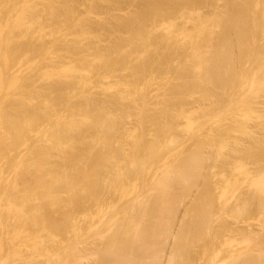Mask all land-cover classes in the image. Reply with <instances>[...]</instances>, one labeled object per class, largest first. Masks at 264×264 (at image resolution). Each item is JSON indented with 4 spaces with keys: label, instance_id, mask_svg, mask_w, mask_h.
Returning <instances> with one entry per match:
<instances>
[{
    "label": "bare ground",
    "instance_id": "obj_1",
    "mask_svg": "<svg viewBox=\"0 0 264 264\" xmlns=\"http://www.w3.org/2000/svg\"><path fill=\"white\" fill-rule=\"evenodd\" d=\"M9 1H10V0H0V14H1L0 16L4 15L3 18L0 17V18H2V20H1V19H0V20H1V21H3V20L7 21V20H9V17H10V19H14V16H15L16 14H17L16 16H17L18 18L15 16V17L17 18V19H16V18L14 19L15 22H14V20H12L13 22L11 21L10 23H9V22H5V21H3V22L1 23V21H0V24H1L0 27H1V26L3 27L2 30H0V54H1V56H3V60H4L5 58H7V61H6V59H5L4 61H5L6 63H8V66L10 67V68H9V67L7 66V64H6L4 61H3V62L0 61L1 63H3V65H6V66H7V67L3 66L4 68H6V69L8 68V71L5 70V69H2V70H3V71H2V70L0 69V92H1V95L3 94V92H4V94H5V92H9V93L12 94V96H10L9 94L6 93V97H9V96H10V98H11V100H10V98H9L7 102L5 101V100H6V99H5L6 97L4 98V94L2 95L3 97L0 96V102L2 101V102L0 103V104H1V106H0V157H4L5 154H6V155H7V154L10 155V156L7 155V156H5V157H8V156H9V158H6V159H9V160H11V161H9V160H5V157L3 158L5 162L7 161L6 164H7L8 169H9L10 166H11V168L13 169V170H11V168H10V169H9V171H10L9 173H8V171L6 170L7 173H8V176H9V174H11V172L14 171V170L17 171V172H19L20 174L17 173V172H14V174H16V177L18 176V178H20L21 182L24 183L25 185H24V184H23V186L20 185V184H21V183H20V180L17 179V178L15 179V176L12 177V180H9L7 174L4 172V174H6V177L8 178V181H9V182H10V181H13V182H14L13 185L11 184V185H12V186H11L12 188H13V187L16 188L15 185H16V184L18 185V184L20 183L19 185H20L21 187L19 186V187H17V188H18V190H19V189H20V190L23 189V190H22L23 193H22L20 190H19V193H18V192H15V191H14L15 188H13L14 190H12V188L10 187V190H9L10 194H9L8 192H6V191H8V189H9L10 183H13V182H10V183H9V182L7 181V179L5 178V176H4L3 173H2V169H3V168L1 167L2 165L0 166V168H2V169H0V173H1L0 175H1V176H4V178L2 177V179H3V181H5V186H6V187L4 186V182H3V186H1V184H2V181H1V180H2V179H0V183H1V184H0V189H3V188H1V187H4V189H5V191H4V190H3V191L1 190L2 193H0V194H1L0 197L3 196V195H2V194H4L3 192H6V193H5V194H6V197H5V194H4V196L2 197V198L5 197V198L3 199V202H4L5 200H7L8 202H9L10 200L12 201V200L15 199V197L18 199L17 202L14 200V202H16V203H14L13 201H12V202L10 201L11 204H12V203H14V204L10 205V202H9V205H10V206H9V205H7L8 202L5 203V202H6V201H5V202L3 203V202H2V198H0V199H1V200H0V204H1V202H2V205H3V207H4V210H5V208H6L5 206H7V207L9 206L6 210H9V208H11V211H8L9 214H8V213H5V214H4V212H3V213L1 212V211L3 210V208L1 207L2 210L0 209V215H1L0 217L2 218L3 215H4V217H3V219L0 218V223H1V221H2V223L6 222V221H7V223H8L9 220H7V219H8V216H7L6 214L10 215L9 217H11V215L13 214V215H12L13 218H14L15 214H17V215H24V216H26V217L28 218L27 215L29 214V216H30V220L32 219L31 217H33L32 220H36V221L38 222L39 219H40V220L43 219L42 217H44V216H42L41 218H39V217L37 218V215H38L39 213H41V212H42V213H46V212H47V211L44 212V211H43L44 209H48V211H49L51 208H53V206H55L57 209L60 208V205H61V204L58 205V203H60L62 199L60 200V202H59L58 199H60V196H61V194H62V192H61L62 190L64 191L65 194H66V191H67V194H68V193H70V194L75 193V194H77V195H81V196H79V197H81V202H82V200H87V199H88V195H89V198H90V197L92 198V199L90 198V199H91V202L96 203L94 206H96V205H98V204L100 205V204H101V203H99V201L101 200L100 197L103 195L102 193H103V191H104L102 188H104V189L106 190L107 187H108V188H110V186L112 187V184L109 183V184H110V185H109L108 182L110 181V179L113 180V178H111V177L113 176V174H114L116 171H118V170L120 169V166L123 165L122 167H124L125 165L127 166V165H129L130 163H131V165H130L131 167H130V166H127L128 168L126 169L127 171L130 170V171H128V173H127L128 175H129V173H130V175H129L128 177H127V174H126V177H127V178L124 177V176H125L124 173H126V172H124V171H126V170H125L124 168H122V167H121L122 170H121L120 172H119V171L116 172L115 175H114V178L117 176V173H118V176L120 175L119 177H121V175H123V178H120V180H119V179H118V180H119L120 182L126 183L127 186H128L127 182H128V180H129V178H130V176H131V178H130L131 181L129 180L128 183L131 182L132 185H129L128 187H126V188H128V189L130 188V189H129V190H128V189L126 190V188L122 187V188H124L123 193H122V194H123V197H127V196H125V195H127V194H126L127 192H128V194L130 195L131 193H129V192H130L131 190H132V191H131L132 193H133L134 190H136V193H137V191H139L138 188H137V187H139V184H137V183H140V182H141V180H140V182H138V179H140V176H141V175L143 176V178H144L145 176H148V175H149V174H148L149 171H151V173H150L151 175L154 174L155 177H156V178H155L154 175H152V176L154 177V179H155V183H154V184L160 182V181H158V180H157V182H156V179L159 178V177H162L163 182L166 183V185H167V182H173V181H172V180H173L172 177L174 176L173 173L177 172L176 170H174V171H175V172H174L173 169H176V168H177V166H178L177 162H178V161H179V162H183V163H181V166H182V167H183V166L187 167V168L184 167L186 172H183V171H184V168H182V167H181L182 169H181L180 167H178L179 169H181V171L177 168V170H179L178 174H179V175L184 174V176L186 177V179H187L188 177L191 178L192 175L195 177L196 174L199 175V173H201V172H202V173L205 172V174L207 173L206 175H208V172H210V171H206L207 169L203 166V165H204V162H203V165H202V160H200V159H201L200 157L203 156V154H204V156H205V155H206V152H205V150L201 152V150L206 149V147L208 146V145H206V144H210L211 142L213 143V141H212V139H210V138H209V139L211 140V142H210V140H209V141H208V140H204L205 138L202 139V138L200 137V135H201L202 137L204 136L203 134L206 133L205 130H206V129L208 128V126H209L208 123L210 124V126L213 124V127H214V126L217 127V126H216L217 123L220 122L221 126H220V124L218 125V126H220V127H219V130L221 131L220 128L222 127V131H224L226 128H227V129H226L227 131L225 130V132H223L222 135H221V133H220V135H219L218 132H220V131H218L215 127H214V128L216 129L215 131H217V133H218V135H219V136H218V135H217V136L220 137V138H222V139H220V140L223 141V140H224V139H223V136L225 137V136L227 135V133H229V132L232 131V130L230 131L231 128L228 130V126H227V125H229V127H231L230 125H232L233 120H232V121H229V120H231V119H229V118L232 117V116H230V115L235 114L236 111H238L236 114H238V115L243 114V116L241 115L242 118L239 119V118H236V117H240V116H238V115L236 116V114H235V115H234L235 117H232V118H233L234 120H235V118H236L237 120H239V122H237V121L235 120V121L233 122V124H234V123H235V124L232 125V127L235 126V125H236V122H237V123H239V125H238V124H237V125L240 126V129H243V130H245V131H240L239 128H237L238 126L236 125V128H237V129H235L236 131L233 130V131L236 132V134H237V135H236V134L234 133L236 137L234 138L233 134L230 133V135H229V134H228V135H229L230 137H232V139H229L230 137H228V135H227V137H225L226 142H225V141H224V142L221 141V143H224V144L226 145V148H228V149H229V147H230V149H231V146H230V145H232V144L235 143V145H232V146H235V147H233V148H235V150L237 149V151H241V152H242L243 149H245L246 151H247V150H251L252 147L254 148L255 145H256V146L258 145V150H257V149H254L253 151L251 150V151L253 152V153H252V152H251V153L254 155V154L257 153V152H258L257 154H259V152H260V156H261V158L263 159V155H264V153H261V152H263L262 150H264V149H262V148H264V145H263V144H260V145H261V148H259V147H260V146H259V143H261V142H259V141H260V138L258 137V139H259V140H257V141L259 142V143H258V142H256L255 139H253V138H257V137L250 138L249 136L252 135V134H255V135H256V134H258V132H261V131L263 132V130H264V127H263L264 125H263V126H259V125H257V126L254 127L253 129H251V128L254 126V125L252 126L251 123H254V124L257 123V122L255 123V122H252V121H255V120L257 121L259 118H260V120H261V119L264 117V114L261 113V112H264V111L261 110V109H259V110L257 109V108H258V107H257V104H259V103H257V101H256V100H259L260 98L264 97V70H263V69H264V42L262 43V42L260 41V40H262L261 38L264 37V14H262V15H261V14H260V15L257 14V16H255V14H256L258 11L260 12V10H263V9H264V7H263V6H264V3H263L264 0H261V1H260V0L258 1V0H257V3H256V4H254V3L256 2V0H255V2H254L253 0H227V1H224V0H223L224 3L226 2V4H227L226 7H224L225 4H224V5L222 4V6H223L224 8H227V10L225 9L226 12L224 11V14L221 15V13H218V11H216V9H218V8H214L216 12H215L214 10H213V11L211 10V9H213V8H210L211 11H210V10H209V11H210V12H214L215 16H213V13L211 14L210 12H209L208 14H209V15H212V16L209 17V18H208V14H207L206 18H205V16H199V17H201V18H199L198 20L196 19L197 21L194 20V21H195L194 24H196L197 26L194 27L195 25H194V24L192 25V27L194 28V30H193V28L190 27L192 23H190L189 18H187L188 21H189V22H188L189 24L186 22V26H184V25H185V24H184L185 21H184V23H181V24H180L181 28H182L183 30H187V32H186V31L184 32V33H186V35H183V33H182L183 30H182L177 24H175V25L178 26V27H177L178 29H177L176 27H175V28H176V29H175V28L173 27L174 25H170V24H171L170 22H171L174 18L171 20L170 18H172V17H170V15L168 16L167 13H166V14H165V13H163V14L160 13V14H162L163 16H165V18H168V17H169L168 19H169L170 22L168 23V21H166L165 23H167L168 25L166 24L165 26H166V27H169V26H170V27L173 29V31H172V29L169 27L171 30H170L169 28H165V29H166V30H165V29L163 28V27H164V26H163V27L161 28V29H162V30H161V34H164V33H167V32H168L167 34H165L166 36H165V35H162L163 39H164V38L167 39L168 37H170L169 39H172V35H173V33H175V34L177 33V36H178V33H179V39L182 38L181 36H183V37L186 36V37H190V38H191V39H190V38H189V39H188V38L186 39V37H185V38H182L184 42H180V40L177 39L178 37H177V38H173L174 40H175V39L177 40V42H176V40H175V42H176L177 44H179V42H180V45H182V46H179V45H177V44L174 43V42H171V43H174L173 45L176 44V45L178 46V48H180V50H181V48L183 47V48H182L183 52H182V51L180 52V50H179L177 47H176V48H177V49H176V48H175L176 45L170 47V48L174 47V49H171V50H173L172 52H173L174 54H176L178 57H180V54H181V53H182L181 55H183V56H185L186 54L189 53L188 56H190L189 58L192 59V61H191V59H190V61L192 62V64H195V65H193L195 68L192 66V64H191L190 62L188 63V62H186V61H185V64H186V63H188V64H186V66H185V64H184V60H186L185 58H188V56L185 57V58L181 56L180 58H182L183 61H180V59H179L178 57H176V58L179 59V61H180L179 63H181V64L183 63L182 66H183L184 69L189 65L187 68L190 67L191 70H189V69L186 68L187 71H188V70L190 71V72L188 71L187 74H186L187 71L183 70V68H182L181 65H179V64H178V65L180 66V68H182L183 71H185V73H184V72L182 73L181 71H180V72H181L182 74L179 73V72H177V71H176V72L174 71V73H173V71L171 70L172 68L170 69V67L168 68V66H167V68H165V69H167L168 71H166L165 69H164V70H165V71H164L163 68H160V65H159L160 62H159L158 60H160V58L162 59V58H163L162 55H164V53H165V50H164V51H163L164 53H163V54H160V50H161L163 47H165L164 45H162L163 42L161 43V40H163V39H161L162 37H160L161 40L157 38V40H159V41H158V42H159L158 45L161 43L160 45L163 46V47H161V49H160V46H156V45H155V47H159V48H158V49H160L159 51H158V49H155V50H157V51L153 50L155 47H154L153 49H151V48L153 47V44H151V46H149L148 49H147V45H145L144 42L147 44V43L149 42V41H148V40H149L148 37H150V36H147V39H148L147 41H148V42H146L145 35H147L148 32H147V34H146V32H145L144 30H146L145 28L148 27V28H147V31H148V29H152V28L155 27V26H153V27L151 26V28H150V27H149L150 25H149V26H146V27H145L144 25H146V23H147V22H145V21H148V24H150V23H149V20H150V19H148V17H149V14H150L151 12H153V13L155 12V13H154V16H155V15H156V16H155V20H153V16H152L151 19H152L153 21L150 20V22H155L156 19H158V18H159V20H162V18H163V20H165V18H164L162 15L157 16V15H159V14H158L159 12H163V11H161V9H162L163 7H164V9H165V7H166V10H167V11H168L169 9L171 10V8L174 9V10H175V9L178 10V9H179L178 7H180V8L183 7V8L186 10L185 6H183V5L181 4V2H183L184 4L186 3V6L189 7L190 5L188 6V4H189V3H188V2H189L188 0H187L188 2H186V0H144V1H143V0H140V1H142V2H140V4H141V3L143 4V5L140 6V7H141V11H140V8H139V10L136 11V13H135V17H133V19H131L132 16H128V17H131V18H129V19H130V20H129L128 18L126 19V17H125L126 22H127V20H128L127 23L124 22L125 20H122V21L120 20V21H118V22H121L122 25H123V22L125 23V25H123V28H122L123 30H122V31H128V30H127V29H128V25H129L130 28H131V27L133 28V27H134L133 25H135V24L137 23V21H138L139 23H142L143 21L145 22V24L142 23L143 26H141L140 29H139V26H137V27H138V30H137L138 33L142 32V31L144 32V33L142 32V33L144 34L143 36H141L142 33H141V34H138V33H137L138 35L141 36L140 38H139V36H138V40L141 39L142 37H144V40H145V41L142 39L144 42H142L141 40H139V42H136V41L134 42V40H137V39H136V38H137V34H136L137 31L135 32V30H134V33H133V35H132L134 39H133V41H132V40H131V41H132L133 44L136 43V44H135L136 46H137L138 44H140V45H141L140 48L143 47V46L145 45L144 48H141V51L138 50L140 53H142V51H146V50H147V51H150V53H149V52L145 53L146 55H147L148 53H149V54H152V53L156 54V53L158 52V54H159L160 56L157 54V55H156V59L153 58V57H155V56H153L154 54H153V55H149V54H148L149 57L153 56V57H151V58L154 59V60H156L157 63L153 62L154 60H151V61H152V62H151L149 58L147 59L146 57H148V56H146L145 59L143 58V59L139 60V56H140V55L143 56L144 53H142V54H140V55H137V57H138L137 59L139 60V62L137 61V63H135V65H137V66H133L134 64L132 63V61L130 62V61H128V59L125 60L126 58L129 57L130 54H134V53H135V52H134V51H135V49H134L135 47L133 46L132 43H131V45L134 47V48H133L134 51H133L132 49H131V51H130V52H132V53L128 52L127 49H129V47H128V48H126L127 46H126L125 48L123 47V49H125L128 53H130L127 57L124 56L125 53H122L123 49L121 48L123 45H125V42H123V43H124V44H123L122 41H121V42H120V43L122 44V46H121V44H119V42H116V41H115L116 39H114V41H115L114 43H115V44L118 43V47H117V45H115V47L112 48V47L114 46V44H113V45H111L112 47L107 48V49H110V50H111V48H112L111 51H112L113 57H114V53H115L113 50H114V49H115V50H116V49L118 50V49L121 48L122 51H121V50H119V51H121L122 55H121V53H120V56H121V57L124 56V57H123V59H122V58L119 56V57H120V61H118V62H120L121 65H120V64H117V66L119 65V66L124 67V68H123V70H124V69H126V67L128 68V66H130L128 63H132L133 65L131 64L132 66H130L129 70L133 67L132 69L134 70V74L136 75V77L139 75V74L137 75V73H136V71L139 70L137 67L140 68V70H139L138 72H139L140 74L142 73V75H144L143 73H145V71H146V72L148 71L147 68H149L150 66H152V68H154V65H155L156 67L159 65V66H158V69H159V68H160L159 70L162 69L160 72H162V76H163V77H161V81H160V79H159V80L156 79L155 81L163 82V81L167 80L165 77H168V76H169V77H168V79H169L170 76H171V78H170L171 80H170V81H173V82L175 83V84H172V85H173L172 90H171V88H167L168 91H169L171 94H174V93H173L174 90H175V91H174L175 94H176V92H180V91H181V82L187 77V76H184V77H185V78H184V77L182 76L183 74H184V75H189V74L191 75L189 78L187 77L188 80H189L192 76L194 77V78L192 77L193 81H192V79L189 80V82H192V84H191V83H186V84H190V87H189V85H187V86H186V85H183V86H182V89H183V90H182L181 92H182V93H183L184 91L187 92V89L190 88V90H191L190 93L192 92V94H190L191 96H192V95H197L196 93H198L199 95L197 96V99H199L198 97H200V99H202L203 97H201V95H205V94H206V95L204 96L205 99H204V98H203L204 100H203V99H202V100L199 99L201 102H203L202 104H200L199 101H198V102L196 101V103H198V104H197V105H198V109H196V108H197V105H195L196 103L193 101L195 104H191V103L188 101V100L191 98V96H189V94H188L189 92H188V93H185V92H184L185 95L187 94L186 97H188V98L190 97V98L187 100V101H188V102H187L188 104H187V103H186V104L181 103L182 106L180 105L181 107H184V106H186V105H187V107H189V106H190L189 103L191 104V106H192V105H195L196 108H195V106H194V108H193V106H192V107L190 106L192 109H194V110H193V112H194L193 114H192L191 110L188 109L190 112H187L188 110H187V111L185 110V109H187V107H186L185 109L183 108L184 111H186L187 113H186V112H183L182 114H180L179 111H180L181 109L179 108L180 110H178L177 108H178L179 106H178L177 108H175V106H176V103H177V102H179V104H180V102H183L182 99L184 98V96H182V95H184V94H182V93H181V95L179 94V97L182 96V97H181L182 99L179 98L178 100H176V98L174 99L173 96H170V97H173V98H170L169 96L166 97V96H164V95L167 94V89L165 88V86H163V87L165 88V89H164V88L162 87V85H160V84H162V83L158 84L157 87H158V89L160 90V86H161V89L164 90L165 92L162 91V90H161V91L157 90V91H159L160 93H161V92H164V93H162V94L159 93L161 96L164 94V95H163L164 97H163V96H162V98H161L160 96H159V98L157 97V98H158V100H157L158 102H157V101H156V102L154 101L155 103H157L156 105H155V103H153V102H152V103H153L155 106H157V107L159 106V107H160V109L156 107V108H157V109H156V112H159L161 115H162V114L164 115V113L166 114V112L168 111L167 108H166V112H163V111L160 112V110H164L165 106L171 105V106H169V107L174 108V109L170 108V110H172V112L169 110L170 113L167 112L168 114L164 115V117H163V115H162V120H163V121H158L159 124L165 123L164 120H166L169 116H170L169 121H168V119H167L168 122H167V121H166V122H167V123L171 122L172 119H173L172 117L175 118V117H176L175 115L177 114V113H175L174 116H172V115H173L172 113H174V111L178 112V114H179L178 116L181 115L180 118L182 117V115H183L184 113H185L186 115H187L188 113H190V116L187 115V117H186V115L184 114V117H186V118H187V121H189L192 125H190V123L187 122V121L185 120L186 118H182V119H184V121L187 122L186 124H189V125L186 126V124L184 125V123H183L184 121H183V122H182V125H184V126H183L184 128L181 126V124L179 125V123H181L180 121H181L182 119H180L179 122H176V121L178 120V118H179L178 116L175 118V119H177V120H174V119H173V123H172V124H174V122H176V125H177V126L174 124L175 126H173L174 128H173V127H172V128L175 129L176 127H178V130H177L178 133L175 132V133L178 134V137H179V135H180L179 133H181V132L184 131V134H185L186 131L188 132V130H189V132H188V136L190 137V136H192V134H193V136H194V138H193V136H192V138L190 137V138L192 139V140H190V141H194V140L197 139V138L195 139V135H196V137H197V134H196L197 132L194 131V133H195V134H194L193 131H191V129H193V127H194L197 131L199 130V128L202 130V127H203V125H204V127H203L204 132H202V134H200V132L198 131V132H199V135H198V136L201 138V140L198 139L197 142H196V141H195V143L192 142V143L195 145V147L197 148V150L199 149L198 152L195 150L193 153H195V154H197V153H198V154H199V153H202L201 155L199 154L200 157H199V155L197 154V155H198V156H197V160L200 158V159L198 160V161H199L198 163H201V165H200L199 168H198V166H197V165H198L197 160L195 161V159H196V155H194V154L192 153V151H191V153L193 154V156H192V154H190V153L188 154V151H187V152H186V153H187V157H186V155H185V157H184L183 154H186L185 151H184V153L180 155V156H181L180 159H179V156H177L178 153H177V154L175 153V155L177 156V158H175V156H174L173 154H171V155L174 156V159H177V160H175L176 162L174 161V162L177 164V165H174V166H176V167H174V166L172 167V166L170 165L171 161L168 163L169 165L166 164V163H167L166 161H164V164H165L166 166H168V167L163 166L162 164H160V163L163 162V158H161L162 161L160 162V160H159L160 158H159V157H162L161 154H160V153L158 154L159 151H158V150H155V149L152 148V147H156V148H157V147L159 146L158 149L162 150V152H165L164 150L168 151V149H169L168 147H169L170 145H169V143H168L167 141H169V139H170L171 137H172V139L170 140V144H171V142L176 144V143L179 141V138L184 136L183 133H182L183 136L180 135L179 138L177 137V135H175V139H176V137H177V140H174V141H173V138H174L173 136H171V137L168 136L169 139H168V140H164V141L166 142V144H167V145L165 146V145H164L165 143H163V142H164V141H163L164 138H163L162 136H160L161 133H159V131H161L160 128H163L162 125H164V124L160 125L159 128H158V126H157L156 124L154 125V123L151 122V125L153 124L154 127L157 126V131H158V132H156V133H158V135L160 136V138L162 137L163 139L160 140L159 136H157V137H158V138H157L158 140H156V139L152 140L153 138L151 137V138H152L151 140H152L153 144H152V145L150 144V145H151L152 147H151V146H148V149H149V150L146 151V148H147V147L145 146V148H144L145 150H142V151L140 152L141 155H144V154H145L144 152L147 153V152H149L151 149H154V153H155V151L157 152V159L159 158L158 160L154 161V160H155L154 157H156V153L154 154L153 151L150 152V155H149V154H146L145 156L148 155V157H150V160H149V158H148L147 160H148L151 164H152V162H153V164H154V162L159 163V164H156L157 166L155 165V167H154V165H151L149 162H147V160H144V162L142 163L143 159H146L147 157H146V158H142V157H144V156H142V157L140 158V154L137 153V152H136V153L134 152V153L137 154V155H135L134 153H133L134 155H132V150H130V149L133 147L132 149L135 150L134 147H135V146L137 145V143L139 142V141H138V142L135 141V142H136V143H135V142L133 141V139H134V138H137V137H134V136H133V134L136 132V130H134V129H136V126L133 127L134 125L132 126V124H131V126H132V128H134V129H131V131L133 130V131H135V132L133 133V131H132L133 134L131 133V135L129 136V138H130V137H131V138L134 137V138L131 139V140H132V143L134 142L135 145L132 144L133 146H132V145L128 146V148L131 147V146H132V147L129 149V151L127 150V151H128L129 153H131V154H128V157H126V156H125V153H126L125 151H126V149H125V148H123V149L121 148V147H127V145H129L131 142H130L129 144H127L126 146H121V147L119 146V148L122 149V151L125 150V151H124L125 153L122 152L123 155H124V156L122 155V157L120 156V155L122 154L121 151H118V150H120L119 148H117V149H118L117 151H116V150H113L114 148H112V147L114 146L115 149H116V146H115V143H114V142H110V141L113 139V137L116 138V136L119 135L118 133H120V132H117V131H119V130H117V127H118V128L120 127L121 129H124V128L121 127L120 123L123 122V120L127 122V119L124 118V117H126L125 114L127 113V111L129 112V108L126 109V107L123 106L122 108H124L125 110H123V109H122V110H123L124 112L126 111L125 114H124L123 111H122V112L119 113V114H121L120 116H118V114H115V116H113L114 113H115V112L117 113V111L119 112V110L115 111V108H113V107H111V106L114 105V107H116V106H115V105H117V102H116V101H117L118 99H119V100H122V99H123V100H125V101H123V102H125L124 104H127V106H130V104L132 103V105H131V106H132L131 110L133 109L132 111H135L136 109L134 110V108H137V107H138V106H137L138 103H139V104H142V103H143V104H142V105H144V106L142 107L143 110H142L141 107H140L141 105L139 106L140 108L138 107V110L141 109L140 111H142V113L139 112L138 110H137L138 112L136 113V115L134 114V112H131V113H133V114H131V113H130V114L127 113V116H128L127 118L131 117V118L135 121V119H136L137 116H138L137 114H139V115H140V117L138 116L139 119H140V118H141V120L146 119V117H145L146 113H145L144 109H146L147 107H145V106H148V108H147V109H148V110H147V113H148V112L150 111V109H151V108L149 109V106L151 107V104H152V103L150 104L149 101H148L149 104L147 105V100H146V98H145L146 94L141 95V92H142L141 90H143V89H144L143 87H145V85H146V84H143V83H146L145 81L150 80V79H151V76H149L150 78L148 77V78H149V79H148L147 76H146V73H145V75H144V79H142L141 77H143V76H142V75H139V77H137V78H139V81H138V83H137V79H136V78H135L136 80H135L134 78H133V80L130 78V76L132 77V74H131V75L129 76V79L132 81L131 84H130V81H128V80L126 81V79H125L126 77L124 78L125 80H123V81H122L123 78H122V79H119V77L121 78V75L123 76L124 73L121 74L120 76H118V75L116 76L117 73L115 74L116 71L114 72L115 69H113V67L116 68L117 66H115L114 64H113L114 66L111 65L112 61H114V60H116V59L113 60L112 55H111L112 60H111L110 62H109V61L107 62V63L110 64V65H108V64L105 63V62L107 61V58H108V57H107L108 54H106V53H108L110 50H107V49L105 48V50H107V52L105 53L107 56H105V54L103 53L104 48H103L102 46H99V47H102V48H103L102 50H100V52L102 51L101 53H103V54H98L99 52H97V54H98L99 56L96 57L97 54H96L95 51L98 49V45H96V46H97V49H96V48H95V43H96V42L93 44L94 41H93V42L91 41V40H93L94 38L91 39V38H92V36L90 35L91 32L89 33L90 30L88 29V28H90V27H89V23L91 22V20H94V19H91V20H90V18H93V17H94V16L92 17V14H93V13L91 14L90 18L88 19V20H90V22H89L88 20H84L83 18L81 19V23H82V25H83V22H85V21H86V23H88V24H87L88 27H87L86 24L84 23V26H86V27L83 28L85 31H86V28H87V32H88V34H89V36H87V35H88L87 32H86V34H84L85 32H84L81 28H80V30H79V31L82 30L81 33H79V31L76 30V29H73V30H72V26H71V25H72L73 23H74L75 26H79V25L81 24V23H79V25H77V23L79 22L78 20H80V19L77 18V19H78V20H77V19L74 17L75 13L77 12V11H76V12L74 13V15L72 16V18H75V20L73 19L74 22H71V23H72V24H71V23L69 22V20H72V18H71V16H70L71 13L69 12L70 9H69V8H66V9H69V10H68V12H69L68 15H69L70 17H68V15H67V13H66L67 17L69 18V19H68V18L66 17V19H68V20H67V23H69V24H67L66 21H65L66 19H63L61 16H60V17H61L62 19H58V21H60V20L63 21V20H64L65 22H63V25H64V23H65V25L67 24V25H66L67 27H68V25L71 24V25H70V26H71V27H70L71 29L69 28L70 31H68L67 34H65L66 31L64 30V28L66 29V26H65V25L63 26V25H62V27H64L63 30L65 31V33L62 34V27H60V29H61V30H59L60 33H61V34H60L59 31L57 32V30L59 29L58 26H57V28H52V27H56V26H54V25H57V24H55V23L52 22L53 26L51 27V26H49V25H52L51 22L49 21V22H50V23H49L48 21H46V22L49 23V25H48L49 27H48L47 25H46V26L43 25L44 28L46 27L47 30H48V31H45L46 28H45V30H43V28H42V27H43V26H42V24H43L42 22H44V21H42V20L40 19L39 16H38V17H39V19H40L42 22H41V21H40V22H39V21H36L35 19L38 20L37 16H36V17L32 16V13L34 12V10L37 9L36 7L38 6V8H39V7H40V6H39L40 3L44 5L43 2H45V0H41L40 3H38L40 0H39V1L37 0V1H38L37 4L35 3L36 0H31V1H35V2H34L35 6L33 5V2H31L30 4L28 3L27 6H26V2H25V1L30 2V0H29V1H28V0H24V3H25V4H24L23 2H21V0H19V1L16 0L18 3L20 2V3L24 4L23 6H26L25 9H22L23 6H22V4H20V5H21V9L24 10L23 12L21 11L20 8H19V9L17 8V7H20V5H17V6L14 5V4H17V2H16L15 0H14V2H16V3H14V4H12V3H13V2H12L13 0H11L10 2H9ZM22 1H23V0H22ZM46 1H47V0H46ZM56 1H57V0H55V2H56ZM62 1H63V0H62ZM62 1H59V0H58L57 3L60 2V4H62V3H61ZM65 1H67V0H65ZM65 1H64V2H65ZM69 1L72 2V0H69ZM100 1H103V0H100ZM115 1H116V0H115ZM115 1H114V2H115ZM121 1H122V0H121ZM136 1H137V0H136ZM190 1H191V0H190ZM192 1H193V0H192ZM192 1H191V2H192ZM203 1H206V0H203ZM203 1H202V2H203ZM210 1H212V2H211V3H207V4H209V5L211 4L210 6H212L213 4H214V6H215V4H217V3L215 2V1H217V0H215V1L210 0ZM210 1H209V2H210ZM48 2H49V3H48ZM48 2H45L46 4H47V3L49 4V5L47 4V6H54L55 4H56V6L58 5V4L55 3L54 1H53L54 3H52L51 0H50V1L48 0ZM50 2H51L53 5H51ZM64 2H63V5H64V7H65ZM71 2H69V3H71ZM84 2H85V0H84ZM88 2H89V1H88ZM92 2H94V1H92ZM96 2H97V1H96ZM98 2H99V1H98ZM103 2H104V1H103ZM106 2H107V1H106ZM112 2H113V0H112ZM116 2H117V1H116ZM130 2H131V1H130ZM200 2H201V1H200ZM206 2H208V0H207ZM206 2H204V3H206ZM253 2H254V3H253ZM8 3H11V8H14V7H12L13 5L15 6L16 9L14 8V9H12V10H13V11L15 10L16 13H14L12 10H10V6H9L10 4L7 5ZM65 3H66V2H65ZM69 3H66L67 7H68V4H69ZM110 3H111V0H110ZM110 3H109V4H110ZM118 3H119V1H118ZM126 3H127V2H126ZM187 3H188V4H187ZM260 3H261V4L263 3V4L261 5L262 7H258V6H260V5H258V4H260ZM31 4H32L33 6H32ZM41 4H40V5H41ZM46 4H45V5H46ZM87 4H88V3H87ZM91 4H92V3H91ZM94 4H95V3H94ZM137 4H138V3H137ZM180 4H181L182 6H181ZM194 4H195V3H194ZM207 4H206V5H207ZM30 5H31L32 7H34V8H36V9L33 10V12H32L31 10H29L30 8H32ZM43 5H42V6H43ZM95 5H96V4H95ZM100 5H101V4H100ZM116 5H117V4H116ZM119 5H120V4H119ZM127 5H129V4H127ZM165 5H167V6H165ZM195 5H196V4H195ZM198 5H199V4H198ZM217 5H218V4H217ZM5 6H6V7H5ZM56 6H55V7H56ZM83 6H84V4H83ZM89 6H90V5H89ZM89 6H88V8H89ZM96 6H97V5H96ZM168 6H169V8H168ZM200 6H201V5H200ZM214 6H212V7H214ZM28 7H29V8H28ZM55 7H54V8L51 7L52 9H51V8L48 9L47 7H46V8L44 7L45 9H48V10L51 9V11H52V14H50L51 11H47L49 14L46 12V13L49 15V18H50V16H53V13H54V12H55V13H58L59 10L61 9L60 7H63V6H62V5L57 6L56 8L59 9L58 11H57V10L54 11V9H56ZM58 7H59V8H58ZM64 7H63L62 9H64ZM90 7H91V6H90ZM192 7H193V6H192ZM194 7H195V6H194ZM215 7H216V6H215ZM218 7H220V5H219ZM26 8H27L28 11H26ZM88 8H87V10H88ZM101 8H102V7H101ZM104 8H106V7H104ZM115 8H116V7H115ZM119 8H121V7L119 6ZM167 8H168V9H167ZM32 9H33V8H32ZM90 9H91V8H90ZM90 9H89V10H90ZM94 9H95V8H94ZM94 9H93V10L91 9L92 12H96V11H97L96 9H95L96 11H95ZM99 9H100V8H99ZM106 9H107V8H106ZM113 9H114V8H113ZM187 9H188V8H187ZM189 9H191V8L189 7ZM192 9H193V8H192ZM220 9H222V7H221ZM220 9H218V10H220ZM259 9H260V10H259ZM8 10L11 11L10 14L14 13L13 18H11V16H12L13 14L10 15ZM17 10H19V11H17ZM41 10H42V9H41ZM72 10H73V9H72ZM91 10L88 11V12L91 13ZM104 10H105V9H104ZM109 10H110V8H109ZM162 10H163V9H162ZM174 10H171V11H174ZM177 10L174 11V12H172V13L168 11V14L171 13L172 16H173V15L176 16L175 19H176L177 21L174 19L175 22H178L177 15H179V14H178V11H177ZM194 10H195V9H194ZM20 11H21V12H20ZM25 11H26V13L30 11V15H29V17L27 16L28 14L25 13ZM37 11H38V9L36 10L35 15H37ZM56 11H57V12H56ZM63 11H64V10H63ZM63 11H60V12H63ZM70 11H71V10H70ZM100 11H101V10H100ZM102 11H103V10H102ZM106 11H107V10H106ZM139 11H140L141 13H140ZM167 11L164 10V12H167ZM186 11H187V10H186ZM31 12H32V13H31ZM44 12H45V11H44ZM60 12H59V13H60ZM65 12H67V11H64V13H65ZM71 12H74V11H71ZM98 12H99V11H98ZM175 12L177 13V15H176ZM182 12H183V9H182V11H181V15H182ZM188 12H189V11H188ZM188 12H187V13H188ZM193 12H194V11H193ZM263 12H264V10H263ZM263 12H261V13H263ZM21 13H23V15H22ZM24 13H25V14H24ZM64 13H63V15H64ZM85 13H86V12H85ZM89 13H88V14L86 13V15H90ZM131 13H132V12H131ZM133 13H134V12H133ZM133 13H132V14H133ZM156 13H157V14H156ZM173 13H174V14H173ZM183 13H185V15L182 16V19L184 18V16L187 17L186 12H183ZM222 13H223V11H222ZM39 14H41V13H39ZM42 14H43V12H42ZM47 14H46V15H47ZM136 14H137V15H136ZM138 14H139V15H138ZM190 14H191V13H189L188 16H189ZM194 14H195V13H194ZM218 14H220L219 17H216V16H218ZM33 15H34V14H33ZM54 15H56V14H54ZM61 15H62V13H61ZM66 15H64L63 17H65ZM81 15H82V13H81ZM83 15H85V14L83 13ZM95 15H96V13H95ZM108 15H109V14H108ZM130 15H131V14H130ZM133 15H134V14H133ZM146 15H148V16H146ZM150 15H153V14L151 13ZM22 16H23L24 19L22 18ZM30 16L34 17V19H31ZM42 16H43V15H42ZM44 16H45V14H44ZM57 16H58V15H57ZM57 16H54V17L57 18ZM76 16H77V15H76ZM78 16H79V15H78ZM96 16H97V15H96ZM98 16H100V15H98ZM161 16H162V17H161ZM167 16H168V17H167ZM175 16H174V17H175ZM193 16H195V15H193ZM193 16H191V18H192ZM196 16H197V14H196ZM220 16H222V17L220 18ZM258 16H259V17H258ZM26 17H28V19H31L33 23H32L30 20H26V19H27ZM46 17H47V16H46ZM46 17H45V18H46ZM54 17H53V18H54ZM83 17H84V16H83ZM101 17H102V16H101ZM104 17H105V16H104ZM108 17H109V16H108ZM111 17H112V16H111ZM115 17H116V16H115ZM117 17H118V16H117ZM146 17H147V18H146ZM150 17H151V16H150ZM150 17H149V18H150ZM156 17H157V18H156ZM202 17H203L204 19H203ZM4 18H5V19H4ZM25 18H26V19H25ZM42 18H44V17H42ZM47 18H48V17H47ZM47 18H46V19H47ZM53 18H52V19H53ZM79 18H80V16H79ZM85 18H87V17L85 16ZM97 18H99V17H97ZM102 18H103V17H102ZM109 18H110V17H109ZM109 18H108V19H109ZM123 18H124V17H123ZM142 18L145 19V20H143ZM180 18H181V17H180ZM197 18H198V17H197ZM95 19H96V18H95ZM146 19H148V20H146ZM168 19H167V20H168ZM200 19H201L202 22L200 21ZM202 19H203V20H202ZM205 19H206V20H205ZM207 19H208V20H207ZM16 20H17V21H16ZM73 20H72V21H73ZM82 20H84V21H82ZM117 20H119V19H117ZM140 20H141V22H140ZM142 20H143V21H142ZM159 20L156 21L157 24L159 23ZM191 20H192V19H191ZM26 21H27V22L30 21V23H29V25H28V29H30L29 31H30V34H31V35H32V34H35V33L38 35L39 33H42V32L45 31L44 33L41 34V36L43 35L42 38H46V39H49V38H50L49 35L51 34V37H53V38H50V39L54 40V36H55L54 33L57 32V33H59V34H58L59 38H58V36H56V37H57V41H59L58 39H60V38H62V37H64V36L66 35L67 38H69V39H66V36H65L64 39H66V41H65L63 38H62V41L67 42V40H69V42H70V38H71V37H68V36H69L68 34H70L71 32H72L71 34H73V31H74V30H75L76 32L78 31V32H77V35H79V34L85 35L84 37H86V39H84V40L89 41V42H92V43H91V44H93L92 47H94L96 50H94V48L92 49V47H90L91 45H88V44H89L88 42H87L86 46L88 45L90 50H91V49H92V51L94 50L93 52H95L96 55H93V58H94V56H95V58L98 60V62H97V60H92V58H90V56H92V55H89V54H91L90 51H86V50H87L86 48H88V47H86L85 44H84V43H86V41L83 42L84 45L82 44V45L85 46L86 48L83 47V46H81V42H82V41H81L80 39H83V36H82V35H81L82 38L80 37V35H79V36H76V34H75V38L73 37L74 34H73V35H70V36H72V38H74V39H72V38H71V39H72L73 41L75 40V42L71 41L72 44L70 43V44H71V48H70V46H69V49H73V50H74V49H78L77 46H80L81 48L83 47V48H84L83 50H80V51H78V50H74V51L82 52V53H81L82 56H83L84 53H87V54H84V56L87 57V60H86V61L83 59V58H86V57L83 56V58H80V56H81V55H79L80 53L75 52V53H77L76 55H79V56L77 57V56H73V54H74L73 52H74V51L72 52V50H71L72 53H70V52H69L70 50H69V51H68V50H65V49H66V47H65V43H63V45L60 44V42L62 43L61 40L59 41L58 44H57V43H56V44L53 43L54 45H52V43H51V44L48 43V44H49V45H48V44H47V41H48V40H47V41H46V40H43V39L41 38L40 34H39L38 36L40 37V39L43 40V42H46V45H47V46L44 44V46H42V47L45 48V46H46V47L49 46V47H48L49 49H48V48H45V49H47V50H45L46 52H49L50 50H52V47H53V46L56 47V46H59V44H60V46H62V47L64 46V48H65L64 51H63V48L59 46L60 48H62L61 50H62L63 53L66 51V52L63 54V56H62V54H61L62 52L60 51V48L57 47V49H56V50H59L58 53L61 54L60 57H63V58H64V57L67 55L66 53H70V55L73 56V57L69 56L70 59H73V60H74V63H76L77 65H78V63H80V64H79V67H80V68H85V66H86V68L84 69V71L81 69V72H82V71L85 72V70H86V72H87V67H88L89 70H88L87 73H89V71L93 70L92 68H94L93 71H94V73H95L96 70H97V68H99V69H98L99 71L96 72V73H97V74H96L97 77H96V75H95L94 73H92L93 71H91L90 74H94L95 76L92 75V77L94 76L95 78H92V79H91V76H89V74L87 75V80L90 78V79H89L90 81H95V82H93V83H94V84L97 83V84H96L97 87H98V84H99V88L102 86V85L100 86V84L103 83L102 81H106V82H107V81L109 80L108 82H111L112 79L115 80L116 82L121 81V82H120L121 84L116 83V82H115V83H116V84H115V83L112 81L113 83H112V84L107 83L108 85H107V84L105 85V82H104V89H105V91H106V89L108 88V90L106 91L107 93L109 92V93L111 94V92L113 91V89L111 90V88L108 87V86H110V85H111V87H113V88L115 89V88L117 87L116 85H118V87H119L120 85H121V86H125L126 84H130V86H131V85L134 84L135 81H136L137 84H134L135 87H136V86H141L142 84H143L144 86H141V90L139 89L140 87L135 88V89L138 90L139 92H136L135 94H133V93H132V92H134V90H133V89H134V85H133L132 87H130V88H133V89H131L132 92L129 90V92H128L127 94H125V95H124V94H121V90L124 91V90L126 89V87L122 89L121 86H120V87H119V90H118V87H117V90H118V91H117L116 89H115L114 91L118 92L119 95L117 94V96H116V95L113 96V94H111V95L108 94L109 96H113V97H111V98H112V102H110L109 105H108V108L111 107V108H109V109H111V110L107 109V106H106V107L104 106V107L109 111V112H108L106 109H103L104 107H103V105H101V103H102V104H106V102L111 101V98H109V96H108L107 94H104L103 96L107 95L108 98H106V102H103V101H105V99H104V97H101V96H102V94H103L105 91H104V89H103L102 87H101V88L103 89V90H102L103 92L101 93V92H100L101 89H98V88H97L98 91H99V90H100V91L97 92V90H94V89H95V86H94V88H93L92 86H90V85L88 84L90 81H89V82L86 81V79H85V78H86V77H85L86 75H83V74L81 73V74H82V76H81V75L79 74V75H80L79 77H83V76H84L83 79H81V80L78 78V76H74L73 73L76 74V71L79 72L80 68H79L77 65H74V64L72 65L73 61H72V60L69 61V59H68V58H69V57H68L69 54L66 56V57H67L66 59H68V61H66V63H67V62H68V63H69V62H70V63L72 62L71 64H68V65H67V64H65V61H64V62H63V61H62V62L60 61L59 63H58V62H57V63L55 62V63H56L55 66H56V65L58 66V64H59V66H60V63H61L62 66H65V65L69 66V68H68L67 66H65V67H64V70H62L63 67L60 66V67H62V69H61V70H62L61 75H62V74L65 75V73H63V71L65 72V70H67V68H68V70L66 71V73H68V71H70V69H71L70 67L73 68V67L76 66L75 68L71 69L70 72H72V73H68V74H66V75H68V76H64V75H63V77H62L61 75H59L60 72H61L60 69H59V66H58V68L56 67V68L54 69V66H52V64H50V61H51L52 59L56 58V56H55V57L53 56V55H56L55 53H57V52H55V51H56L55 49H53L52 51H50V52H53L54 54H53V53H46L45 51H43L44 48H42V49L39 50L40 47H39L38 45L41 44V42H42L41 40H40V41H39V40H36L37 44L40 42V44H38V45L36 44L37 47H39L38 49H37L36 45L34 46V48L32 47V48L34 49V54L37 56V55H39L40 53H43V54L46 53L45 55H47L48 57H47V56H46V57H45V56L43 57V56H42L43 54H40V55L42 56V59H41V58L39 57L40 55L37 56V58L39 57L41 60L38 58V59H37L38 62L35 61V63L37 64V66H36V64H35L34 61H33V60H35L36 56L34 57V55H33L32 62H31V60H30L31 58H30V57H31V55L33 54V52H32L33 50H31V47H29V46H33L32 44H34V43H36V42H35L34 40H32L33 38L31 37L30 34H28L29 31H28L27 28L25 29L26 31H28L27 33H25L26 31L23 30V29L27 26V24H28ZM34 21H35V22H34ZM51 21H52V20H51ZM55 21H56V20H55ZM58 21H56V23H58ZM62 21L59 22V24H58L59 26L62 24V23H61ZM87 21H88V22H87ZM99 21H100V20H99ZM109 21H110V20H109ZM179 21L181 22V20H179ZM182 21H183V20H182ZM198 21H199L200 23H199ZM36 22H37V23H36ZM46 22H45V23H46ZM93 22H94V21H93ZM100 22H101V21H100ZM104 22H105V21H104ZM115 22H116V21H115ZM115 22L112 21V25H113V27L115 28L116 26H118V28H121V26L119 27L120 24H119L118 22H116V23H117V25H116ZM133 22H134V24H133ZM160 22H163V21H160ZM175 22L172 21V24H174ZM191 22H192V21H191ZM3 23H4V24H3ZM5 23H6V24H5ZM35 23H36L37 25H36ZM40 23H41V25H38V24H40ZM60 23H61V24H60ZM91 23H92V22H91ZM91 23H90V24H91ZM97 23H98V22H97ZM108 23H110V22H108ZM108 23H106V24H108ZM113 23H114V24H113ZM139 23H137V25H140ZM197 23H198V24H197ZM2 24L5 25V26H3ZM32 24H33V25H32ZM101 24H103V23H101ZM110 24H111V23H110ZM131 24H133V25H131ZM152 24H155V23H151V25H152ZM157 24H156V25H157ZM162 24H164V23H162ZM178 24H179V23H178ZM182 24H183V25H182ZM187 24H188V25H187ZM31 25H32V26H35V25L38 26V29H41L42 32H40V30L37 31L36 27H35L36 30H35V29L32 30L34 27H32V29H31V28H30ZM74 25H73V26H74ZM93 25H94V24H93ZM95 25H96V24H95ZM98 25H99V24H98ZM98 25H97V26H98ZM114 25H116V26H114ZM130 25H131V26H130ZM159 25H160V24H159ZM189 25H190V26H189ZM29 26H30V27H29ZM108 26H109V25H108ZM124 26H127V29H126ZM135 26H136V25H135ZM187 26H188L189 29L191 28L193 31H190L191 29H190V30L187 29ZM4 27H5V28H4ZM39 27H40V28H39ZM50 27H51V28H50ZM79 27H83V26L80 25ZM104 27H105V26H103V28H104ZM109 27H110V28H109L110 31H108V28H107L106 31L109 32L110 34H112V33H111V30H112V32H113L115 29L113 30V29H111V28H112L111 26H109ZM157 27H158V26H157ZM184 27H185L186 29H184ZM48 28L50 29V31H49ZM75 28H76V27H75ZM93 28H94V26H93ZM103 28H102V29H103ZM124 28H125L126 30H124ZM141 28H142V30H141ZM211 28H212V29H213V28H214V29H217V32H219V30H220L219 35H218V33L216 34V30H212ZM0 29H1V28H0ZM52 29H53V30H52ZM54 29H55L56 32H54V33H50L51 30L54 31ZM56 29H57V30H56ZM77 29H79V28H77ZM96 29H97V28H96ZM102 29H101V31L104 32V29H105V28H104L103 30H102ZM116 29H117V27H116ZM135 29H136V28H135ZM159 29H160V26H159ZM179 29H181L182 32H180ZM3 30H4V33H3ZM67 30H68V28H67ZM71 30H72V31H71ZM91 30H92V29H91ZM94 30H95V29H94ZM119 30H120V29H119ZM132 30H133V29H132ZM132 30H130V31H132ZM139 30H140V31H139ZM156 30H158V29H156ZM163 30H164L165 32H164ZM168 30H170V32H169ZM175 30L178 31V32H174ZM210 30H211V31H215L213 35H211L212 33H211ZM16 31H18V32L15 34ZM23 31H24V32H23ZM32 31L35 32V33H31ZM36 31H37L38 33H37ZM92 31H93V30H92ZM106 31H105V33H107ZM153 31H154V30H153ZM153 31H152V33H153ZM166 31H167V32H166ZM171 31H172V33H171ZM189 31H190V32H189ZM209 31H210V32H209ZM48 32H49L50 34H49ZM69 32H70V33H69ZM76 32H74V33H76ZM82 32H83V33H82ZM94 32H95V31H94ZM120 32H121V31H120ZM150 32H151V31H150ZM150 32H149V35H150ZM154 32H155V31H154ZM156 32H157V31H156ZM156 32H155V33H156ZM163 32H164V33H163ZM2 33H3V34H2ZM19 33H20V34H19ZM45 33H46V35L49 34V35H47V37L49 36V38H47V37L44 36ZM57 33H56V34H57ZM96 33H97V32H96ZM109 33L107 34V36L109 35ZM122 33H123V32H122ZM126 33H129V31L126 32ZM155 33H154V34H155ZM157 33H158V32H157ZM157 33H156V34H157ZM170 33H171V34H170ZM180 33L182 34L181 36H180ZM14 34H15V35H14ZM17 34H18V36H20L19 38H18V36H17L18 41H19L20 38H23L24 43H25V41H28V39H29V42H28L27 45H28L30 51L28 50V48H27L28 51H24V49H22L23 47L26 48V46H27L26 43L22 45V44H20V42L23 43V41H19V46L21 45V46L19 47V46H18V43H17V40H15V39H17V38L14 37V38L12 39V37H13V36H16ZM24 34H26V35L28 34L29 36H28V35L25 36ZM52 34H53V36H52ZM64 34H65V35H64ZM114 34H116V33L113 32L112 35L114 36ZM117 34H119V33L117 32ZM129 34H130V33H129ZM129 34H128V35H129ZM134 34H135V35H134ZM156 34H155V35H156ZM168 34H169V35H168ZM92 35H93V34H92ZM100 35H101V34H100ZM103 35H104V34H103ZM130 35H131V34H130ZM155 35H153V36H155ZM158 35H159V34H158ZM210 35H211V36H210ZM214 35H215V36L218 35V36H217L218 38H216ZM32 36H33V35H32ZM110 36H111V35H110ZM113 36H111V37L113 38ZM132 36H131V37H132ZM134 36H136V38H135ZM151 36H152V35H151ZM174 36L176 37V35H174ZM201 36H204L205 39L202 38ZM208 36H210V37H212V38H208ZM213 36H214V37H213ZM26 37H27V40H25ZM28 37H31V39L28 38ZM33 37H35L36 39H39V37H37L36 35H34ZM56 37H55V38H56ZM76 37H77V38H76ZM119 37H120V36H119ZM124 37H125V36H124ZM126 37H127V35H126ZM199 37H200V38H199ZM79 38H80V39H79ZM87 38H88L89 40H87ZM95 38H96V37H95ZM97 38H98V37H97ZM99 38H100V37H99ZM99 38H98V39H99ZM107 38H109V37H107ZM107 38H106V39H107ZM151 38H152V37H151ZM151 38H150V39H151ZM193 38H194V39H193ZM195 38H197V39H195ZM207 38H208V39H207ZM214 38H215V40H213ZM11 39L14 40V41L17 43V45H13ZM90 39H91V40H90ZM103 39H104V38H103ZM117 39H118V38H117ZM124 39H125V38H124ZM152 39H153V38H152ZM165 39H164V40H165ZM169 39L165 40V43H163V44L166 45V48H165V49H167V47H168V45H169V44L166 43V41L168 42ZM182 39H181V40H182ZM192 39L194 40V43L192 42ZM201 39H203L205 45L203 44V41H202ZM210 39H211V41H213L214 43H215L216 40H217V41H216V43L214 44L213 42L210 41ZM263 39H264V38H263ZM30 40H31V41H30ZM55 40H56V39H55ZM78 40L81 41V42H80V45H78V44H79V42H77ZM84 40H83V41H84ZM96 40H97V39H96ZM101 40H102V38H101ZM108 40L110 41V39H108ZM108 40H107L106 42H108ZM112 40H113V39H112ZM138 40H137V41H138ZM155 40H156V39H155ZM164 40H163V41H164ZM185 40H186V41L191 40L190 42L194 44V46L192 47V49H191V46H192V45L189 47V49H191V50L188 49L189 44L186 46V41H185ZM196 40H197V41H200V43H199V42H198V43H199V44H203V46H205V47L208 48V49H206L205 47H201V49H199V47H200L201 45H199L198 43H196V45H195V41H196ZM206 40H207V41H206ZM14 41H13V42H14ZM32 41H34V42L32 43ZM50 41H51V40H50ZM50 41H49V42H50ZM98 41H99V40H98ZM117 41H119V39H118ZM123 41H124V40H123ZM131 41H130V42H131ZM140 41H141L142 43H141ZM151 41H152V40H151ZM172 41H173V40H172ZM209 41H210V43H212V44L209 43L211 46L208 44L209 47H211V48H209V47L207 46V43H208ZM262 41H264V40H262ZM10 42L12 43V45H13L14 47H11L12 45H10V44H11ZM15 42H14V43H15ZM30 42L32 43L31 45H30ZM55 42H56V41H55ZM99 42H101V41H99ZM112 42H113V41H112ZM112 42H110V43H112ZM154 42H155V41H154ZM156 42H157V41H156ZM156 42H155V43H156ZM190 42H189V43H190ZM206 42H207V43H206ZM16 43H15V44H16ZM103 43H104V42H103ZM127 43H128V42H127ZM149 43H150V42H149ZM149 43H148V44H149ZM152 43H153V42H152ZM155 43H154V44H155ZM168 43H169V42H168ZM171 43H170V44H171ZM182 43H184V44H182ZM99 44H101V43H99ZM129 44H130V43H129ZM129 44H128V46H129ZM143 44H144V45H143ZM41 45H43V44H41ZM50 45L52 46L51 49H50ZM68 45H69V44L67 43V44H66L67 49H68ZM106 45H107V44H106ZM108 45L110 46V44H108ZM119 45H120V46H119ZM126 45H127V44H126ZM142 45H143V46H142ZM183 45H184V46H183ZM9 46H10V47H9ZM17 46H18V51H20L19 54H20V53H23V52H21V51H24L25 54L27 53V54H26V57L29 56V54H30V57H29L30 59H29V58H26V57L24 58V56H20L21 54H20V55L18 54V55H19V58L21 57L20 59H22V57L24 58V59H22V60H25V59L27 60V59H28L27 62H26V61H22L24 64L21 65V64H20L21 60L18 58V55L16 54L17 57H15V60H16L17 63L19 62L17 65L22 66V67L18 68V71H19V72L17 73V67H18V66L16 65L15 60L12 61V62L15 63V64L13 63V64L15 65L14 67H16V70H15L16 73H15L14 70H13L14 68L12 69L11 66H10V65H12V64H10V63H11V62H10L11 60H10V58L8 59V57H9L8 55L11 54L10 56H12V54L14 53L13 56H16V55H15V51L17 50V48H16ZM132 46H131V47H132ZM169 46H170V45H169ZM185 46H186L187 49L185 48ZM212 46H213V47H212ZM21 47H22V48H21ZM35 47H36V51H35ZM54 47H53V48H54ZM107 47H108V46H107ZM116 47H117V48H116ZM119 47H120V48H119ZM137 47H139V45H138ZM150 47H151V48H150ZM236 47H237V48H236ZM11 48H12V49H15V48H16V49H15V51H13ZM58 48H59V49H58ZM140 48H139V49H140ZM170 48L168 47V49H170ZM203 48L206 49L207 51L205 52ZM20 49H22V50H20ZM85 49H86V50H85ZM89 49H88V50H89ZM168 49H167L166 51H169ZM184 49H185V52H186V50H187V52H188V51H189V52H188V53L186 52V54H185ZM198 49H199V50H198ZM209 49H211L213 52H212V51L210 52ZM235 49H237L238 52H233V51H237V50H235ZM7 50H8L9 52H10V50H12V53H11V52H10V53L8 52V53H9V54L7 53V54H8V55H7L8 57H4V56H5L4 54L7 52ZM25 50H26V49H25ZM37 50H38V51H37ZM41 50H42L43 52H40ZM48 50H49V51H48ZM54 50H55V51H54ZM84 50H85V51H84ZM117 50H116V52H117ZM152 50H153V52H152ZM162 50H163V49H162ZM174 50H177V51L179 50L180 53L177 52V51H176V52H177V53H176ZM200 50H201L202 53H204V52H205V53L210 52V54L207 53V55L209 54L208 57H207V55H206L205 53H204V54L200 53ZM18 51H17V53H18ZM67 51H68V52H67ZM83 51H84V52H83ZM98 51H99V49H98ZM111 51L109 52V54L111 53ZM136 51H137V50H136ZM29 52H32V53H29ZM44 52H45V53H44ZM88 52H89V54H88ZM104 52H105V51H104ZM123 52H124V51H123ZM133 52H134V53H133ZM151 52H152V53H151ZM172 52H170V54H169V56H170L171 58H173V57L171 56ZM239 52H240V53H239ZM2 53H3V54H2ZM28 53H29V54H28ZM37 53H38V54H37ZM58 53H57V55H58ZM118 53H119V52H118ZM136 53H137V52H136ZM161 53H162V52H161ZM178 53H179V55H178ZM183 53H184L185 55H184ZM199 53H200V55H202V56H203V55H204V56L206 55L205 57H204V56H203V57H204V58L207 57L208 59H204L203 57H202L203 59H200V60H199V58H198V60L195 59V58L198 57ZM235 53H236V54H235ZM237 53H239V54H238L239 56H236V57H237V60H236L234 56L237 55ZM65 54H66V55H65ZM22 55H24V54H22ZM49 55L52 56V57H54V58L51 59V57H50ZM74 55H75V54H74ZM87 55L89 56V59H88V56H87ZM100 55H103V56H100ZM115 55H116V54H115ZM200 55H199V57H200ZM13 56H12V57H13ZM82 56H81V57H82ZM104 56H105V57H104ZM116 56H117V55H116ZM134 56H135V55H134ZM158 56H159L160 58H158V60H157V57H158ZM161 56H162V57H161ZM165 56H166V55H165ZM167 56H168V55H167ZM173 56H174V55H173ZM196 56H197V57H196ZM260 56H261V58H260ZM12 57H11V59H12ZM60 57H59V58H60ZM74 57H75L76 59H74ZM106 57H107V58H106ZM109 57H110V55H109ZM131 57H133V56L131 55ZM140 57H141V56H140ZM174 57H175V56H174ZM262 57H263V58H262ZM1 58H2V57H0V60H1ZM13 58H14V57H13ZM16 58H17V59H16ZM45 58H47V62H46V63L50 64V65H51V66H50L51 68H50L48 65H47V68H46V63H43V62H45V60H46ZM49 58H50L51 60H50ZM57 58H58V57H57ZM63 58H61L60 60H64V59H65V58H64V59H63ZM95 58H94V59H95ZM98 58H102V60H100V59H98ZM103 58H106V60H105V59L103 60ZM124 58H125V59H124ZM135 58H136V57H135ZM141 58H142V57H141ZM166 58H167V57H164L165 61L168 59V58H167V59H166ZM176 58L174 59L175 61L178 60V59L176 60ZM189 58L187 59L188 61H189ZM200 58H201V57H200ZM44 59H45V60H44ZM48 59H49L50 61H49ZM77 59L79 60V62H77V61H78ZM82 59H83V60H82ZM90 59H91V60H90ZM129 59H130V57H129ZM146 59H147V60H146ZM238 59H239V60H238ZM8 60H10V61H8ZM12 60H13V59H12ZM19 60H20V61H19ZM29 60H30V61H29ZM39 60H40V61H39ZM43 60H44V61H43ZM57 60H58V59H57ZM57 60L54 59V61H57ZM80 60H81V61H80ZM88 60H89V62H88ZM109 60H110V58H109ZM117 60H118V59H117ZM143 60H145L144 63H143ZM245 60L247 61V63H248L249 61H250V63L252 62L253 65H254V66H257V67L255 68V67H253V65L251 64L252 67H253L252 69H251V68L249 69V67H251V66H249L248 68H246V67L248 66V64L250 65V63L246 64ZM41 61H42V63H40ZM48 61H49V62H48ZM54 61H51V63H53ZM82 61H84L85 64H86L87 62L90 64V63H92L93 61H95L96 63L100 64V66L102 65V61H103V62L105 61V62H104V63H105L104 65H106V66L103 67V65H102V67L105 69V70H103V71H105V72H104V75H105L106 73L108 74V72H109V71H106L107 68H108V69L110 68V69H113V70H110V69H109V70H110V73H109L110 75H107V74H106L107 76L105 75L104 78L107 77V79H108L109 76H112V78H109L108 80L105 78L106 80H105V79L103 80V77H102L103 75H101V76H100V78H101V80H102V81H100L101 83L96 82V81L100 80V79H98V80H96V79L98 78V75H100V72L103 74V71H100V70H102L103 68H100V66H98V67L95 68L94 66H97L98 64L95 65L94 62H93L94 65H93V63H92L91 66L87 63V64L90 66V68H91V70H90L89 66L85 65L84 62H82ZM99 61H101V63H100ZM122 61L127 62V65H126V63L124 62V63H125V66H123L124 63H123ZM133 61H136V59L133 60ZM146 61H147V62H148V61L151 62V65H150V63L148 62V63H149L148 65H150L149 67L147 66V64L145 65ZM169 61H170V60H169ZM175 61H174V62H175ZM194 61H195V63H193ZM235 61H236V62H239V64H237V63L235 64ZM243 61H244V62H243ZM28 62H30V63H28ZM114 62H115V61H114ZM118 62H115V63H118ZM121 62L123 63V65H122ZM141 62H142V63H141ZM158 62H159V63H158ZM171 62H172V61H171ZM240 62H241V63H244V64H246V65H243V64H242V66H241V65H240L241 63H240ZM4 63H5V64H4ZM26 63L30 64V65L32 66V69H33V70L30 69V68H29L30 65H28V64H26ZM32 63L35 64L36 67H33ZM62 63H64L65 65L62 64ZM138 63H139V65L142 66V68H141L140 66H138ZM140 63H141V64H140ZM153 63H154V64H153ZM163 63H164V62H163ZM167 63H169L168 60H167ZM167 63L165 62L166 65H168ZM175 63H176V62H175ZM25 64H26L27 66H26ZM43 64H44V65H43ZM83 64H84L85 66H83ZM157 64H158V65H157ZM160 64H161V63H160ZM165 64H162V65L164 66ZM172 64H173V63H172ZM262 64H263V65H262ZM1 65H2V64H1ZM24 65H25V66H24ZM39 65H40V66H39ZM53 65H54V64H53ZM70 65H71V66H70ZM143 65H145V67L147 66V67L145 68L146 70L143 68V67H144ZM162 65H161V66H162ZM166 65H165V66H166ZM190 65L193 67V69H192V67H191ZM221 65H222V66H221ZM237 65H238V66H237ZM261 65H262V67H261ZM23 66H24V67H27V69H26L25 71H27V73H28V72H31L32 75L36 74V73H33V72H35V70L38 69V66L41 67V68H39L37 71L40 70L38 73H41V74L44 73V74H42V77H41V74H39L38 76H40V78H39L37 75H36L37 77H36L35 75H34V76L31 75V77H32L31 79H33V81L31 80L29 85H31L32 82L35 83V82H34L35 80H37V81H36V82H37L36 85L38 84V82H40V81H42V80H43L42 82H44V81L46 80L44 83H46L48 80H49L48 82L52 81V82H50V86H51V88H50V86H49V88H50V89H53V92H54L55 95H54L53 93H50L48 87H47L46 89H48V91H49L50 94H47L48 92H47L46 90H44L45 87H46V84H47V83H46V84H44V83L42 84L43 87H44V88H43L42 85H40L42 82H40L39 86H41L43 89H42V88H39V86L37 85V89L39 88L40 90H43V91H44L42 94H41V91H40V90H38L40 93L37 91L36 87H35L34 89H32L31 86L28 85V86L31 88V89L29 90V89H28L29 87L26 86V84L29 83V79H30V77H28V76H29L28 74H27L28 76L25 75V77H28V80H27V78H26L25 81H24L23 78H22L23 80L21 79V80L23 81V83H20L19 86L22 87L21 84H23V87H22L21 89H19L18 86H17V84H19V82H21V80L19 79V80H20V81H19V80H17V79H18V77H19V74L21 73L20 71H22L23 73L25 72V71H23V70L25 69ZM31 66H30V67H31ZM42 66H45V69H44V67H42ZM81 66H82V67H81ZM92 66H93V67H92ZM107 66H108V67H107ZM110 66H111V67H110ZM119 66H118V67H119ZM169 66H170V65H169ZM173 66H174V65H173ZM215 66H218V67L220 66L221 68L224 67V69L227 70V71H229V73H230V71H232V70L234 69V72L232 71V73H230V75L227 74V75H228V76H227V75H226V71H225L224 69L222 70V69L220 68V69L222 70V75H221V73H220L221 70L218 69V68L215 67ZM234 66H235V68H236V66H237V68H239V69H240L239 66H241L242 68H244L243 66H246L244 69H246L247 71H248V69H249L251 72H249V71H248L249 73H248V72H242L244 69H243L242 71H241V70H235ZM1 67H2V66H0V68H1ZM3 67H2V68H3ZM12 67H13V66H12ZM48 67H49V68H48ZM106 67H107V68H106ZM135 67H136V68H135ZM174 67H175V66H174ZM231 67H232L233 69H231ZM260 67H261V68H260ZM21 68H24V69H21ZM28 68H29L30 70H32V71H28ZM65 68H66V69H65ZM77 68H79V70H75V69H77ZM152 68H151V70H150V69H149V70L152 71ZM180 68H176V69H180ZM216 68H217L218 70H217ZM242 68H241V69H242ZM9 69H10V72L12 71V72H11L12 74H10V75L13 76L14 74H17V75H15V76H17V79H16L15 76H14L15 78L12 77V76H9V77L7 76V73L9 72ZM11 69H12V70H11ZM19 69H20V70H19ZM43 69H44V70H43ZM46 69H48V70H47V73H45V72H46V71H45ZM51 69H53V70L58 69V70L55 72V71H53V70H51ZM108 69H107V70H108ZM118 69H119V68H118ZM137 69H138V70H137ZM143 69H144V70H143ZM174 69H175V68H174ZM213 69H215L214 72H213ZM254 69H255V70H254ZM4 70L7 71V72H5L6 74H4ZM42 70H43V72H41ZM74 70H75V71H74ZM116 70H117V68H116ZM123 70H122V71H123ZM129 70H127V71H129ZM133 70H132V72H133ZM135 70H136V71H135ZM141 70L144 71V72H142ZM155 70H156V69H155ZM159 70H158V71H159ZM169 70H171V72H170L171 74H170V75H168ZM180 70H181V69H180ZM216 70H217V71H216ZM246 70H245V71H246ZM37 71H36V72H37ZM44 71H45V72H44ZM50 71H51V72H50ZM118 71H119V70H117V72H118ZM163 71H164V72H168V73H165V74H164ZM178 71H179V70H178ZM223 71H225V72L223 73ZM236 71H237V72H236ZM238 71H239V73H238ZM240 71H241V73H240ZM10 72H9V73H10ZM52 72H53V73L55 72V74H53ZM57 72H58L59 74H58ZM78 72H77V73H78ZM86 72H85L84 74H87ZM111 72H112V73L114 72L113 75L111 74ZM123 72H126V71H123ZM132 72H130V73H132ZM153 72H154V70H153ZM215 72H216V73H215ZM218 72L220 73L219 76L221 75L220 78L222 77L221 80H220V79H219V80H215L216 78H218V76H217V75H218V74H217ZM13 73H14V74H13ZM31 73H30V74H31ZM38 73H37V74H38ZM79 73H80V72H79ZM98 73H99V74H98ZM120 73H122V72H120ZM148 73H149V71L147 72V74H148ZM150 73H151V72H150ZM155 73L157 74V72H155ZM172 73H173V76H174V77H172ZM175 73H177V75L180 74V75L182 76V79H181L182 81L179 79V77L181 78L180 75H179L178 78H177V76L175 77V75H176ZM178 73H179V74H178ZM233 73H234V74H233ZM245 73H246V74H245ZM25 74H26V72H25ZM56 74H58V75H56ZM69 74H70L72 77H71ZM72 74H73V75H72ZM134 74H133V76L135 77ZM160 74H161V73H160ZM200 74H201V76L204 75V76L206 77V78H203L204 76H202V78H203L205 81H204L202 78H200ZM216 74H217V75H216ZM223 74H224V75H223ZM237 74H238V75H237ZM20 75H21V74H20ZM43 75H44V76H43ZM55 75H56V76H55ZM76 75H77V74H76ZM114 75H115L116 77H118L119 81H117L118 79L115 78ZM124 75H126V73H125ZM128 75H129V73H128ZM128 75H127V76H128ZM151 75H152V74H151ZM153 75H155V74H153ZM164 75H165V76H164ZM167 75H168V76H167ZM5 76H6L7 78H5ZM23 76H24V75H23ZM73 76H74V78H76V79H74ZM113 76H114V77H113ZM145 76H146L147 79L145 78ZM159 76H160V75H159ZM159 76H158V77H159ZM197 76H199V77H197ZM208 76H209V77H208ZM216 76H217V77H216ZM11 77H12V78H11ZM21 77H22V76H20L19 78H21ZM33 77H34V78H33ZM35 77H36L37 79H35ZM55 77H56V80H55ZM57 77H58V78H57ZM59 77H60V78H59ZM64 77L66 78L65 81H66V80L68 81V78H67V77H69V78L71 77L69 80H71V81L73 80V82H74V80H75V82H76V80H78V82H76V83H78V85L75 84V82H74V83H73V82L71 83V81H69L70 84H75V85H77V86L80 85V83H81L82 80H85L86 83H84V81H82V82H83V84L85 85V87L89 89V90H88V91H90L89 94H91L92 91H93V93L91 94L92 97H93L94 95H95V97H96V95H98V94L100 93V94H99L100 96H99V95H98L99 97L97 96L98 98H100V99H99V102H98V100H97V99H98L97 97L95 98L96 100L93 99V100H94V101H93V100H92V97H90V98H91V99H90V98H88V97H89V96H88L86 100H88V101L92 100L93 103H92V102H89L90 105H89V104L87 105V102H88V101H87V102L84 101L83 96H82V98H83V100H82L81 95H80V94H82V95L84 94V96H85V94L88 93V91L86 90V88H84V85L81 83V86H80V87H82V89L80 90V91H81V92H80V91L78 90L80 87H76L75 85H70V84L67 83V82H63V84H60V83H61L60 80L63 81V80H64V79H63ZM152 77H153V76H152ZM155 77H156V75H155ZM155 77H154L153 79H155ZM158 77H157V78H158ZM195 77H197L198 79H196ZM8 78H9V79H8ZM38 78H39L40 81L38 80ZM41 78H42V79H41ZM72 78H73V79H72ZM140 78H141L143 81H144V80H145V81L142 82V83H140V80H141ZM174 78H177V79H174ZM187 78H186L185 80L188 82ZM58 79H59V81L57 82ZM62 79H63V80H62ZM93 79H95V80H93ZM110 79H111V80H110ZM116 79H117V80H116ZM163 79H165V80H163ZM178 79L180 80V82H179ZM194 79H195V82H194ZM223 79H224V80H223ZM134 80H135V81H134ZM142 80H141V81H142ZM151 80H152V79H151ZM174 80H175V81H174ZM177 80H178V81H177ZM185 80L183 81V83L185 82ZM222 80H223V81H222ZM79 81H80V82H79ZM124 81H126L127 83L124 82ZM133 81H134V82H133ZM155 81H154V82H155ZM176 81H177L178 84L180 83V88H179L180 90L178 89V86H177L178 84H176ZM17 82H18V83H17ZM25 82H27V83H25ZM122 82H123V84H124V83H126V84H125V85H122ZM149 82L152 84L153 81H149ZM166 82H167V85H168L169 82H168V81H166ZM173 82H171V83H173ZM24 83H25V87H24ZM51 83H53V84H51ZM139 83H140L141 85H140ZM147 83H148V81H147ZM163 83H164V82H163ZM193 83H195V84L197 83L195 87H196L198 90H199V89H203L205 92L202 91V90H201V91H198L194 86H191V85H194ZM208 83L211 85V87H210V85H209ZM48 84H49V83H48ZM59 84H60V85H59ZM66 84H67V85H66ZM68 84H69L70 86H69ZM113 84H115V86H114ZM148 84H149V83H148ZM148 84H147V85H148ZM164 84H165V83H164ZM164 84H163V85H164ZM207 84H208L209 86H208ZM34 85H35V84H34ZM34 85H32V87H34ZM82 85H83V86H82ZM87 85H89L91 88L88 87ZM149 85H150V84H149ZM149 85L145 88L146 91H144L145 89L143 90L144 92H147V89H148ZM156 85H157V84H156ZM169 85H170V84H169ZM175 85L177 86V88L175 87V89H174V86H175ZM63 86H66V87L68 86V87H67L68 89H66V90H67V92L70 91L69 94H70V93H73V92H71L72 89H74V91H77V90H78V92H79V93L77 92L78 95H77L76 92H75V93H76V95L79 96V97L75 96V94L73 93V94H72V95L74 96V99H73V98H71V95H68V94L65 93L66 90H65V92H63V90H62V91H59V88H60V89H61V88H66V87H63ZM74 86H75L76 88H73ZM106 86H107V87H106ZM126 86H127V85H126ZM152 86H153V84H152ZM205 86H206V87H205ZM207 86H208L209 88H207ZM212 86H213V87H212ZM70 87H71V88H70ZM105 87H106V88H105ZM128 87H129V86H128ZM128 87H127V88H128ZM166 87H167V86H166ZM168 87H171V86H168ZM192 87H193V88H192ZM203 87H204V88H203ZM214 87H215L216 89H215ZM17 88H18L20 91H19ZM69 88H70L71 90H69ZM92 88H93V89H92ZM130 88H128V89H130ZM142 88H143V89H142ZM151 88H152V87H151ZM186 88H187V89H186ZM194 88H195L196 91H197L195 94H193V93L195 92V89H194ZM205 88H206L207 90H205ZM210 88H213L212 91L214 90L213 93H212L213 96H214V93L216 92V93H215V96H216V97H218L219 95L222 94L221 91L223 92V94H224V92L228 91L227 94L225 93V96H224V95L221 96L222 99H221L220 97H218V98H220V99H219L220 102H221V100H223V97H224V98L226 97L227 99H229V100L231 101V102L228 103L229 105L226 106V103L228 102V101L226 100V98H225L226 101L224 100L225 103H224V102H223V103H220V102L217 100L218 98L216 99V97H214L215 99H212L213 97L211 96V100H212V101H211V105H212V103L214 104V103L216 102V100H217V101L219 102V104H217V107H218L220 104H222V105H221V106L223 107L222 109H223V111H225V110H226V109H225V106H226V108L232 106V107H231V110H232V109H234V110L236 109V110H235V113L233 112L234 110L231 111V112H232V113H231V112H230V108H229V110H228V108H227V110H228L230 113L226 110V111H225V114H226V115H225L224 112L222 111V109H220L221 107H218V109L221 110V111L219 110V112L222 113L221 116H218L217 113H218L219 115H220V113L217 111L218 109H217V107H216L215 105H213V106H209L208 108H207V106L203 105V104H205V103L208 101L206 98L209 99L208 102H209V104H210V98H209L210 96H209V95H211V92H212ZM6 89H7V90H6ZM75 89H76V90H75ZM83 89H84V91L86 90L84 93H83ZM90 89H92V90H90ZM109 89H110L111 92L109 91ZM169 89H170L172 92H171ZM176 89H178L179 91H176ZM184 89H186V90H184ZM193 89H194V91H193ZM218 89H219V90H218ZM231 89H234V90L231 91ZM237 89H238V92H236ZM246 89H249V90H248L249 92L246 91ZM4 90H6V91H4ZM31 90H32V91H31ZM33 90H34V91H33ZM68 90H69V91H68ZM136 90H135V91H136ZM148 90H150V89H148ZM188 90H189V89H188ZM209 90H210L211 92H210ZM215 90H216V91H215ZM229 90H230V92L233 93V94H234V91H235L236 95H237V93H238V94L241 93V95H240V94H239L240 96L237 95V96H236V97L238 98V99H237V98L234 96L235 94L233 95V94L229 93ZM45 91L47 92V93L45 94V96H46V97L48 96V97L50 98V96L52 95V97H55V98H54V99H55V102H54V99H53V98H52V99L50 98L51 100H48V99H47V100L49 101V102H48L47 100H45L46 97L43 96L44 99L42 98V100H43L42 103H44V104L46 103V105L43 104V106H47V107H48V105L50 104V102H51L52 104H53V102H54V104H53L54 109H55L56 107L58 108V107H59L58 105H61L62 103H61L60 101L58 102V100H56V98L59 99V100H61V101H63V100H66V99L68 100V96H69V100H70V101H71L72 99H73V101H75V100L78 98V99H77L78 101H75V102H77V103L74 102L76 106L79 104V100H82V101L85 102V103H83V102L81 101L80 105H78V106H81V105L84 104V106H85L86 108H88V107L90 106V107H89V108H90V111L92 110V108H93V111H94V109H95V112H93V111L90 112V111H89L88 114H87V112H88L89 108H88V109H86V108H85V109H82L83 106H82V108L80 107V108H81L80 110L82 111V112L80 111L81 113L78 112V110H79L78 106H77L78 110H77L76 107H75L76 110H69V111H74L73 114H78V115H79V114L83 115V113H85V110H87V112H86V116H85V114H84L85 117H84V116H83V117L86 118V117L89 116V118H88V122H86L87 120L82 119V118H83L82 116H81L82 118H80V120H81V121L84 120V124H85V122H86V123H89L90 125H89V124H85V126H84V125L82 124L83 122H81L80 120H77V118H79L80 116H77V117L75 118V116H73V115H72V116H71V115H68L69 113H67L68 116H67V115H66V116H67V117L71 116V117H70V120H69L68 118L65 119V117H66L65 114H66V113H65L64 111H66V108H67L66 106H68L69 103H71V104L73 103V102H70V101H67V104H68V105L65 106V107H66V108H64L65 110H63L62 107H64L66 101H65V103H63L64 105L62 104L63 106H60V107H59V108H61V110L58 108L59 111H62V113L59 112V111H56V112L53 111L54 109H53V107H52V104H50V106H49L48 108H46V107L43 108V106H41V107L45 110V111H42L43 109H41V107L39 108V104L42 105V104H41V98H40V97L45 93ZM72 91H73V90H72ZM95 91H96V94H94ZM114 91H113L112 93H114ZM125 91L127 92V89H126ZM140 91H141V92H140ZM218 91H219V93H221V94L218 93L219 95L217 96V92H218ZM14 92H15V93H14ZM32 92H35V93H32ZM60 92H61V93H60ZM62 92H63V94H62ZM106 92H105V93H106ZM116 92H115V93H116ZM119 92H120V93H119ZM130 92H131L132 94H131ZM199 92L201 93V95H200ZM243 92H244V93H243ZM246 92H248V93H246ZM64 93H65L66 95H64ZM129 93L132 95V97H131V95H130ZM137 93H139V95H137ZM202 93H203V94H202ZM204 93H205V94H204ZM249 93H250V95H248ZM61 94H62V95H61ZM89 94H87V95H89ZM168 94H169V93H168ZM168 94H167V95H168ZM242 94H245V95H242ZM8 95H9V96H8ZM49 95H50V96H49ZM87 95H86V96H87ZM127 95H128V96H127ZM133 95H134V96H133ZM135 95H137V97H139V96H141V97L144 96V98H145L146 101H143V102H142L140 99L143 100V98H140V97H139L140 99H138V98H136ZM149 95H151V91H150V94H149ZM149 95H148V96H149ZM156 95H157V94H156ZM177 95H178V93H177ZM227 95H228V96H227ZM230 95H231V97H234V98H236L237 100H235L234 98H229ZM246 95H247L248 97H247ZM64 96H66V97H65L66 99H64ZM86 96H85V97H86ZM107 96H106V97H107ZM124 96H125V97H124ZM148 96H146V97H148ZM238 96H239V97H238ZM251 96H252V98H250ZM58 97H60V98H58ZM114 97H117V99H115ZM123 97H124V98H123ZM126 97H128V98H129V97H131V98L135 97V98H134L135 100L129 98V99H131V100H130L131 103H130V102H129V99H128V98L126 99ZM175 97L178 98V96H175ZM186 97H185V98H186ZM195 97H196V96H195ZM3 98H4L5 100H4ZM26 98H27V99H26ZM39 98H40V99H39ZM70 98H71V99H70ZM79 98H80V99H79ZM93 98H94V97H93ZM102 98H103L104 100H103ZM113 98L115 99V102L113 101ZM120 98H121V99H120ZM148 98H149V97H148ZM148 98H147V99H148ZM151 98H152V97H151ZM154 98H155V97H154ZM164 98H166V99L170 98V99H168V100H171V101L174 103V105H172L173 103H172L171 101H170L171 104L168 103V102H169V101H168V102H167L168 104L166 103L167 105H165L164 103L166 102V101H165L166 99L163 100ZM253 98H254V100H255V103H257V104L253 103V105H251L252 102H254V101H252ZM256 98H257V99H256ZM24 99H26L28 102H25L26 100L24 101ZM89 99H90V100H89ZM107 99H108V101H107ZM136 99H138V100L141 101L142 103H141V102H137ZM149 99H150V98H149ZM173 99L176 100L177 102L175 101V102H176V103H175ZM180 99H181V101H179ZM186 99H187V98H186ZM194 99H195V98H194ZM233 99H234V100H233ZM250 99H251V101L249 102ZM263 99H264V98H263ZM263 99H262V100H263ZM9 100H10V103H9ZM34 100H37V103H39V102H40V103H39V104H36L38 110H37L35 107H33V110H36L37 113H36V111H35V113L32 112V113L34 114V115H33V114H32V115L35 116V117H37L38 113H40L39 111H40V110L42 111L41 114H44L45 117H44L43 115L41 116V114H39L38 116L41 118V120H42V118H43V121H44V118H45V121H46L45 124L48 122V124H46V125H47V126L50 125L49 127H51V128H49V131L46 129V128H47L46 125H45L46 127L43 126L44 129L47 130V131L45 130V134H46V132H47L46 135H48V136H46L44 133H41V136H42V134H43V136H42V137H39L40 135H39L38 132H39L41 129H38V127L36 128L35 126H39V124H40V126H41V124H43V123H42L43 121H41L39 117H37L36 119H35V117H34V119L36 120V122H38V121L41 122V123H39V124H38V123L36 124L35 120H33V118H31V117H33V116L30 115V113H29V112H30V111H29V110H30L29 108H31V107H29V106H30V105L33 106V105L36 103ZM39 100H40V101H39ZM52 100H53V101H52ZM127 100H128V101H127ZM133 100H134L135 104H136V102H137V105L134 104ZM159 100H160V101H159ZM183 100H184V99H183ZM190 100H192V98H191ZM213 100H215V102H214ZM232 100H233V102H232ZM262 100H261V101H262ZM4 101H5L6 103H8V104L4 103ZM44 101H45V102H44ZM56 101H57V102H56ZM100 101H102V102H100ZM161 101H165V102H161ZM185 101H186V100H184V102H185ZM205 101H206V102H205ZM30 102H31L32 104H31ZM47 102H48V103H47ZM113 102L116 103V104H113ZM119 102H121V101H119ZM126 102H127V103H126ZM128 102H129V104H128ZM144 102H145V103H144ZM159 102H161V103L163 104V106L165 105L164 108H163V106H162L161 103L158 104ZM193 102H192V103H193ZM208 102H207V103H208ZM259 102H260V101H259ZM2 103H3L4 105H2ZM27 103H28V104H27ZM33 103H34V104H33ZM55 103H56V104H55ZM57 103H58V104H57ZM111 103H112V104H111ZM207 103H206V104H207ZM250 103H251V104H250ZM262 103L264 104L263 101L260 102L261 105H262ZM5 104H6V106H5ZM85 104H86L88 107H87ZM145 104H146V105H145ZM183 104H184V105H183ZM254 104H255V106H256L257 108H254V107H255ZM260 104L258 105L259 108H260V106H261ZM28 105H29V106H28ZM54 105H55V106L57 105V106L55 107ZM72 105H74V104H72ZM72 105H69V108H70V109L73 108V107L71 108ZM110 105H111V106H110ZM118 105H119V103H118ZM118 105H117V106H118ZM122 105H123V104H120V105L118 106V108H119L120 106H122ZM200 105L205 106V107H206V108H205L206 110H207V109H210V108H211V110H213L212 107L214 108V106H215V108H214L215 111H211V112H216V113H214V114H213V113H210V112H209L210 110H209L208 112H207V111H204L203 108H202V110H201L200 107H199ZM223 105H225V106H223ZM240 105H241L242 108H243V107L246 108V105H247V107H248V105H251L252 108H253V110H252L251 106H249L247 109L251 108L252 112L254 111V112H253L254 114H256V113L259 112V113H261L262 115L258 113V114L255 115L256 117H254V115L252 114V112L250 111V109H249V110H246V109L243 108L244 110H246V111L244 112V110L241 109ZM242 105H243V106H242ZM244 105H245V106H244ZM2 106H4V107H2ZM27 106H28V107H27ZM101 106H102V107H101ZM131 106H130V107H131ZM134 106H137V107H134ZM155 106H154V107H155ZM161 106H162V107H161ZM253 106H254V107H253ZM262 106H264V105H262ZM24 107H25L26 109H27V108L29 109V110L27 109L28 111L25 109V110L27 111V114H25L26 111L24 110ZM50 107H52V111H53L52 113L55 112V115H57L56 117H55L53 114H51V113H50L51 115L48 114V113H49L48 110H51ZM169 107H168V108H169ZM201 107H202V106H201ZM69 108H68V109H69ZM112 108L114 109L113 115H112ZM161 108H162V109H161ZM237 108H238V110H237ZM239 108H240L241 110H243V111L239 110ZM31 109H32V108H31ZM47 109H48V110H47ZM68 109H67V111H68ZM73 109H74V108H73ZM120 109H121V107H120ZM176 109H177V110H176ZM216 109H217V110H216ZM255 109H256L258 112H256ZM263 109H264V107H263ZM33 110H31V111H33ZM55 110H57V109H55ZM105 110H106V111H105ZM131 110H130V111H131ZM157 110H158V111H157ZM173 110H174V111H173ZM195 110H198V111L201 110V111H199V112H201L202 114H204L203 112H207V113H209V114H212V116L209 115V116H211V118H210V117H208V114L205 113V114L207 115V117L209 118V120L212 119V120H210L211 122L208 120V118H207L206 115L204 114V118H205V120H206V118H207L208 123H207V121L205 122V120L202 118L203 115H201V113H197L198 115H201V117H200V116H197L195 112H198V111H195ZM260 110H261V111H260ZM76 111H77V112H76ZM103 111H104V112H103ZM110 111H111V112H110ZM120 111H121V110H120ZM143 111H144L145 115H144ZM151 111L154 112L155 110H154V111L151 110ZM151 111L148 113V114H150V116H151V114H152ZM164 111H165V110H164ZM181 111H182V110H181ZM247 111H249V112L251 113L250 115L252 116V118L254 117V118H257V119H254V120H253V119H251L250 116L247 117L248 114H249ZM23 112H24V114H25L26 116L29 115V116H28V117H29L28 119L31 118L32 120H28V119H27L28 122L24 121L25 118H24V119L22 118V117H23ZM47 112H48V113H47ZM50 112H51V111H50ZM57 112L59 113V116H58V113H57ZM105 112H108V114L105 113ZM240 112H241V113H240ZM242 112H243V113H242ZM28 113H29V114H28ZM45 113H47V114H45ZM63 113H65V114H63ZM70 113H71V112H70ZM91 113H92V114H91ZM102 113H104L105 115H107V117H109V115L111 114V117L113 116V117L116 118V115H117V120H122V119H123V120L120 121V123H119V121H117V120L115 121L113 117H112V119L109 117V120H107L108 118L105 116V118H107V119H106V123H103L102 120L105 121V118H104V115L102 116ZM140 113H141L142 115H144V116H141ZM228 113H229V114H228ZM245 113H246V114L248 113V114L245 115ZM35 114H37V115H35ZM61 114H62V115H61ZM122 114L124 115V117L122 116ZM128 114H129L130 116H129ZM154 114H156V113H154ZM154 114H153V115H154ZM160 114H157L158 117H160V119H159L157 116L155 117V115L152 116V117L156 118V121H155L156 123H157V118H158V120H161V115H160ZM170 114H171V115H170ZM191 114H192L193 116H191ZM227 114H228V115H227ZM132 115H134L136 118L133 117ZM167 115H168V116H167ZM195 115H196V117H195ZM214 115L217 116L218 118H221L223 115H224L223 118H225V116H226V117L228 116V117H227V118H228V122H227V120H226V121H225V124H223V126L226 125V124L229 123V122H230V123L226 125L227 127L224 126V127H226V128H224V127L222 126V123H224V120H225V119L223 120V118H221L223 122H222L221 120L219 121V119H218V122H217V119L215 118ZM258 115H259V116H258ZM260 115H261V116H260ZM46 116L49 117V119H48ZM53 116L55 117L56 120H57V117H58V119H60L61 121L57 120V121H59V122H57L56 120H53V119L51 118V117H53ZM60 116H61V117H60ZM62 116H64V117H62ZM90 116H91V117L93 118V120L95 121L94 124H96L97 127H96V126L94 127L93 124H92V127H91V123H93V121H92V118H91ZM146 116H147V115H146ZM150 116L148 115V117L150 118V120H149V118H148V120H149V121H151V120L154 121L155 119H154V118L151 119L152 117H150ZM188 116H189V118H188ZM213 116H214V117H213ZM262 116H263V117H262ZM24 117H25V116H24ZM54 117H53V118H54ZM73 117H74V118H73ZM121 117H122V119H121ZM142 117H144V118H142ZM193 117L196 119L195 122L197 123V125H195V122L192 121V120H193ZM212 117H213L214 119H213ZM243 117H245V118L247 117L246 119H244V120H246L247 122H248L249 120H250V121L252 120V121H251V122L249 121L248 123L246 122L247 124H245V121L243 120ZM38 118H39V119H38ZM46 118H47V119H46ZM50 118H51V120L54 121L53 123H54V125H55L56 127L53 125V123L51 124V120H50ZM61 118H62V119H61ZM63 118L65 119V121H64ZM103 118H104V119H103ZM131 118H130V119H131ZM134 118H135V119H134ZM163 118H166V119H163ZM190 118H192L191 121H190ZM198 118H199V120H198L199 123H201V121L204 120V121H202L201 126H200V124H199L198 121H197ZM200 118H201V121H200ZM248 118H249V120H248ZM37 119H38V120H37ZM67 119H68L70 122H68ZM72 119H75V120L79 121L80 123H78V122L75 123V122H74L75 120H72ZM101 119H102V120H101ZM110 119H111L113 122L110 121ZM125 119H126V120H125ZM130 119H128V120H130ZM137 119H138V118H137ZM139 119H138V121H139ZM170 119H171V121H170ZM215 119H216V120H215ZM47 120H48V121H47ZM49 120H50V122H49ZM62 120H63V121H62ZM89 120H91V121H89ZM141 120H140L139 122L142 124ZM214 120H215V123L217 122L216 125H215L214 123H212V121L214 122ZM241 120L244 121V122H243L244 124H243L242 126H241V124H240V123H242ZM260 120H258V122H259L258 124H264V122H263V123H260ZM262 120L264 121V119H262ZM29 121H30V122H29ZM107 121H109V123H110V122L114 123V121H115L114 124H115V126L117 125V127H115V126H113V125L111 126V127H112V134L110 133V131H111L110 128H111V127L109 128V126H108V125H111V123L108 124ZM136 121H137V120H136ZM146 121H147V119L145 120V122H146ZM33 122H34V123H33ZM64 122H66V123H64ZM90 122H91V123H90ZM116 122H118L120 126H118V124H116ZM143 122H144V121H143ZM192 122H193V123H192ZM221 122H222V123H221ZM261 122H262V121H261ZM74 123H75V124H74ZM124 123H125V122H124ZM124 123H123L122 125H124ZM127 123L130 124V121L127 122ZM131 123H133V124L135 123L136 125L138 124V123H136V122H131ZM140 123H139V124H140ZM167 123H166L165 126H164L165 128L170 126V125H167ZM204 123H207V124H204ZM79 124H82L84 127L87 128V129H85V128L83 129V128H82V130H85V131L87 132V134L91 133V132L88 133V131L96 130L95 128H98V127H99V128H98L99 132H98V130H96V132H94V134H93V132H92V134H91L92 137H94V138L90 137L91 135H89L88 138H87V139H89V140L91 139L92 141H93L94 139L96 140V137H95L96 135H95V133H97V134L100 133L99 135H101V140L97 139L96 147H98V146H97V145H98V140H99V142H100L99 144H100L101 147H102V146H105V145H106V142H110V143H111V144L109 143L108 145L105 146V147L107 148V151L105 150L104 147L102 148V149L105 150V153H106V154H104V150H102L101 147H100L99 150H98L99 147L96 149V150H98V151H101V152H96V154H97V153H98V154L100 153L99 156H100L101 160H99V161H102V160H103L104 163H105V165H106V168H107V169L110 167V166L108 167V165H107V164H109L108 161L110 162V160H108V156H109V155L112 156V154H114V159H115V157L118 158V159L116 158L115 161H114L113 158L109 157V159H111V162L113 161V162H112L113 164H111V162H110L109 165H111V168L113 167L114 170L111 169V168H110L111 170L108 169V171L110 170L111 173L114 171L112 175H111L108 171H106V172H108V174H103L104 171H101V170L99 169V170H98L99 173H97V175H96L97 178H96V176L93 177V175L97 172V170H95V169H98V168H97L98 164L95 163V164H96V165H95V164L92 162L93 160H91L90 158H91V155H92V157L94 156L95 159H94V158H92V159H94V162H96L95 160H96V158H97V161H98V157H99V156H98V154H97L96 157H95L94 154H92L90 151H87V150H86L87 148L84 149V151H86L87 153H86V152H81V150L79 151V150L77 149V148H78L77 146H79V145L81 144L79 141H82V139L84 140V142L82 141V144L84 143V145H83L84 147H88V146H89V148H91V147H92V144L95 143L94 141L92 142L91 140H90V141H89V140H86V137H87L86 135H87V134H86L85 132H82V130H81V131H77V130H79V128L82 127V126L80 127ZM105 124H106L107 126H106ZM139 124H138V125H139ZM141 124H140V125H141ZM149 124H150V123H149ZM149 124H148V122H147V125H149ZM159 124H158V125H159ZM169 124H170V123H169ZM193 124H194V126H193ZM202 124H203V125H202ZM248 124H249V125H248ZM250 124H251V126H250ZM52 125H53L54 128L52 127ZM78 125H79V126H78ZM88 125H89V126H88ZM140 125H139V126H140ZM143 125H144V124H143ZM145 125H146V124H145ZM145 125H144V126H145ZM147 125L145 126V128H147ZM151 125H150V126H151ZM166 125H167V126H166ZM205 125H206V126H205ZM207 125H208V126H207ZM244 125H246L247 127L250 126V130H248V128H246V126L244 127ZM87 126H88L89 128L91 127L90 129H92V128L94 127V129L90 130ZM124 126H125V125H124ZM124 126H123V127H124ZM127 126H128V125H127ZM127 126L125 127V130H126V129L129 130V129H128L129 126H128V127H127ZM131 126H130V128H131ZM139 126H138V127H139ZM144 126L141 125L142 128H140V129L145 130V129L143 128ZM150 126H149V127H150ZM197 126H198V129L196 128ZM113 127L116 129V131H114L115 129H113ZM179 127H180V128H179ZM185 127H187L186 129H188V128H189V129L185 131ZM190 127H191V128H190ZM205 127H206V128H205ZM211 127H212V126H211ZM241 127H244V128H241ZM258 127H263V130L260 131ZM39 128H40V127H39ZM76 128H77V129H76ZM165 128H164V130H162V132H163L162 134H163V135L165 134V131H166ZM170 128H171V127L166 128V129H167V132L170 131ZM181 128H182V129H181ZM214 128H213V129H210V127H209V129L212 130V131H208L209 129H207L206 131H208V132H210V133H211V132L213 133ZM217 128H218V127H217ZM223 128H224V130H223ZM245 128H246L247 130H246ZM33 129H34V130H33ZM35 129L37 130L36 133H35ZM44 129H42V130H44ZM75 129H76V130H75ZM88 129H89V130H88ZM137 129H138V128H137ZM140 129H138V130L141 132ZM147 129H149V128H147ZM158 129H160V130H158ZM176 129H177V128H176ZM179 129L181 130L180 132H179ZM183 129H184V130H183ZM195 129H194V130H195ZM233 129H234V128H233ZM260 129H262V128H260ZM32 130H33V132H32ZM87 130H88V131H87ZM138 130H137V133L139 132ZM143 130H142V131H143ZM149 130H151V128H150ZM149 130H146V131L148 132ZM182 130H183V131H182ZM251 130L256 131V133H255V132H252ZM257 130H259V131L257 132ZM75 131H76L77 133H78V132L80 133V135H81V137H82L81 140H78V139H80V138L77 137V135H78L79 133L76 134ZM113 131H114V132H113ZM120 131H121V130H120ZM131 131L129 130V133H130ZM190 131L192 132V134H190ZM202 131H203V130H202ZM215 131H214V132H215ZM238 131H239L240 134L237 133ZM247 131L252 132V134H250V133L247 132ZM31 132H32L33 134H34V133L37 134L38 137H37V135H34V138H33ZM115 132H117V135H116V136L114 135ZM121 132H123V131H121ZM147 132H144V131H143V133H145V134H146ZM153 132H155V130H154V131H151L152 134H153ZM171 132H172V131H171ZM173 132H174V131H173ZM208 132H207V134H206L204 137H207V138H208V136L210 137L211 134H208ZM226 132H227V133H226ZM243 132H244V133H243ZM262 132H261V133H262ZM74 133H75L76 135H75ZM81 133H85L84 137L82 136L83 134H81ZM126 133H127V136H128V134H129L128 131H126ZM137 133H136V136H137ZM141 133H142V132H141ZM141 133H140V134H141ZM143 133H142V134H143ZM217 133H216V134H217ZM225 133H226V134H225ZM241 133H242V134H245V135L242 136ZM30 134H31V137H32V138H30V140H29V138H28L29 141H28V140H27V141L25 140V142H30V141H31L32 144H31V142H30L29 144H28V143H25V142H24V139H26L27 136L30 135ZM145 134H143V137L145 136ZM148 134H150V132H149ZM162 134H161V135H162ZM189 134H190V135H189ZM214 134H215V133H214ZM214 134H212V136H213L214 139H216L217 136H215L216 134H215V135H214ZM223 134H225V135H223ZM231 134H232V136H231ZM238 134H239V135H238ZM246 134H247V135H246ZM248 134H250V135H248ZM259 134H260V133H259ZM80 135H78V136L80 137ZM93 135H95V136H93ZM99 135H98L97 137L100 138ZM108 135H110V136L113 135V136H111L112 138H111L110 141H109V136H108ZM120 135H121V133H120ZM134 135H135V134H134ZM153 135H154V134H153ZM155 135H157V134H155ZM165 135H166V134H165ZM167 135H170V134H167ZM262 135H263V137H264V132H263ZM262 135H261L260 137H262ZM44 136H45V137H44ZM107 136H108V140H107ZM124 136H126V135H124ZM124 136H123V137H124ZM147 136H148V135H147ZM147 136H146V137H147ZM214 136H215V137H214ZM221 136H222V137H221ZM238 136H239V139L241 138V136L243 137V138H241V139H244L245 137H247V138L249 137V139L255 140V143H258V144H255V143H254L253 146H252V145H251L252 140H251L250 145H251L252 147L247 146L248 148H246V146L243 145L244 148H242V149H240L238 146H237V148H236V144H237L236 142L240 141V140H236V138H237ZM258 136H259V135H258ZM25 137H26V138H25ZM35 137H36L37 139L39 138L38 140H40V138H45V139L48 141V144H47V146H45V147L43 146L44 143L41 142V146L43 147L42 149H44V150H42V149L40 150L39 146L37 145V144H39V141L37 140V141L35 142V140H36ZM46 137H47V138H46ZM49 137H50L51 140H49ZM75 137H77L78 139H77V140L74 139ZM89 137H90V138H89ZM138 137H140V136H138ZM148 137H150V136H148ZM153 137H154V136H153ZM164 137L167 138V136H164ZM185 137L187 138V136H185ZM251 137H252V136H251ZM115 138H114L113 140H114L115 142H116V141L118 142V141H119L118 139H119L120 137H119L117 140H115ZM126 138H128V137H124L122 140H124V139L126 140ZM141 138H142V136H141ZM141 138H138V139H141ZM155 138H156V137H155ZM211 138H212V137H211ZM227 138H228L230 141L232 140V141L234 142V143L232 142V144L230 143V144H229V147L227 146V144H228L230 141H229ZM247 138H246L245 140H246V142L249 143V141H247ZM21 139H22V140H21ZM31 139H32V140L34 139V140H33L34 142H33ZM73 139L75 140V142L78 141L77 143H78L79 145H78L77 143H76V144H77V145H76ZM146 139H147V138H146ZM148 139H150V138H148ZM180 139H182V138H180ZM184 139H185V138H184ZM188 139H189V138H188ZM218 139H219V138H218ZM218 139H217V140H218ZM233 139H235V140H233ZM237 139H238V138H237ZM249 139H248V140H249ZM43 140H44V139H43ZM43 140H42V141H43ZM46 140H44V141L46 142ZM113 140H112V141H113ZM128 140H130V139H128ZM131 140H130V141H131ZM134 140H136V139H134ZM141 140H142V139H141ZM143 140H144V139H143ZM159 140H160V142L156 144V142H158ZM185 140H186V139H185ZM202 140H204V143L207 142V141H208V143L204 144V143H202ZM217 140H216V142H215V140H214V143H213L212 145L214 146L215 144H218V145H215V147H214V148H216V146H217L216 150L218 149V151H219V152H216V150L214 151V152L217 153V154H215V157H216V155H217L218 158H217V159L214 158V155H213L214 152H212V157H213V159H209V161H208V158H209L210 155H211V154H209V155H207L208 158L205 160V161H207L206 163H208V164H209V162H210V164H212V163H211L212 161H214V162L216 163V162L219 160V161L217 162V164H214V162H213L214 169H216V168H217V169H219V168L222 169V168H225V167H226V168H230V169H226V170L229 171V170L232 169V167H234V168L236 169V167H238V166L240 167V166H241V168L238 169V170H240V171L242 170L243 172H242V171H241V172H242L244 175L246 174V170H247V171L250 170L249 172H247V174L250 176L251 173H253L252 170L254 169V167H256L257 169H258V167H261V164H260L261 161H260V160H262V159H259V155L257 156V154H256L257 158H255V160H256V162L258 163V165H259V164H260V165H259V166H258L257 164L254 165L255 162H254V164L251 163L252 166H251V165H250V166H251L253 169H252V168L249 169V168H248L249 165H247V164H246V165H247L248 167H247L246 165H244V162H245V161L243 162V160H242V162H240V159H242L240 156L243 157V155H242V154L240 155L237 151H236V152H237V153H236V154H237L236 156H235V153H234L235 151H233L234 156L237 157L238 154H239V155H240V156H239L240 158H237L238 161L240 162V164L243 163L242 165H244L247 169H246L245 167H243L242 165H240V164H239L238 162H236L235 160L232 161V159H233L234 157H233L232 155H230V154L228 155V153L225 154V152H227V150H224V149H223V150L221 151V149H220L219 147H222V148L224 147V148H225V146H221V145L218 143L219 141L217 142ZM245 140H241L240 142L242 143V141L244 142ZM40 141H41V140H40ZM51 141H52V142H51ZM68 141H70V144H69ZM86 141H87V142H86ZM155 141H156V142H155ZM175 141H176V142H175ZM180 141H182V140H180ZM261 141L264 142V139L261 138ZM9 142L13 143L11 146H13V145H18V144H19L18 146H20V145H23V146H24V144H25L24 147L30 146V148L27 147V148H28V151L26 152V150H25V152L28 154L29 151L31 150V153H30V154H32V156L35 155V154H33V152L35 153L37 150H38V151H37L36 155L34 156V158L32 157L33 159H32V158H29V157L27 158V156H26V158H25V155H26V153H25L24 158L22 157V158L25 159V160H23L22 158H20V157H21V156H20L21 153H20V155H18V152L16 153V149L18 148V146H17V147L14 146V150H15V151H14V150H13V147L10 146ZM18 142H19V143H18ZM64 142H65V143H64ZM66 142H68V144H67ZM71 142H74V145H75L77 148H76L75 146L71 145ZM88 142H89V143L92 142V144H89ZM117 142H116V144H117ZM127 142H128V141H127ZM127 142H126V143H127ZM142 142H143V141H142ZM154 142H155V144H154ZM161 142H162V143H161ZM199 142H200V144H199ZM246 142H244V143L246 144ZM253 142H254V141H253ZM20 143H21V144H20ZM33 143H37V144L35 145V144H33ZM42 143H43V144H42ZM46 143H47V142H46ZM50 143H52V144H50ZM63 143H64V144H63ZM86 143H88L89 145L87 144L88 146H86ZM118 143H120V142H118ZM124 143H125V141H124ZM124 143H123V144H124ZM146 143H148V141H147ZM146 143H145V144H146ZM150 143H151V141H150ZM181 143H182V142H181ZM183 143H184V142H183ZM196 143L198 144V146H200L201 143H202L203 146H204V148L201 149V148L197 147V144H196ZM241 143H240V144L238 143L237 145H239V146L241 147V145L243 144V143H242V144H241ZM7 144H9V148L7 147V146H8ZM62 144H63V145H62ZM66 144L69 145V146L67 147ZM82 144H81V145H82ZM112 144H114V145H112ZM159 144H161V145H159ZM175 144H173L174 147H175V146H178V145H175ZM177 144H179L180 147H179V149H178V147H177L176 149L180 150V148L183 147V146L180 144V142H178ZM26 145H27V146H26ZM31 145H32V146H31ZM33 145H34V146H33ZM49 145H50L51 147H50ZM61 145H62L63 147H62ZM70 145H71V146H70ZM81 145H80L79 147H81ZM93 145H95V144H93ZM110 145H112V146H110ZM120 145H121V144H120ZM138 145H139V143H138ZM138 145H137L135 148H137ZM142 145H143V147H144V144H142ZM148 145H149V144H148ZM153 145H155V146H153ZM156 145H157V146H156ZM162 145H163V146H162ZM171 145H172V144H171ZM183 145H185V143H184ZM210 145H211V144H210ZM210 145H209V147H207V149H208L207 151H209V150L212 151L211 149H213V147H212V146L210 147ZM219 145H220V146H219ZM222 145H223V144H222ZM246 145H249V144H246ZM37 146H38V147H37ZM48 146H49V147H48ZM59 146L62 147V148H64V146H65V149H64V150H67L66 153H65V152H61V153H60L59 151H61L62 148L60 149ZM83 146L81 147V149L83 148ZM109 146H110V148H109V150H108V147H109ZM161 146H162V147H164V146L167 147V146H168V147H167L168 149H167V148L165 149V147H164V149H162ZM32 147H33V148H32ZM35 147H37V148H39V149L36 148V149H37V150H36V149H34ZM66 147H67V149H66ZM69 147H71V148L73 147V149L70 148V149H71V150H70L71 152L68 151V150H69ZM143 147H142V148L140 147V149H143ZM160 147H161V148H160ZM201 147H202V145H201ZM3 148H4V149H3ZM6 148H7V151L5 150ZM10 148H11V149H10ZM15 148H16V149H15ZM20 148H23V147L21 146ZM20 148H19V149H20ZM47 148H48V149H47ZM74 148H76V149L74 150ZM92 148H94V151H96V150H95V146L92 147ZM92 148H91V150H93ZM111 148H112V149H111ZM138 148H139V147H138ZM138 148H137L136 150H139ZM150 148H151V149H150ZM185 148H186V147H185ZM196 148H194V149H196ZM226 148H225V149H226ZM250 148H251V149H250ZM9 149L12 150V152L14 151L15 156H18V157L20 156V157H19V158H20V162H22V163L19 162V158H18V157H15V156H14V153H13V155H11V154H12L11 152H10V153H6V152H8ZM23 149H24V148H23ZM23 149H21V150L23 151ZM32 149H34V150H32ZM110 149L113 150V151L118 152L117 154H120V153H121V154L118 155L119 157H118V156H115V155H116V152H112ZM189 149H190V148H189ZM239 149H240V150H239ZM259 149H260V151H259ZM10 150H9V151H10ZM35 150H36V151H35ZM64 150L62 149V151H64ZM72 150H74V151H76V152L79 151V152H81L82 154L84 153V156H85V153H86V154H89V152H90L91 154L86 155V157H88V159H86V158H84V159H86V161H87V160H88V161L86 162V161L83 159V161H85V162L83 163L81 159H82V157H84V156L81 155V153L79 154V152H78V153H77V154H79V157H78V155H76V154L74 153V151H72ZM77 150H78V151H77ZM181 150H183V149L181 148ZM232 150H233V149H232ZM232 150H231L230 152H232ZM255 150H256L257 152H254ZM4 151H6V152H5L4 155H3V152H4ZM18 151H19V150H18ZM32 151H33V152H32ZM54 151L56 152V154H58V156L55 154ZM94 151H93V153H94ZM108 151L111 152L112 154H109ZM130 151H131V152H130ZM210 151H209L208 153H211ZM224 151H225V152H224ZM228 151H229V150H228ZM246 151H243V152L246 154ZM19 152H20V151H19ZM57 152H58V153H57ZM67 152H69V153H68V156H67ZM72 152H73L74 154H71ZM102 152H103L104 155H107V153H108V155L105 156V157H107V158H106V159H107V160H106V161H107V164H106V161L104 160L105 158H104V155L102 154ZM119 152H120V153H119ZM128 152H127V153H128ZM142 152H143V153H142ZM162 152H161V153H162ZM171 152H172V151H171ZM175 152H177V150H175ZM203 152H205V153H203ZM220 152H223L225 155L222 154V153H220ZM247 152H250V151H247ZM53 153L57 156V158H56V156H55ZM59 153L61 154V157H59V155H60ZM62 153H63V154H62ZM151 153H152V156H151ZM180 153H181V152H180ZM180 153H179V154H180ZM208 153H207V154H208ZM218 153H220V154L222 155V157H223V156L225 157L226 155H227L228 157L230 156V157H229V158H231V159H229L230 161L227 159V160L229 161V163H228L227 160H225V159L228 158V157H225V158L223 157L224 160L222 159L223 161H221V162H223V163H224V162L228 163V164L225 163V164H226V165H224L225 167L223 166V164L219 166V164H220V159H221L222 157H221V156H218V155H220V154H218ZM233 153H231V154H233ZM30 154H29V156H31ZM65 154H66V155H65ZM69 154H71L72 157H71V156L69 157ZM138 154H139V155H138ZM165 154H167V152H165ZM165 154H164V155H165ZM248 154L250 155V153H247V156H248ZM252 154H251V155H252ZM261 154H263V155H261ZM2 155H3V156H2ZM52 155H53L56 159H59V158H60L59 160H60L61 162H63V164H64V163H65V164L63 165V164L60 163L59 161L57 162L56 159H55V160H56V161H55V160H54V157H53ZM62 155L67 156V159L75 157V159L73 160L74 163H73L72 160H70V162H69V161L66 159V157H64V156H62ZM75 155L77 156V159L80 158V157H81V159L76 160V156H75ZM80 155H81V156H80ZM101 155H102V157H101ZM126 155H127V154H126ZM131 155L133 156V158H132ZM162 155H163V154H162ZM164 155H163V156H164ZM171 155H169V156H171ZM190 155H191V157H194V156H195V159H194V158H191ZM251 155H250V158L253 156V155H252V156H251ZM12 156H13V158H16V159H17V162H18V163L16 162V159H12ZM22 156H23V155H22ZM89 156H90V158H89ZM97 156H98V157H97ZM135 156H138V157L134 158ZM158 156H159V157H158ZM182 156H183L184 158H183ZM204 156H203V157H204ZM207 156H206V157H207ZM231 156H232L233 158H232ZM254 156H255V155H254ZM254 156H253V158H252L253 160H254ZM256 156H255V157H256ZM10 157H11V159H10ZM52 157H53V159H51ZM62 157H63L64 159H66V161L63 160ZM68 157H69V158H68ZM112 157H113V156H112ZM120 157H121L122 159H123V157H125V159H126V158L128 159V158L131 157L132 160H131V159H128V160L126 159V160H127V161H130V160H131V161L133 162V160L135 159V161H134L133 163H132V162H130V163H127V162H126L127 164H121V162H122V163H125V162H124L125 159H123V161H121L122 159L120 160ZM151 157H153L154 160H152L153 158H151ZM188 157H189L190 159H193V160H194V161H191V160H190V161H191V162H190V165H189L188 162H186V161L189 159ZM203 157H202V158H203ZM212 157H211V158H212ZM219 157H221V158H219ZM245 157H246V156H245ZM100 158H99V159H100ZM137 158H139V159H138L139 161H137ZM165 158H168V156H165ZM171 158H172V157H171ZM182 158H183V161H180V160H182ZM186 158H187V160H186ZM0 159H2V158H0ZM3 159H2V160H3ZM28 159H29V161H26V160H28ZM61 159H62V160H61ZM89 159H90V162H89ZM112 159H113V160H112ZM204 159H205V158H204ZM204 159H203V160H204ZM214 159H215V160H214ZM234 159H236V158H234ZM237 159H236V160H237ZM243 159L245 160L246 158H243ZM248 159H249V157H248ZM248 159H246V160H248ZM258 159H259L260 162H258ZM2 160H1V161H2ZM52 160L54 161L53 163L55 164V166H57L58 168H57V167H56V168H52V166H54V164H52ZM80 160H81V161H80ZM118 160H120L121 162L118 161ZM126 160H125V161H126ZM151 160H152V162H151ZM165 160H166V159H165ZM170 160H171V159H170ZM172 160H173V159H172ZM211 160H212V161H211ZM216 160H217V161H216ZM249 160L251 161V159H249ZM253 160H252L251 162H253ZM255 160H254V161H255ZM8 161L10 162L9 164H8ZM23 161H26V162H28V163H24V165H23ZM64 161H65V162H64ZM75 161H76V162H77V161H80V164H81V165H83V164H87L86 166L89 167V164H90V165H92V166H91V168L89 167L90 169H89V168L87 169L85 165H84V166H81V165L78 166L79 164H76ZM103 161H102V162H103ZM145 161H146V162H145ZM188 161H189V160H188ZM200 161H201V162H200ZM234 161H235V162H234ZM250 161H249V162H250ZM55 162L60 163V165L62 164L60 167H62V166H66V167H64V170H63V167H62V168H61L62 171H60L61 169L59 168V164L56 165ZM68 162H69V163L72 162L70 165H73V166H70V165L68 164ZM81 162H82L83 164H82ZM88 162H89V163H88ZM102 162H101V163L98 162V163L100 164L99 166H100L101 168H103V166H104V164H103ZM114 162H115V163L118 162V164L120 163V165H118L117 163L115 164V166H119L118 169L114 168V167H115V166H113V165H114ZM174 162L172 161L173 164H175ZM179 162H178V163H179ZM230 162H231V163H234V164H232V165H233L232 167H228V166H230L229 164H231ZM66 163H67V164H66ZM78 163H79V162H78ZM91 163H93L94 165L91 164ZM145 163H149V166L147 167V169H144V168H143V167H146V165H147V164H145ZM184 163H185V164H184ZM195 163H196V164H195ZM206 163H205V165H206V167H208ZM236 163H238L239 165L236 164ZM262 163H263V161H262ZM19 164H20V166H19ZM50 164H51L52 166H51ZM101 164H102V165H101ZM182 164H183V165H182ZM186 164H187V166H186ZM210 164H209V165H210ZM248 164H249V163H248ZM263 164H264V163H263ZM8 165H9V166H8ZM67 165H68V166H67ZM159 165H162V166H160V168L162 167V170L158 167ZM179 165H180V163H179ZM235 165H236V166H235ZM237 165H238V166H237ZM253 165H254V167H253ZM77 166H78L79 168H78ZM93 166H94V167L96 166V168L94 169ZM99 166H98V167H99ZM126 166H125V167H126ZM150 166H151V167H150ZM152 166H153L154 168H152ZM170 166H171V169H172V170L170 169ZM202 166H203L204 168L202 169L201 172H199L200 169L202 168ZM215 166H216V167H215ZM218 166H219V167H218ZM221 166H223V167H221ZM3 167H4V166H3ZM67 167H68V168H67ZM104 167H105V166H104ZM149 167H150L152 170H151ZM239 167H238V168H239ZM242 167L245 168V169H242ZM262 167H263V165H262ZM65 168H66V169H65ZM69 168H71V171H70V172H69V170H70ZM72 168H73V169H72ZM81 168H82V170H81ZM84 168L88 170V171H85V173H84V171H83ZM106 168H105V170H106ZM158 168L161 170V172H160L159 170H156L157 172H155V171L153 170V169H158ZM163 168H164V170H163ZM197 168H198V172H197ZM210 168L212 169V171H214V170H213V166L210 165V167H209L208 170H210ZM234 168H233V169H234ZM5 169H7V168H5ZM19 169H20V170H19ZM91 169H92V170H91ZM123 169H124V171H123ZM148 169H150V170L148 171ZM205 169H206V170H205ZM233 169H232V170H233ZM235 169H234V170H235ZM257 169H254V170L256 171V173L259 172V169H260V168L258 169V171H257ZM65 170H66V171H65ZM72 170H75V171H72ZM93 170L95 171V173H94ZM102 170H104V169H102ZM115 170H116V171H115ZM133 170H134V171H133ZM146 170H147V171H146ZM219 170H220V169H219ZM232 170H231V171H232ZM238 170H237V169L235 170L236 175H238V177L240 176V178H241V177L243 176V174H242L241 172H239ZM244 170H245V172H244ZM261 170H264V169L261 168ZM261 170H260V172H261ZM67 171H68L69 174H70L71 172H72V174H73V172H74L75 175L78 173V175H77L76 177H77V178L79 177V179L76 178L77 180H75V178H72L73 176L75 177V175H72V174H71V176H70V175L67 173ZM90 171L93 172L94 174H93V173H91V174L88 173V175H89V176H88V175H87V172H90ZM100 171H101V173L103 172L102 175H99V174H100ZM131 171H132V173L134 172L133 174H136L137 176L132 175V174H131ZM153 171H154V173H153ZM162 171H163V172H162ZM251 171H252V172H251ZM255 171H254V173H255ZM75 172H76V173H75ZM123 172H124V173H123ZM142 172H143V173H142ZM144 172H146V173L148 172V173L146 174V173H144ZM180 172H181V173H180ZM219 172H220V171H219ZM222 172H223V174L226 176V174L224 173V170H223ZM226 172H227V171H226ZM229 172H230V171H229ZM229 172H227V176H228V175L230 176L231 174L233 175V174L235 173L234 171H232V172H230V173H229ZM237 172H239L240 175L237 174ZM250 172H251V173H250ZM262 172H263V173H261L260 175H259V173H258V174H256V173L254 174V173H253V175L255 176V179H253V180H252L253 176H251L252 178H249V177L246 176V175H247V174H246V175H245V176H246V179H245V176H244V179H245V180L248 179L247 182L250 183V182L253 181V182H252L253 184L250 183L251 185H250L249 183H246V181L242 180L243 177H242V179H238V178L236 177V175L234 174L233 177H235V179H234L233 182H235L236 178H237V181H238V182L241 180L240 183H239V184H240L239 188H238V185H239V184L236 183L237 181L234 183V186L237 185V187H235V189L237 188V189H236V193H237V191H238L239 189H241V188H240L241 186H242V187L244 186V184H248V186L250 185L249 187L251 188V190H252V187L255 186L254 188H256V187L259 186V185H262V186H259V187L262 188V187L264 186L263 181H262V179L264 180V171H262ZM12 173H13V172H12ZM119 173H121V174H119ZM141 173H142V174H141ZM155 173H156V174H155ZM157 173H158V174H157ZM186 173H188L187 176L185 175ZM189 173H191V175H190ZM214 173H215V172H214ZM228 173H229V174H228ZM14 174H12V175H14ZM18 174L20 175V177H19ZM47 174H49V175H48L49 177H50V175H51V177H50V178L47 177ZM92 174H93V175H92ZM109 174L111 175V177H110ZM138 174H140V176H139ZM159 174H160V175H159ZM161 174H162V175H161ZM178 174L175 173V175L177 176V178H180V177L182 178V180H181V178H180V180H179V182H178L179 187L181 186V184H182V187H183V184H184V186L186 185V187H189V186H187V184H188L189 182L191 183V179H192L193 177L190 179V181H188V182L185 183L186 179L183 177V175L180 176V177H178V176H179ZM205 174H204V175H205ZM210 174H211V172H210ZM210 174L207 176V179H210V178L212 177V176H211V177L209 178ZM216 174H217V173H216ZM219 174H220V173H219ZM221 174H222V173H221ZM12 175H11V176H12ZM98 175L100 176V178H99ZM104 175H105V176H104ZM107 175H108V178L110 177V179H109V181H108L107 183H105V182L108 180L107 178H105ZM156 175H158L159 177H157ZM197 175H196V180H197L198 177H201V176H200L201 174H200L198 177H197ZM232 175H231V176H232ZM257 175H258V176H257ZM261 175H262V176H261ZM11 176H10V177H11ZM45 176H46V178H45ZM102 176H103V181L105 180L104 182L100 181V180H102ZM118 176H117V177H118ZM133 176H134V179L137 180V183H133V181H135V180L132 178ZM142 176H141V177H142ZM176 176H174V181H175V180H176V181L178 180V179L175 178ZM218 176H221V177L223 178L222 175H218ZM218 176H216V177H218ZM225 176H224V177H225ZM256 176H257L258 178H257ZM259 176H261V177L259 178ZM91 177H92V178H91ZM119 177H118V178H119ZM138 177H139V178H138ZM216 177H215V174H214V175H213V178L215 179ZM13 178H14V179H13ZM47 178H48L49 180H48ZM51 178H52V179H51ZM70 178H72V179H70ZM94 178H95V179H94ZM124 178H125V179H124ZM148 178H149V177H148ZM151 178H152V177H151ZM201 178H202V177H201ZM222 178H219V179H220V184H221V182H222ZM4 179H6V180H4ZM46 179H47V181H46ZM73 179H74L75 181H74ZM87 179H88V180H87ZM89 179H90V180H89ZM96 179H97L98 182H97V181H94V180H96ZM98 179H100V180H98ZM122 179H123V181H122ZM127 179H128V180H127ZM132 179H133V181H132ZM141 179H142V178H141ZM154 179L152 178L151 181H153ZM184 179H185V180H184ZM203 179H204V180H201V179H200L201 182L205 181L206 176L203 177ZM207 179H206V180H207ZM214 179H213V180L210 179L211 182L214 181ZM226 179H227V177H225V181H224V179H223V182L225 183V182H227V180H228V182H227L228 185H227L226 183H225V184H222V185H224L225 189L227 190V188L229 187V185H230V184L232 185L233 182L230 183V182H231V179H227V180H226ZM250 179H251V180H250ZM14 180L17 181V182H19V183L16 182V184H15V181H14ZM50 180H51V181H50ZM78 180H79V181L81 180V181L79 182ZM116 180H117V179L115 178L113 181H110V182H114V183H115V184L113 183V186L115 185V187H117V186H116ZM124 180H125V181H124ZM159 180H161V178H159ZM193 180H195V178H193ZM193 180H192V181H193ZM200 180L198 179V182H199ZM232 180H233V179H232ZM6 181L8 182L9 186H8V184L6 183ZM48 181H49V182H48ZM52 181H53V182H52ZM60 181H61V182H60ZM77 181H78V182H77ZM119 181H117V182H119ZM126 181H127V182H126ZM146 181H147V178H146L145 181L143 180V182H146ZM149 181H150V180H148V183L150 184L151 181H150V182H149ZM182 181H184V183H183ZM217 181H218V179H217ZM217 181H216V182H217ZM229 181H230V182H229ZM242 181L244 182V184L242 183ZM28 182H29L30 184H28ZM135 182H136V181H135ZM153 182H154V181H153ZM180 182H182V183H180ZM205 182H206V181H205ZM207 182H210V181L207 180ZM254 182H255V183H254ZM101 183H103V184H105V185L107 184V187H106V186L102 187L103 184L101 185ZM123 183H122V184H123ZM179 183H180V184H179ZM194 183H195V181H194ZM241 183H242V185H241ZM256 183H257V184H256ZM259 183H260V184H259ZM261 183H262V184H261ZM6 184H7V185H6ZM81 184H82L83 186H82ZM117 184H119V183H117ZM135 184L138 185V186L136 187ZM144 184H145V183H144ZM160 184H161V183H160ZM160 184H159V185L157 184V186H158V187L160 186L159 188L162 187V188H161L162 190H159V189H158V190H159L158 193L161 191V193H162V195H163V193L166 192L165 189L167 190V188H169V187L165 188L166 185H164V186H165V187H164V186H161ZM170 184H171V183H170ZM207 184H208V183H207ZM218 184H219V182H218ZM254 184H256V185H254ZM80 185H81V187H82L81 190H84V191H85L84 193H85V194H86V193L88 194V195H86L85 197L82 196V195H85V194L82 193L83 191H82V192H79V191H78V190H80V189L78 188V187H80ZM108 185H109V186H108ZM120 185H121V184H120ZM141 185H142V184H141ZM141 185H140V187H142ZM145 185H146V184H145ZM147 185H148V184H147ZM147 185H146V186H147ZM162 185H163V183H162ZM173 185H174V184H173ZM176 185H177V184H176ZM176 185H175V186H176ZM189 185H190V184H189ZM191 185H192V184H191ZM205 185H206V183H205ZM225 185H226V186H225ZM231 185H230V186H231ZM253 185H254V186H253ZM123 186H125V185H123ZM131 186H132V189H131ZM134 186H135V187H134ZM153 186H154V185H153ZM157 186L155 187V189L157 188ZM193 186H194V185H193ZM195 186H196V184H195ZM208 186H209V185H208ZM220 186H221V185H220ZM227 186H228V187H227ZM234 186L232 185L231 188L229 187V188H228V191H230V190L232 189L230 192H234V190H235V189L233 188ZM251 186H252V187H251ZM100 187H101V188H100ZM149 187H150V186H148V188H149ZM171 187L173 188V186H171ZM202 187H203V186H202ZM202 187L200 186V189H201ZM210 187H211V186H210ZM222 187H223V186H221V188H222ZM224 187L222 188L223 190H224ZM249 187H248V188H249ZM6 188H7V189H6ZM122 188H121V189H122ZM136 188H137V189H136ZM142 188H143V187H142ZM146 188H147V187H146ZM146 188H145V189H146ZM150 188H151V187H150ZM164 188H165V189H164ZM180 188H181V187H180ZM184 188H185V187H184ZM192 188H193V187H192ZM192 188H191V189H192ZM197 188H198V187H197ZM206 188H207V186H206ZM218 188H219V187H218ZM243 188H244V187H243ZM263 188H264V187H263ZM60 189H61V190H60ZM101 189H102L103 191H102ZM112 189H114V188H110V190H112ZM116 189H117V188H116ZM118 189H119V187H118ZM118 189H117V190H118ZM121 189H120V190H121ZM155 189H154V190H150V189H148V191L150 190V193H151L152 191H156ZM178 189H179V188H178ZM182 189H183V188H182ZM182 189H181V191H182ZM186 189H187V188H186ZM194 189H195V188H194ZM203 189H205V187H204ZM207 189H208V188H207ZM209 189H211V191H212V187L209 188ZM209 189H208V190H209ZM215 189H217V187H216ZM229 189H230V190H229ZM245 189H246V188H245ZM256 189H257V188H256ZM11 190H12V191H11ZM58 190H60L59 192H61V193H59ZM81 190H80V191H81ZM100 190H101V191H100ZM108 190H109V189H107V192L105 191L106 194H105V192H104V195H103L104 198H105V195H107V193H109ZM125 190H126L127 192H126ZM141 190H143V189H141ZM169 190H170V188H169ZM169 190H167V191H169ZM188 190H189V189H188ZM213 190H214V186H213ZM218 190H219V189H218ZM223 190H222V191H223ZM226 190L223 191L224 193L221 192V191H220V193H222L224 196H226V195L228 194L229 196H227V197H230V195H231V196H232V195H233V196L236 195V194L234 195L235 192L232 194V193H230V192H228V191H226ZM254 190H255V189H254ZM258 190H260V188H258ZM13 191H14V192H13ZM56 191H57V192H56ZM99 191L101 192V194H100ZM118 191H119V190H118ZM143 191H144V190H143ZM143 191H142V192H143ZM175 191H176V190H175ZM179 191H180V190H179ZM179 191H178V192H179ZM183 191H184V189H183ZM189 191H190V190H189ZM209 191H210V190H209ZM225 191L228 192V193H226ZM262 191H263V192H262ZM11 192H13V193H11ZM20 192H21V194H20ZM55 192H56V193H59V194L54 195ZM113 192H115V191H113ZM142 192H141V193H142ZM156 192H157V191H156ZM173 192H174V191H173ZM212 192H215V191H212ZM212 192H210V193H212ZM216 192H217V190H216ZM240 192H241V190H240ZM246 192H247V191H246ZM254 192H255V191H254ZM256 192H257V191H256ZM16 193H18V194L16 195ZM50 193H52V195H54L57 199L54 198V197H52V195H51ZM56 193H55V194H56ZM64 193H63L62 195H64ZM138 193L140 194V191H139ZM144 193H145V192H144ZM147 193H148V192H147ZM150 193H148V195H149ZM169 193H170V194L172 193L171 190H170ZM169 193H168V194H169ZM175 193L177 194V192H175ZM175 193H173V194H175ZM179 193H180V192H179ZM201 193H202V192H201ZM203 193H204V191H203ZM220 193H219L218 195L223 196V195L220 194ZM229 193H230V194H229ZM250 193H251V192H250ZM258 193H259V199L257 198V200H258L257 202H258V204H259V203L262 204V202L264 203V201H263V198H264V197H263V196H264V189H261V191H258ZM8 194L10 195L9 197H10L11 199H10V198L8 199V197H7ZM19 194H20V195H19ZM67 194L65 195L64 198H67L66 196L69 195V194H68V195H67ZM110 194H112V193H109V195H110ZM118 194H120V192H119ZM134 194H135V192H134ZM165 194L167 195V193H165ZM173 194H172V195H173ZM176 194H175V195H176ZM182 194H183V192H182ZM186 194H187V191H186ZM186 194H185V195H186ZM208 194H209V193H208ZM12 195H13V196H12ZM39 195H40V196H39ZM48 195H51V198H50V196H48ZM99 195H100V196H99ZM109 195H108V197H109ZM113 195H114V194H113ZM129 195H128V196H129ZM141 195H142V194H141ZM141 195H139V196H141ZM144 195H145V194H144ZM144 195H142V197H145ZM150 195H152V193H151ZM154 195H156V193H155ZM160 195H161V194H160ZM166 195L163 196V197H164V198H165V197L167 198ZM177 195H181V193H180V194H177ZM188 195H189V194H188ZM200 195H201V194H200ZM206 195H207V194H206ZM211 195H213V194H211ZM211 195H209V196H211ZM216 195H217V193H215L214 196H216ZM240 195H241V194H240ZM247 195H248V194H246V196H247ZM21 196H23V197L21 198ZM32 196H33V197H32ZM34 196H38V198H37V197L34 198ZM42 196H43V197L45 196V198H46V196H47L46 199H48V200H49V198H50V200H52V199L54 198V199H53V202L56 201L55 205L53 204V202L51 203V202H49L48 200H46L45 198H44V200H43V197H42ZM69 196H71V195H69ZM69 196H68V197H69ZM72 196H73L72 198L70 197L71 199H75V198L78 197V196H75V195H72ZM74 196H75V198H74ZM118 196H119V195H118ZM131 196H133V199H132V200H134V196H135V195L132 194V195H130V197H131ZM136 196H137V195H136ZM136 196H135V200H136ZM139 196H137V197H139ZM152 196H153V195H152ZM220 196H219L218 198H222L223 201H222V199H221V200L218 199V200H220V202L223 203V204L226 206V204L224 203V199H226V198H223V197H220ZM241 196H242V195H241ZM256 196H257V195H256ZM28 197H29V199H28ZM30 197H32V198H30ZM39 197H41V198H39ZM79 197L77 198V200L79 199ZM86 197H87V199H86ZM112 197H113V196H112ZM121 197H122V196H121ZM156 197H158V196H156ZM163 197H162V198H163ZM175 197H177V196H175ZM184 197H185V196H184ZM216 197H217V196H216ZM248 197H249V195H248ZM6 198H7V199H6ZM12 198H14V199H12ZM33 198L35 199V203H36V199H42V200L45 202V204L43 205L44 208H41V209L38 211V210H36V209H39L38 207H35V206H34V208H33V206L31 207V206H30V203H34V202H32V199H33ZM61 198H63V197H61ZM82 198H83V199H82ZM104 198L102 197L103 200H104ZM106 198H107V197H106ZM106 198H105V199H106ZM145 198H146V197H145ZM145 198H144V200H146ZM147 198H148V196H147ZM151 198H153V197H151ZM160 198H161V197H160ZM162 198H161V200H163ZM170 198H171V197H169L168 199H170ZM199 198H200V197H199ZM204 198H206V200H207V197H204ZM204 198H203V199H204ZM214 198H215V197H214ZM232 198H233V197L228 198L229 200L226 199V200H227L226 203H227V204L230 203V202H231L230 199H232ZM252 198H253V197H252ZM252 198H251V199H252ZM21 199H23V200L26 199L27 201L31 199V202H30V201L28 202L29 205H25V204H24V206H28V207H25V208H29V206H30V207H31L30 209H31V210L33 209V210H32V213H33L34 210H36V211H34V213L38 211V212H37L38 214L35 213V214H36V215H35L34 213H33V214L31 213V215H32V216H31L30 213L26 212V211H28V210H30V209H26V211H25V208H24V207H22V208H23L24 211H25L26 213H28V214L26 215V213H23V209H22V208H21V211H20V210H19V209H20V208H19L20 205L18 204V201H20ZM68 199H69V198H68ZM68 199H63L64 201H62V204H63V202H66V204H67V202L73 201V200H69V201H68ZM90 199H89V200H90ZM107 199H108V198H107ZM107 199H106V200H107ZM109 199H110V198H109ZM111 199H112V198H111ZM113 199H114V198H113ZM115 199H116V198H115ZM123 199H124V198H123ZM125 199H126V198H125ZM139 199H140V198H139ZM141 199H142V198H141ZM149 199H150V198H149ZM149 199H148V200H149ZM172 199L174 200L175 198L172 197ZM172 199H171V200H172ZM177 199H178V197H177ZM177 199H175V200H177ZM181 199H182V198H181ZM183 199L185 200V198H183ZM187 199H188V198H187ZM212 199H213V198H212ZM212 199H211V200H212ZM239 199H240V198H239ZM26 200H25V201H26ZM45 200H46V201H45ZM54 200H55V201H54ZM57 200H58V201H57ZM116 200H117V199H116ZM132 200L130 201V205H131V203H132ZM144 200H143V201H144ZM152 200H153V199H152ZM156 200H158V199H156ZM159 200H160V199H159ZM166 200H167V199H166ZM175 200H174V201H175ZM179 200H180V198H179ZM179 200H178V202H179ZM199 200H200V199H199ZM206 200H204V201H206ZM213 200H214V199H213ZM226 200H225V201H226ZM252 200H254V199H252ZM25 201H23V202H25ZM47 201L51 204L52 207L49 205V203L47 204ZM79 201H80V200H78L77 203H78ZM124 201H125V200H124ZM143 201H142V202L140 201V203L143 204V205L140 204L141 207L144 206V203L146 204V202L143 203ZM150 201H151V200H150ZM150 201H148V202H150ZM163 201H164V200H163ZM169 201H170V200H169ZM180 201H181V200H180ZM197 201H198V200H197ZM197 201H195V203H196ZM202 201H203V200H202ZM204 201H203V202H204ZM228 201H229V202H228ZM236 201H237V200H236ZM259 201H260V202H259ZM20 202H22V200H21ZM37 202H38V201H37ZM40 202H42V201H40ZM57 202H58V203H57ZM74 202H76V201L74 200ZM81 202H79V204H81ZM83 202H84V201H83ZM85 202H86V201H85ZM85 202H84V203H85ZM101 202H103V201H101ZM105 202H106V201H105ZM107 202H108V200H107ZM116 202H117V201H116ZM126 202H127V200H126ZM126 202H125V203H126ZM133 202H134V201H133ZM137 202H138V200H137ZM151 202H153V201H151ZM160 202H161V201H160ZM164 202H165V201H164ZM199 202H201V200H200ZM214 202H215V201H214ZM243 202H244V201H243ZM28 203L26 202V204H28ZM42 203H43V202H42ZM71 203H72V204H71ZM86 203H88V202H86ZM103 203H104V202H103ZM134 203L136 204V201H135ZM155 203H156V202H155ZM162 203H163V202H162ZM165 203H166V202H165ZM195 203H194V204H195ZM204 203H205V202H204ZM204 203H202V204H204ZM211 203H212V205H213V202H211V201H210V203H207V204L211 205ZM217 203H219V202H217ZM245 203H246V202H245ZM245 203H243V205H244ZM46 204H47L48 206H50L51 208H50V207H49L50 209H49V208H45V207H46ZM52 204H53V205H52ZM68 204H69L70 206H69V205H67V206H69L70 209H71V205H72V207H73V204H74V206L76 205V208H78L77 205H79V204H76V203H73V202H70V203H68ZM89 204H90V202H89ZM91 204H92V203H91ZM106 204H108V203H106ZM111 204H112V203H111ZM117 204H118V203H117ZM138 204H139V202H138ZM169 204H170V202H169ZM175 204L177 205V203H175ZM197 204H198V202H197ZM235 204H236V203H235ZM237 204L239 205V203H237ZM4 205H5V206H4ZM31 205H32V204H31ZM35 205H37V204H35ZM39 205L41 206V204H39ZM56 205H58V206H56ZM63 205H64V204H63ZM81 205H82V204H81ZM81 205H80V206H81ZM85 205H86V204H85ZM87 205H88V204H87ZM113 205H115V203H114ZM126 205H127V204H126ZM126 205H125L124 207H126ZM133 205H134V204H133ZM147 205H149V203H148ZM160 205H161V203H160ZM160 205H158V206H160ZM162 205H163V204H162ZM167 205H168V204H167ZM167 205L165 204V205H163V206H167ZM171 205L173 206V204H171ZM199 205H200V204H199ZM209 205H208V206H209ZM212 205H211V206H212ZM229 205H230V204H229ZM231 205H232V204H231ZM249 205H250V204H249ZM256 205H257V204H256ZM0 206H1V205H0ZM12 206H15V208L12 207ZM21 206H23V203L21 204ZM21 206H20V207H21ZM65 206H66V205H65ZM80 206H79V207H80ZM128 206H129V205H127V207H128ZM131 206H132V205H131ZM136 206H137V204H136ZM197 206H198V205H197ZM208 206H206V207L208 208ZM221 206H222L221 208H223V205H221ZM232 206H234V205H232ZM254 206H255V205H254ZM262 206H264V205L262 204ZM262 206H259V208L261 207L260 209H261V210L263 209L262 212L264 213V207H262ZM55 207H54V208H55ZM98 207H99V206H98ZM98 207H97V209H98ZM110 207H111V205H110ZM110 207H108V208H110ZM133 207H134V206H133ZM137 207H139V206H137ZM152 207H153V206H152ZM161 207H162V206H161ZM161 207H160V208H161ZM168 207H170V206H168ZM192 207H193V206H192ZM194 207H195V206H194ZM194 207H193V208H194ZM203 207H204V206H203ZM206 207H204V208H206ZM236 207H237V206H236ZM255 207H256V206H255ZM35 208H36V209H35ZM54 208H53V209H54ZM66 208H67V207H66ZM66 208H65V209H66ZM90 208H91V205H90ZM100 208H103V207H99V209H100ZM106 208H107V207H106ZM106 208H105V209H106ZM108 208H107V210H108ZM148 208H149V206H148ZM148 208H147V209H148ZM156 208H157V206H156ZM162 208H164V207H162ZM193 208H192V209H193ZM201 208H202V207H201ZM211 208H212V207H211ZM225 208H226V207H225ZM225 208H224V209H225ZM227 208H228V207H227ZM237 208H238V207H237ZM257 208H258V207H257ZM67 209L69 210V208H67ZM67 209H66V210H67ZM72 209H73V208H72ZM74 209H75V208H74ZM83 209H84V208H83ZM85 209H87V208H85ZM91 209H92V208H91ZM95 209H96V207H95ZM95 209H93V210H95ZM123 209H124V208H123ZM130 209H131V208H130ZM134 209H135V208H134ZM136 209H137V208H136ZM143 209H146V205H145V208H144V207L142 208V210H143ZM150 209H151V205H150ZM157 209H159V207H158ZM167 209H168V208H167ZM202 209H203V208H202ZM224 209H223V210H224ZM242 209H243V208H242ZM4 210H3V211H4ZM12 210H13L14 212H13ZM41 210H42V211H41ZM55 210H56V209H55ZM55 210H54V211H55ZM62 210H63V208H62ZM87 210H90L89 207H88ZM109 210H110V209H109ZM109 210H108V211H109ZM115 210H116V208H115ZM125 210H126V208H125ZM128 210H129V209H128ZM152 210L154 211L155 209H152ZM160 210H161V209H160ZM170 210H171V209H170ZM190 210H191V208H190ZM204 210H205V209H204ZM208 210H209V209H208ZM208 210H206V211H208ZM217 210H220V209H217ZM255 210H256V209H255ZM50 211H52V210H50ZM74 211H75V210H73V212H74ZM85 211H86V210H85ZM90 211H92V210H90ZM90 211H89V212H90ZM98 211H99V210H98ZM100 211L103 212V210H100ZM100 211L98 212V214L100 213ZM108 211H107L106 213H109V212H110V214H111L112 211H109V212H108ZM130 211H131V210H130ZM135 211H136V210H135ZM135 211H134V212H135ZM137 211H138V209H137ZM137 211H136V212H137ZM146 211H147V210H146ZM155 211H156V210H155ZM161 211H163V210H161ZM166 211H168V210H166ZM166 211H164V212H166ZM194 211H195V210H193V212H194ZM206 211H204V212H206ZM227 211H228V210H227ZM227 211H226V212H227ZM233 211H235V210L233 209ZM240 211H241V210H240ZM243 211H244V210H243ZM256 211H257V210H256ZM256 211H255V212H256ZM10 212H11V214H10ZM30 212H31V211H30ZM68 212H69V211H67V214H71V213H72V210L70 211L71 213H70V212L68 213ZM81 212H82V211H81ZM81 212H79V213H81ZM86 212L88 213V211H86ZM86 212H85V213H86ZM96 212H97V211H96ZM102 212H101V213H102ZM115 212H116V211H115ZM128 212H129V211H128ZM134 212H133V213H134ZM147 212H148V211H147ZM147 212H146V213H147ZM150 212H151V211H150ZM164 212H163V213H164ZM187 212H188V211H187ZM209 212L211 213L210 210H209ZM231 212H232V211H231ZM241 212H242V211H241ZM241 212H240V213H241ZM244 212H245V211H244ZM257 212H258V211H257ZM262 212H261V213H262ZM1 213H2V214H1ZM14 213H15V214H14ZM18 213H19V214H18ZM21 213H22V214H21ZM42 213H41V214H42ZM53 213L55 214L56 212H53ZM58 213H59V212H58ZM58 213H57V214H58ZM65 213H66V212H65ZM65 213H64V214H65ZM76 213H77V211H76ZM76 213H75V214H76ZM83 213H84V211H83ZM103 213H104V212H103ZM106 213H105V214H106ZM129 213H130V212H129ZM129 213H127V214H129ZM133 213H131V214H133ZM143 213H145V210H144ZM146 213H145V214H146ZM151 213H152V212H151ZM151 213H150V214H151ZM155 213H156V212H155ZM155 213H154V215H152V216L155 217V215H156L158 212H157L156 214H155ZM159 213H160V212H159ZM159 213H158V214H159ZM163 213H162V214H163ZM167 213H169V212H167ZM191 213H192V211H191ZM194 213H195V212H194ZM206 213H207V212H206ZM210 213H209V214H210ZM214 213H216V212L214 211ZM217 213H218V212H217ZM227 213H228V212H227ZM247 213H248V212H247ZM261 213H260V214H261ZM57 214H56V215H57ZM67 214H66V215H67ZM77 214H78V213H77ZM89 214H91V213H89ZM113 214H115V213L113 212L111 215H113ZM116 214H117V213H116ZM135 214H136V213H135ZM137 214H138V213H137ZM141 214H142V213H141ZM150 214H149V215H150ZM160 214H161V213H160ZM162 214H161V215H162ZM185 214H186V213H185ZM202 214H203V213H202ZM218 214H220V213H218ZM225 214H226V213H225ZM236 214H237V213H236ZM260 214H259V216H260ZM5 215H6L7 217H6ZM34 215L36 216V219H34V217H35ZM51 215H53V214H51ZM56 215H55V216H56ZM60 215H61V214H60ZM78 215H81V214H78ZM93 215H95V213H94ZM99 215H100V214H99ZM99 215L96 216V219H97V217H99ZM107 215H108V214H107ZM107 215H105V216L107 217ZM206 215H207V214H206ZM212 215H213V214H212ZM223 215H224V214H223ZM239 215H241V214H239ZM262 215H263V214H262ZM24 216H19V217H18V216H15L14 219H15V221H16V220H18L17 218H20V219H21V217L24 218ZM48 216H49V215H48ZM68 216H70V215H68ZM68 216H67V219H66V220H69V219H68V218H69ZM72 216H73V215H72ZM83 216H84V215L82 214V216H80V217H83ZM91 216H92V215H91ZM105 216H103L104 219H106ZM114 216H116L115 218L117 219V215H114ZM152 216H151V217H152ZM157 216H159V215H156V217H157ZM180 216H181V215H180ZM202 216H204V215H202ZM220 216H221V215H220ZM229 216H230V215H229ZM5 217H6L7 219H6ZM63 217H64V216H63ZM73 217H74V216H73ZM78 217H79V216H78ZM80 217H79V218H80ZM85 217H86V216H85ZM85 217H84V218H85ZM93 217H94V216H93ZM109 217H110V216H109ZM109 217H108V218H109ZM121 217H122V216H121ZM148 217H150V216H148ZM212 217H213V216H212ZM224 217H225V216H224ZM233 217H234V216H233ZM240 217H241V216H240ZM23 218H22V219H23ZM48 218H49V217H48ZM50 218H51V217H50ZM52 218H53V216H52ZM55 218H56V217H55ZM57 218H58V217H57ZM60 218H61V217H60ZM60 218H59V220H60ZM65 218H66V217H65ZM86 218H87V217H86ZM180 218H181V217H180ZM200 218H202L201 215H200ZM206 218H207V217H206ZM210 218H211V214H210ZM227 218H228V217H227ZM235 218H236V217H235ZM4 219H6V220L3 221ZM9 219H10V218H9ZM20 219H19V220H20ZM22 219L19 221V223L23 222ZM25 219H26V218H24L23 220H25ZM53 219H54V218H53ZM71 219H72V217H71ZM71 219H70V220H71ZM80 219H82V218H80ZM87 219H89V218H87ZM91 219H93V218L91 217ZM100 219L104 220V219L102 218V215L100 216ZM112 219H113V218H112ZM146 219H147V218H146ZM149 219H150V218H149ZM151 219H152V218H151ZM155 219H156V218H155ZM178 219H179V218H178ZM203 219H205V218H203ZM220 219H221V218H220ZM246 219H247V218H246ZM259 219H260V218H259ZM10 220H11V219H10ZM44 220H46V222H48V221H47V218L44 219ZM62 220H64V218H62ZM70 220H69V222H71ZM85 220H86V219H84V222H85ZM93 220H94V219H93ZM97 220H98V219H97ZM106 220H107V219H106ZM110 220H111V219H110ZM110 220H107V222H109ZM119 220H120V219H119ZM119 220H118V221H119ZM126 220H127V219H126ZM156 220L158 221L159 218L156 219ZM199 220H201V219H199ZM209 220H210V219H209ZM263 220H264V219H263ZM11 221L13 222V220H11ZM15 221L13 222V227L16 228V229L11 228V231L14 229L13 231H15V233H16V231L18 232V231H20L21 229L26 228L24 225H23V227L21 228V227H19L20 225L18 224L17 227L20 228V229L17 230V227H16V223H17V221H16V222H15ZM27 221H29V220H27ZM41 221H42V220H41ZM57 221H58V220H57ZM78 221H79V220H78ZM80 221H82V220H80ZM80 221H79V222H80ZM87 221H88V220H87ZM104 221H105V220H104ZM114 221H115V220H114ZM114 221H112L111 224H113ZM121 221H122V220H121ZM148 221H150V220H148ZM154 221H155V220H154ZM159 221H160V220H159ZM201 221H202V220H201ZM201 221H199V222H201ZM43 222H44V221H43ZM49 222H50V221H49ZM49 222H48V223H49ZM63 222H64V221H63ZM66 222H67V221H66ZM72 222H73V220H72ZM72 222H71V224L74 223V222H73V223H72ZM76 222H77V219H76ZM76 222H75V223H76ZM84 222H83V223H84ZM91 222H92V221H91ZM99 222H100V221H98V225H99ZM105 222H106V221H105ZM119 222H120V221H119ZM151 222H152V221H151ZM224 222H225V221H224ZM2 223H1V224H2ZM7 223H6V225H8ZM14 223H15V226H14ZM23 223H24V222H23ZM25 223H26V222H25ZM32 223H33V221H32ZM32 223L30 222V224H32ZM51 223H52V222H51ZM59 223H60V222H59ZM89 223H90V222H89ZM95 223H96V222H95ZM100 223H103V221H101ZM116 223H117V222H116ZM141 223H142V222H141ZM145 223H146V222H145ZM149 223H150V222H149ZM206 223H209L208 220L206 221ZM34 224H38V223L34 222ZM40 224H41V222H40ZM42 224H43V223H42ZM44 224H45V223H44ZM44 224H43V225H44ZM52 224H55V221H54ZM52 224H51V225H52ZM66 224H67V223H66ZM66 224H65V225H66ZM68 224H69V223H68ZM79 224H82V222L79 223ZM84 224H85V223H84ZM105 224H106V223H105ZM107 224H108V223H107ZM114 224H115V223H114ZM153 224H155V223L153 222ZM156 224H158V223L156 222ZM199 224H200V223H199ZM204 224H205V223H204ZM6 225H5V223H4V225H1V226H0V233L2 232V231H1V227H2V229H4V228L8 229L9 225H8V226H6ZM46 225H47V224H46ZM48 225H49V224H48ZM48 225H47V226H48ZM51 225H50V226H51ZM59 225H60V224H59ZM61 225H62V222H61ZM73 225H75V224H73ZM86 225H87V224H86ZM88 225H89V226H92L93 224L90 223V224H88ZM115 225H116V224H115ZM138 225H139V224H138ZM140 225H141V224H140ZM147 225H148V224H147ZM174 225H175V224H174ZM194 225H195V224H194ZM261 225H263V223H262ZM4 226H5V227H4ZM11 226H12V225H11ZM11 226H10V227H11ZM21 226H22V224H21ZM37 226H38V225H36V227H37ZM40 226H42V225H40ZM50 226H49V228L46 227V226H45V227L48 228V229L50 230L49 232L51 233V232H52V231H51V230H52L51 227L54 226V225H52L51 227H50ZM63 226H64V224H63L61 227H63ZM68 226H72V225L69 224ZM82 226H83V225H82ZM89 226H88V227H89ZM96 226H97V223H96ZM96 226H95V227H96ZM104 226H105V227H104ZM104 226L102 225L103 228H106V225H104ZM109 226H110V225H109ZM109 226H107V227H109ZM120 226H122V225H120ZM120 226H118V227L120 228ZM133 226H134V225H133ZM141 226H142V225H141ZM150 226H151V225H150ZM263 226H264V225H263ZM10 227H9V228H10ZM27 227H28V224H27ZM54 227H55V226H54ZM54 227H53V230H55V229L57 230L60 226H59V227L57 226V228H56V227L54 228ZM61 227H60V228H61ZM65 227L67 228V226H65ZM80 227H81V226H80ZM95 227H94V228H95ZM100 227H101V226H100ZM111 227L114 228L112 225L110 226V228H111ZM118 227H116V230L119 229ZM145 227H146V226H145ZM154 227H155V225H154ZM161 227H162V226H161ZM164 227H165V226H164ZM164 227H163V228H164ZM194 227H195V226H194ZM28 228H29V227H28ZM43 228H44V227H43ZM43 228H42V229H43ZM73 228H74V226H73ZM73 228L70 227V229H71L70 232L74 231ZM75 228H76V227H75ZM98 228H99V227H98ZM103 228H101V230H102ZM110 228H109V233L111 232L113 235L116 236V235H117V232H116V231H113V232H116V234H114V233L111 231ZM123 228H124V227H123ZM135 228H136V227H135ZM137 228H138V227H137ZM6 229H4L3 231H7ZM30 229H31V227H30ZM33 229H34V228H33ZM35 229H37V228H35ZM38 229H40V228H38ZM38 229H37V233H38ZM48 229H46V230L48 231ZM78 229H81V228H78ZM78 229H77V230L75 229V232H72V233H73V236H74V234H75L74 237H76V238L78 237L77 239H78L79 241H78L77 239H75V238H72V239L75 240V242L71 240L73 246L69 245V244L66 242V244H68V246H70V252H72V251L74 250L75 246H76V249L73 251L74 253H75L76 250L81 249L80 247H83V248H84V251H85V249H87V250H86L87 252H91V251H88V250H89V249H88V248H89L88 243H86V244L88 245V247H86L85 242L82 241V242H83V245L85 244V247H86V248H85L84 246H82V242H81L80 239H79V238H81L82 235H79V236L76 235V232L78 231ZM86 229H88V228L86 227ZM89 229H90V228H89ZM89 229H88V230H89ZM121 229H122V228H121ZM130 229H131V228H130ZM133 229H134V228H133ZM139 229H140V226H139ZM149 229H151V227H150ZM152 229H153V228H152ZM152 229H151V230H152ZM157 229H158V228H157ZM164 229H165V228H164ZM209 229H210V228H209ZM8 230H9V229H8ZM46 230H42V231H41L42 234H45V233H43V232H46V233H47ZM58 230H59V229H58ZM58 230H57V233L59 234ZM63 230H64V228H61L59 231L62 232ZM91 230H92V228L90 229V231H91ZM95 230H96V228H95ZM105 230H106V229H105ZM114 230H115V229H114ZM147 230H148V228H147ZM151 230H150V231H151ZM167 230H168V229H167ZM171 230H172V229H171ZM229 230H230V229H229ZM13 231H12V235H16V236H15V238L13 237L12 239H11V237L8 236V237L10 238V240H9V238H7L6 235H4V234H5L4 232L0 234V237L4 235L3 237L6 236L5 239L9 240V241H6L7 243H4V240H5V239H3V238L1 237L0 240L3 239V241H2V240L0 241V245L4 243L3 246H5V244H7L6 246H9V245L11 246V244H13V243H11V241H12V242L14 241L13 239H15V242H16L17 239H19V240L23 239L21 236H23L25 233H20V232H22V231H20V232L18 233V235H17V233L15 234V233H13ZM23 231H24V230H23ZM25 231H26V230H25ZM30 231H31V230H30ZM35 231H36V230H35ZM65 231L68 232V229H67V230L65 229ZM65 231L62 232V233L65 234ZM82 231H83V230H82ZM85 231H87V230H85V228H84V232H85ZM90 231H89V232H90ZM92 231H93V230H92ZM102 231H104V230H102ZM102 231H101V233H102ZM107 231H108V230H107ZM133 231H134V230H133ZM141 231H142V230H141ZM152 231H153V230H152ZM222 231H223V230H222ZM224 231H225V230H224ZM7 232H8V231H7ZM9 232H10V231H9ZM28 232H29V230H28ZM49 232H48V233H49ZM67 232H66V233H67ZM70 232H69V233H70ZM79 232H80V231H79ZM79 232H77V233H79ZM99 232H100V231H99ZM105 232H106V231H105ZM122 232H123L122 234H124V231H123V230H122ZM135 232H136V231H135ZM162 232H163V231H162ZM194 232H196V231H194ZM211 232H212V231H211ZM39 233H40V232H39ZM50 233H49L47 236L49 237V239L52 238V240H53V236L56 235V234L51 235L52 233H51V234H50ZM80 233L82 234V232H80ZM86 233H88V232H85V233H84V234H85V238L87 237L86 235H88V234H86ZM95 233H97V236L100 234V233L98 234V231H97V232L95 231ZM95 233H93V234H95ZM133 233H134V232H133ZM142 233H146V232H142ZM151 233H152V232H151ZM203 233H204V231H203ZM6 234H7V233H6ZM9 234H10V233H9ZM19 234H20V235L23 234V235H21V236L19 237ZM29 234H30V232H29ZM42 234H40V235H42ZM70 234H71V233H70ZM84 234H83V235H84ZM102 234H103V233H102ZM106 234H108V232H107ZM106 234H103V237L101 236L100 238L103 240L104 235L106 236ZM153 234H154V231H153ZM185 234H186V232H185ZM198 234H199V233H198ZM7 235H8V234H7ZM12 235H11V236H12ZM32 235H33V236H32ZM59 235H60V234H59ZM65 235H66V234H65ZM65 235H64V236H65ZM113 235H111L112 238H113ZM118 235H119V234H118ZM118 235H117V236H118ZM135 235H138L137 232H136ZM135 235H134V236H135ZM156 235H157V234H156ZM213 235H214V234H213ZM242 235H243V234H242ZM247 235H248V234H247ZM29 236H30V237H29ZM29 236L27 237V239H29V241H28L26 238L24 239L25 242H26V240L28 241V243L30 242L29 245L27 246L28 243H27V242L25 243L24 240H23L22 245H21V247L23 248V250H20V249H22V248L20 247V245H19V248H18V249L20 250L19 252H24V248H25V247H30V245H31V249H32V251H31V249H28V250H27V248H26V250L28 251V254H26V253H27L26 251H25V252H26L25 254L28 255V256H30V259H29L28 256H27L28 260H33V261L30 262V261L26 260V259H25V258H26V255H25V254H22L25 258H22V259L19 260V258L21 257V254H20L18 251H17V252H14V253H12V251H11V253H10V252H7V251L4 250L5 253H6V254H5V253L2 251V250H3V246H2V247L0 246V247L2 248V250H1V248H0V255H1V257H0V264H13L14 262H15V264H19V263H21V264H36V263H32V262L35 261V260H34L35 258H36V262H37V264H45V262H46L47 260H48V261L46 262V264H50V263H51V264H54L53 261L56 260V259H57V262H58V263H55V264H59V263H61V264H66V263L70 264V263H71V262H70L71 260H67V258L69 257V255H68V257H67V254L69 253V251H67V254H66V250H67V247H68V246H67V247L65 246V250H61V249H64V248H62L64 245L61 246V247L59 248V249H60V252H62V254H60V255H63V252H65V254H66V256H65V257H66V260L70 262V263H69V262L62 263L63 260H64L63 256H64L65 254H64L63 256H61V258H63V260L61 261V259H59V257H58V256H60L59 254L56 253V254H55L56 257H55V256L53 257L54 254H53L52 252H51V253L48 252V248H47V247H44L45 245H46V246L48 245V244H46V243H48V242H49V245H50V241H51V239L49 240V239L46 238L48 241H45L46 239L43 240V238H44V237H43L44 235H43V236H42L43 238L40 236V237H41V240H43V241H41L40 238H39V235H36V236H35V234H31V235H29ZM31 236H32V237H31ZM47 236H46V237H47ZM50 236H51V237H50ZM66 236H68V235H66ZM70 236H72V235H70ZM92 236H93V235H92ZM92 236H91V237H92ZM130 236H131V235H130ZM134 236H132V238H133ZM138 236H139V235H138ZM138 236H137V237H138ZM152 236H153V235H152ZM159 236H160V235H159ZM237 236H238V235H237ZM248 236L250 237V235H248ZM248 236H247V237H248ZM257 236H258V235H256V238H257ZM18 237H19V238H18ZM55 237H60V236H57V235H56ZM62 237H63V235H62ZM93 237H94V236H93ZM107 237H110V236H107ZM122 237H123V236H122ZM215 237H216V236H215ZM240 237H241V236H240ZM244 237H245V236H244ZM249 237H248V238L245 237V239L248 240ZM252 237H253V236H252ZM258 237H259V236H258ZM20 238H21V239H20ZM68 238H70V237H68ZM68 238H66V240H67ZM88 238H89V236H88ZM95 238H96V237H95ZM97 238H98V237H97ZM100 238H99V239H100ZM116 238H117V237H116ZM120 238H121V237H120ZM120 238H119V239H120ZM129 238H130V237H129ZM139 238H140V236H139ZM151 238H152V237H151ZM194 238H195V237H194ZM250 238H251V237H250ZM54 239L56 240V238H54ZM81 239H84V238H81ZM89 239H91V238H89ZM89 239H88V240H89ZM93 239H94V238H93ZM93 239H92V240H93ZM101 239H100V240H101ZM104 239H105V238H104ZM119 239H117V240H119ZM137 239H138V238H137ZM200 239H201V242H202L203 239H202V238H200ZM232 239H233V238H232ZM241 239H242V238H241ZM245 239H242L243 242L246 241ZM251 239L254 240V238H251ZM251 239H250V240H251ZM55 240H53V242H55ZM66 240L64 239V241H66ZM84 240H85V239H84ZM95 240H96V239H95ZM107 240H108V241H110V240L112 241L111 238H110V239H107ZM134 240H135V239H134ZM141 240H142V239H140L139 241H141ZM146 240H148V238H147ZM146 240H145V241H146ZM151 240H152V239H151ZM151 240H150V241H151ZM198 240H199V239H198ZM242 240H241V241H242ZM244 240H245V241H244ZM44 241H45V244L42 243V242H44ZM57 241H58V240H57ZM59 241H60V238H59ZM67 241H68V240H67ZM77 241H78V243H77ZM97 241L99 242L98 239H97ZM103 241H104V240H103ZM103 241H102V243H103ZM114 241H116V240H113V243H114ZM125 241H126V240H125ZM143 241H144V240H143ZM143 241H142V242H143ZM193 241H194V240H193ZM204 241H205V240H204ZM218 241H219V240H218ZM254 241H256V240H254ZM2 242H3V243H2ZM15 242H14V244H15ZM17 242L20 243V241H18V240H17ZM60 242H62V239H61ZM69 242H70V239H69ZM91 242H92V241H91ZM93 242H94V241H93ZM129 242H130V241H129ZM129 242L127 241V243H129ZM131 242H132V241H131ZM136 242H137V241H136ZM196 242H197V241H196ZM243 242L241 243V245L239 244V245H240L239 247H242V246H243V244H244ZM249 242H250V241H249ZM251 242H252V241H251ZM256 242H258V241H256ZM9 243H10V244H9ZM19 243H17V244H19ZM23 243L26 244L25 247H23V246H24ZM41 243H42V244H41ZM51 243H52V241H51ZM64 243H65V242H64ZM79 243H81V245H80L79 248H78L77 245H79ZM95 243H96V241H95ZM99 243H100V242H99ZM111 243H112V242H111ZM117 243H118V241H117ZM122 243H123V242H122ZM125 243H126V242H125ZM125 243H124V244H125ZM127 243H126V244H127ZM252 243H254V242H252ZM8 244H9V245H8ZM14 244H13V245H14ZM43 244H44V246H43L44 249H47L46 253H44L45 250L42 249V246H41V245H43ZM89 244H90V243H89ZM91 244H93V243H91ZM124 244H123V245H124ZM137 244H138V242H137ZM156 244H158V243L156 242ZM160 244H161V242H160ZM254 244H255V243H254ZM256 244H257V243H256ZM13 245H12L11 247H13ZM57 245H58V247H59L60 244L57 243ZM61 245H62V244H61ZM93 245H94V244H93ZM93 245H92V247H93ZM114 245H115V243H114ZM123 245H122V246H123ZM132 245H133V244H132ZM132 245L130 244V245H127L126 247H128V249L130 250V248H131L130 246H132ZM141 245H142V244H141ZM141 245H140V246H141ZM148 245H149V244H148ZM148 245H147V246H148ZM151 245H152V244H151ZM182 245H183V244H182ZM246 245H248V244L246 243ZM246 245H245V246H246ZM250 245H252V244L249 243L248 246H250ZM261 245H262V244H261ZM10 246H9V248H10ZM51 246H52V245H51ZM90 246H91V245H90ZM110 246H111V244H110ZM110 246L108 245V248H109ZM116 246H118V245L116 244ZM134 246H135V245H134ZM142 246H143V245H142ZM158 246H159V245H158ZM184 246H185V245H184ZM245 246H244V248H246ZM248 246H247V248H248ZM252 246H253V245H252ZM256 246H258V244H257ZM259 246H260V245H259ZM259 246H258V247H259ZM15 247H16V245H15L13 248H15ZM48 247H50V246H48ZM53 247H54V246H53ZM92 247H91V249L93 250L94 247H93V248H92ZM124 247H125V246H124ZM129 247H130V248H129ZM137 247H139V246H137ZM137 247H136V249H137ZM153 247H154V246H153ZM182 247H183V246H182ZM187 247H188V246H187ZM258 247H257V249H258ZM263 247H264V246L259 247V248H262V251H263V252L261 251V249H260V252H259L260 254H261V252H262V255L264 254V248H263ZM56 248H57V246H56ZM68 248H69V247H68ZM72 248H73V250L71 251ZM77 248H78V249H77ZM83 248H82V249H83ZM98 248H99V247H98ZM105 248H106V247H105ZM105 248H104V249H105ZM108 248H107V250H108ZM132 248H133V246H132ZM132 248H131V249H132ZM149 248H150V245H149L148 248H146V250H148ZM247 248L245 249L246 252H247ZM251 248H252V247H251ZM251 248H250V249H251ZM4 249H6V248L4 247ZM15 249L17 250V247H16ZM59 249H58V251H59ZM82 249H81V250H82ZM122 249L124 250V248H122ZM125 249H127V248H125ZM128 249H127V253H129V254H128V257H129V255H130V251H129ZM141 249H142V248H141ZM144 249H145V247H144ZM179 249H180V248H179ZM207 249H208V248H207ZM239 249H242V248H239ZM252 249H253V248H252ZM252 249H251V250H252ZM257 249H255V250L258 251ZM10 250H11V248H10ZM16 250H15V251H16ZM39 250H40V251H39ZM50 250H51V247H50ZM53 250H54V249H53ZM53 250H52V251H53ZM81 250H79V252L76 251V255H77V256H78V254H79V256H81V255L83 254V253H81ZM98 250H99V249H98ZM105 250H106V249H105ZM105 250H104V251H105ZM107 250H106L105 252H110V251H107ZM111 250H112V249H111ZM113 250H114V249H113ZM123 250H121V251H123ZM146 250H145V251H146ZM184 250L186 251L185 248H184ZM204 250H205V249H204ZM211 250H212V249H211ZM242 250H243V249H242ZM242 250H241V251H242ZM1 251H2V252H1ZM13 251H14V249H13ZM30 251H31L32 253H31ZM41 251H43V255H40L41 257H39L38 253H40ZM55 251H57V250H55ZM55 251H54V253H55ZM58 251H57V252H58ZM84 251H83V252H84ZM99 251H100V250H99ZM117 251H118V249H117ZM124 251H125V250H124ZM124 251H123V253H124ZM139 251H140V250H139ZM142 251H144V250H141L139 253L137 252L138 255H141L140 253H142ZM145 251H144V252H145ZM160 251H161V250H160ZM176 251H177V250H176ZM178 251H179V250H178ZM182 251H183V250H181L180 252H182ZM208 251H209V249H208ZM208 251H207L206 253H209ZM245 251L243 250L242 253L245 252ZM29 252L31 253L30 255H29ZM34 252H35L36 254H34ZM37 252H38V253H37ZM92 252H93V251H92ZM92 252H91V253H92ZM102 252H103V251H102ZM111 252H112V251H111ZM119 252H120V251H119ZM144 252H143V253H144ZM156 252H158V251H156ZM204 252H205V251H204ZM218 252H219V250H218ZM238 252H239V251H238ZM248 252H249V250H248ZM248 252H247V255H248ZM253 252H254V250H253ZM1 253H2V254H5V255H3V256H5V257H3ZM9 253H10V254H9ZM74 253H71V254H74ZM77 253H78V254H77ZM85 253H86V252H85ZM91 253H90L89 256H91ZM98 253H99V252H98ZM100 253H101V251H100ZM100 253H99V254H100ZM123 253L121 252L120 254H123ZM125 253H126V252H125ZM125 253H124V254H125ZM127 253H126V254H127ZM131 253L134 254V250H133V252L131 251ZM174 253H175V252H174ZM177 253H178V255L180 254L179 252H177ZM202 253H203V250H202ZM211 253H212V252H211ZM214 253H215V252H214ZM216 253H217V250H216ZM219 253H220V252H219ZM230 253H231V252H230ZM250 253H251V251H250ZM250 253H249V254H250ZM256 253H257V252H256ZM259 253H257L254 257H256V256H258V257H256V258H259V257H260L259 259H262L261 262H260V260H259V262H258V261H257L258 259L253 258V254H254V253H253L252 255H249V256H246V257H244V256H245V255H244L245 253H244V254H243L244 256L242 255L241 258L237 257L239 260L237 259L236 261H234L235 263H233V264H264V259H263L264 256L262 257V255H260ZM8 254H9L10 257H11L10 259H9V257H8ZM32 254H33V256H32ZM40 254H42V252H41ZM46 254H47V255L50 254V256H51V254H52V259H53V258H54V259L51 260V259H50L51 257H50L49 255H48V256H49L50 258L45 257ZM69 254H70V253H69ZM71 254H70V255H71ZM96 254H97V249H96ZM102 254H103V253H102ZM113 254H115V253H113ZM158 254H159V253H158ZM183 254H185V253H183ZM183 254H182V255H183ZM11 255H12V256H11ZM76 255H75V256H76ZM85 255H87V256H85V257H87V259H89V258H88V253L85 254ZM94 255H95V254H92V256H94ZM97 255H98V254H97ZM105 255H106V254H105ZM105 255H104V256H105ZM138 255H137V256H138ZM143 255H144V254H143ZM171 255H172V254H171ZM171 255H170V257H171ZM210 255H211V254H210ZM6 256H7L8 258H7ZM23 256H22V257H23ZM35 256H37L38 258L35 257ZM71 256H73V255H71ZM101 256H102V255H101ZM124 256H125V255H124ZM126 256H127V255H126ZM130 256H131V255H130ZM133 256H134V255H133ZM172 256H173V255H172ZM212 256H213V257L210 258V259H214L215 255H212ZM250 256H251V257H250ZM32 257H33L34 259H32ZM43 257L46 259L45 262H44V260H43V259H44ZM114 257H115V256H114ZM117 257H118V256H117ZM117 257H116V258H117ZM128 257H126V258L128 259ZM131 257H132V256H131ZM139 257H142V255L139 256ZM243 257H244V258H243ZM2 258L4 259V263H3V259H2ZM39 258L42 259V260L40 259L42 263H41V262L39 263V261H38ZM55 258H56V259H55ZM81 258H82V257H81ZM81 258H80V259H81ZM90 258H91V261H89V262L91 263V262H92V257H90ZM93 258H94V257H93ZM109 258H110V257H109ZM112 258H113V257H112ZM123 258H125V257H123ZM129 258H130V257H129ZM154 258H155V257H154ZM172 258H173V257H172ZM172 258H171V259H172ZM174 258H176V257H174ZM180 258H181V256H180ZM208 258H209V257H208ZM225 258H226V257H225ZM227 258H228V257H227ZM1 259H2V261H1ZM16 259H18V261H17ZM70 259H72V257H70ZM74 259H75L76 261H78L79 258L77 257V259H76V257H75ZM80 259H79V261H78V263H80V264L82 263L81 261H85V260H87L86 258H84L85 260H84V259H83V260H80ZM97 259H98V258H97ZM100 259H101V258H100ZM103 259H104V258H103ZM105 259H106V258H105ZM130 259H131V258H130ZM130 259H129V260H130ZM137 259H139V258H137ZM137 259H136V260H137ZM229 259H230V258H229ZM229 259H227V260H229ZM240 259H241V260H240ZM15 260L17 261V263H16ZM66 260H64V261H66ZM75 260L73 261L74 264L76 263ZM93 260H94V259H93ZM106 260H107V259H106ZM106 260H105V261H106ZM115 260H116V262L118 261L117 259H115ZM184 260H185V259H184ZM207 260H208V259H207ZM60 261H61V262H60ZM101 261H103V260H101ZM130 261H131V260H130ZM130 261H129V262H130ZM137 261L139 262V260H137ZM167 261H168V260H167ZM169 261H170V260H169ZM171 261H174V262H175V259H174V260H171ZM209 261H210V260H209ZM222 261H223V260H222ZM230 261L233 262L232 260H230ZM230 261H229V262L227 261V262L230 264ZM262 261H263V262H262ZM18 262H19V263H18ZM43 262H44V263H43ZM89 262L87 261V263H89ZM93 262H94V261H93ZM96 262H97V261H96ZM96 262H94V263H96ZM126 262H127V261H126ZM133 262H134V261H133ZM138 262H137V264H138ZM178 262H180V261H178ZM223 262H224V261H223ZM223 262H222V264H223ZM227 262H226V260H225L224 263H227ZM97 263H98V262H97ZM97 263H96V264H97ZM106 263H107V262H106ZM123 263H125L124 260H122V264H123ZM131 263H132V262H131ZM134 263H135V262H134ZM164 263H165V262H164ZM169 263H170V262H169ZM169 263H168V264H169ZM186 263H187V262H186ZM71 264H72V263H71ZM85 264H86V262H85ZM100 264H101V263H100ZM135 264H136V263H135ZM139 264H140V263H139ZM172 264H173V262H172ZM178 264H179V263H178ZM208 264H217V263H214L213 260H212V261H210ZM219 264H220V263H219Z\"/></svg>",
    "mask_w": 264,
    "mask_h": 264
},
{
    "label": "rangeland",
    "instance_id": "obj_2",
    "mask_svg": "<svg viewBox=\"0 0 264 264\" xmlns=\"http://www.w3.org/2000/svg\"><path fill=\"white\" fill-rule=\"evenodd\" d=\"M10 1H11V0H10ZM10 1H9V2H10ZM15 1H16V0H15ZM18 1H19V0H18ZM28 1H29V0H28ZM38 1H39V0H38ZM38 1L36 0V2H35V1H31V0H30V2H27V1H25V2H26V6H27L28 3L30 4L31 2H33V5L35 6L34 2L37 4ZM49 1H50V0H49ZM51 1H52V3L55 2V0H51ZM53 1H54V2H53ZM57 1H58V0H57ZM57 1H56L55 3H57ZM59 1H62V0H59ZM64 1H65V0H63V1L61 2L62 4H60V2H58V3H57V4H58L57 6L62 5V6L64 7V5H63V2H64ZM88 1H89V2H88ZM92 1H94V2H92ZM96 1H97V2H96ZM98 1H99V2H98ZM103 1H104V2H103ZM103 1H100V0H85V2H84V0H72V2H71V1L67 0V1H65L66 3L71 2V3L68 4V7H67L66 3L64 2V4H65L64 9H62L63 7H60L61 9L59 10V9L56 8V7H57L56 4H55L54 6H47V4L49 3L48 0H47V1L45 0V2H48L47 4H46L45 2H43L44 5L40 3V2H41V0H40V1L38 2V3L41 4V5L39 4L40 7H39V8H38V6L36 7V8L38 9V11H37V15H35V12H36L37 9L34 8V7H32V6H33L32 4H31L32 6H31V5H30V6H31L33 9L30 8L29 10H31V11L33 12V10L36 9V10H34L33 13L31 12V13H32V16H34V17L37 16L38 20L35 19L36 21H39V22H40L41 20L44 21V22L41 21V22L43 23L42 26H43V25H45V26L47 25V26H48L50 22H51V24H52V22L55 23V24H57V25H54V26H56V27H52L53 24H52V25H49V26H51L52 28H57V26H58L59 29H58V30L56 29L57 32H58L59 30H61L60 27H62L63 22L66 21V23H67V20L69 19L68 17L71 16V18H72V16L74 15V13H75L76 11H77V12L75 13L74 17H75L76 19H77V18L80 19V20L77 19V20L79 21V22L77 23V25H79V23H81V19H82V18H83L84 20H88V19L90 18L91 14L93 13V14H92V17H93V16H94V17H93V18H90V20H91V19H94V20H91L92 23L90 22V20H88V21L91 23V24L89 23V27H90V28H88V29L90 30L89 33L91 32V33H90V35L92 36L91 39L94 38L93 40H91V39H90V40H91L92 42L94 41L93 44L96 42V43H95V48L97 49V46H96V45H98V49H99V51H98V49L96 50L94 47H92V46H93V44H91L92 42H89V41L84 40V39H86V37H84L85 35H82V34H79L81 38H82V36H83V39H80V38H79L82 42L78 40V41H77V42H79L78 45H80V42H81V46H83L84 44H85V46H86V44H87V42H88V43H89L88 45H91L90 47H92V49L94 48V50H96V51H95L96 54H97V52H99L98 54H103V53L105 54V53L107 52V50H110V49H107V48L112 47L111 45H113V44H114V46H113L112 48H114L115 45H117V47H118V43L115 44V43H114L115 41H116V42H119V44H121V43H120L121 41H122V43L125 42V45L122 46V44H121V46H122L121 48L123 49V47L125 48L126 46H127L126 48L129 47V49H127L128 52H130L131 49H132L133 51H134V49H135V51H134L135 53L133 52L134 54H130V53H132V52L128 53L125 49H123V51H124V52H123L122 49L119 47L120 49H118V50L116 49L117 52H116L115 49L113 50V51L115 52V53H114V57H113V54H112V51H111L112 48H111V50H110L111 53L109 54L110 51H109L108 53H106V54H108V56L105 54V56L108 57V58L106 57V58H107V61H106V62L104 61L106 64H108V63H107L108 61L110 62V61L112 60L111 55H112V57H113V60L116 59V60H114L115 62L120 61V57H121V56H120V53H121V51H122V53H125L124 56H126V57L130 54V55H129L130 59H129V57L126 58V59L124 58L125 60L128 59V61H130V62L132 61V63H133L134 65H133L132 63H128L130 66H132V65H133V66H137V65H135V63H137V61L139 62V60H141V59H143V58L145 59L146 56H148V57H146V58H147V59L149 58L150 61L156 59V55L158 54V52H157L156 54H154V53H152V52H153V50L158 49L159 47H155V45H156V46H160V49H161V47H163V46H161L160 44H161L162 42L165 43V40H167V39L170 38V37H168L167 39L164 38L165 40L163 39L162 35H165V34H167L168 32L166 31L167 33H164L165 31L163 30V31H164L163 33H164V34H161V30H162L161 28H162L163 26H164V27H163L164 29L170 27V26H169V27H166L165 25H166L167 23H165V22H166V21H168V23L170 22L169 19H168V18H169V17H168L169 15H170V17H172V18H170L171 20H172L173 18H174V19L176 18V16H175V15L172 16L171 13L174 12V11H176L177 9L174 10V9L171 8V10H174V11H171V10L169 9L168 11L171 12V13L168 14V11L166 10V7H165V9H164V7H163V8H162L163 10L161 9V11H163V12H159V13H158L159 15H157V16H160V15H162L163 13H165V14L167 13V15H168L167 17H168V18H165V16L162 15V16L165 18V20H163V18H162V20H159V18L156 19V21L159 20V23H158V24L156 23V21H155V22H150V20H152V19H151L152 16H153V20H155V16H156V15L154 16V13H155V12H154V13L151 12L153 15H150L151 13L149 14V17L151 16L150 18L148 17V19H150V20H149V23H150V24H148V21H145V22H147V23H146V25H144V26L146 27V26H149V25H150V26H149L150 28H151V26H152V27L155 26V27H153L152 29H148V31H147V28H148V27L145 28L146 30H144V31L146 32V34H147V32H148V34L145 35L146 42L149 41L150 43L148 42L149 44H148V43L146 44V43L144 42V41H145V40H144V37H142V38L139 39V40H141L142 42H144L145 45H147V49H148L149 46H151V44H153V47H152V48L150 47V48H151V49H153L154 47H155V48L152 50V52H151L152 54H149L150 51H147V50H146V51H142V53H144V55L142 56V55H140V54H142V53H140L138 50L141 51V48H144L145 45L143 44L144 46L142 45L143 47L140 48V46H141L140 44H138L139 47H137L138 45H137V46L135 45L136 43L133 44L132 41H133L134 38H133L132 35H133V33H134V30H135V32L138 30V27H137V26H139V29H140V27L143 26L142 23L145 24V22L143 21V20H145V19L142 18V19H143V20H142V21H143L142 23H139V22L137 21V23H139L140 25H137V23H136V24H135L136 26H135V25H133V24H134V22H133V24H131V25L134 26L133 28H132V27L130 28L129 25H128V29H127V26H124V27L129 31V33H130L131 35H130L129 33H126V32H128V31H122V30H123V29H122V28H123V25H125L124 22H126L125 17H126V19H127V18L129 19V18H131V17H128V16H132L131 19H133V17H135V13H136V11L139 10V8H140V11H141V7H140V6L143 5V4H142V3L140 4V2H142V1H140V0H137V1H136V0H122V1H121V0H116V1H117V2H116L115 0H113V2H112V0H111V3H110V0H103ZM106 1H107V2H106ZM114 1H115V2H114ZM118 1H119V3H118ZM130 1H131V2H130ZM143 1H144V0H143ZM188 1H189V2H188ZM188 1L186 0V2L189 3V4H188V3H187V4H188V6L190 5L189 7H190L191 9H189V7L186 6V3L184 4L183 2H181V4H182L183 6H185V8H186L187 11H186L183 7H181V8L178 7L179 9H178L177 11H178V14H179V15H177V13L175 12L176 15H177L178 22H175L176 19H175V20H174V19L172 20V21L175 22L174 24H172V21L170 22V23H171L170 25H174V26H173L174 28H175V27L177 28L178 26L181 28L180 24H181V23H184V21H185V23H184L185 25H184V26H186V22H187V23L189 22L187 18H189L190 23H192L191 26H190V25H189V26H190L191 28H193L192 25L195 23L194 20H196V19L198 20L199 18H201V17H199V16H205V18H206L207 14H208L211 10H212V11H213V10L215 11L214 8H218V9H220V8L222 7V9H220V10L216 9V11H218V13H221V15L224 14L225 9L227 10V8H224V7H226V5H227L226 2L224 3V1H227V0H224V1H223V0H217V1L213 0V1H215V2L218 4V5L215 4L216 7L214 6V4L212 5V6H214V7L210 6L211 4H210V5L207 4V3H211V2H212V1H210V0H208V2H206L207 0H206V1H203V0H193V1H192V0H191L192 2H191L190 0H188ZM200 1H201V2H200ZM202 1H203V2H202ZM209 1H210V2H209ZM253 1L255 2V0H253ZM258 1H259V0H258ZM260 1H261V0H260ZM12 2H13L12 4H14V3H16L17 1L14 2V0H13ZM21 2L24 3V0H23V1L21 0ZM126 2H127V3H126ZM204 2H206V3H204ZM254 2H253V3H254ZM50 3H51V2H50ZM52 3H51V5H53ZM87 3H88V4H87ZM91 3H92V4H91ZM94 3H95L97 6H96ZM109 3H110V4H109ZM137 3H138V4H137ZM194 3H195L196 5H195ZM256 3H257V0H256V2H255L254 4H256ZM263 3H264V2H263ZM263 3H262V4H263ZM9 4H10V5H9ZM20 4H22V3H20V2L18 3V2H17V4H14V5L17 6V5H20ZM24 4H25V3H24ZM24 4H22V6H23ZM45 4H46V5H45ZM83 4H84V6H83ZM100 4H101V5H100ZM116 4H117V5H116ZM119 4H120V5H119ZM127 4H129V5H127ZM181 4H180V5H181ZM198 4H199V5H198ZM206 4H207V5H206ZM222 4H223V5L225 4V6L223 7ZM262 4H261V3L258 4V5H260V6H258V7H262V6H261ZM7 5L10 6V10H12V9L15 8L14 5L12 6V7H14V8H11V3H8ZM42 5H43V6H42ZM48 5H49V4H48ZM89 5H90L91 7H90ZM182 5H181V6H182ZM200 5H201V6H200ZM219 5H220V7H218ZM26 6H23L22 9H25ZM55 6H56V7H55ZM88 6H89V8H88ZM119 6H120L121 8H119ZM165 6H167V5H165ZM192 6H193V7H192ZM194 6H195V7H194ZM5 7H6V6H5ZM44 7H45V8L47 7L48 9L51 8V7H53V8L55 7L56 9H54V11H55V10H57V11L59 10V12H60V11H63V10H64V11H67V12H65V13H64V11H63V12H60V13H59V12H58V13H55V12H54V13H53V16H50V18H49V15H48L49 13H48L47 11H51L52 8H51L50 10H48V9H45ZM101 7H102V8H101ZM104 7H106L107 9L104 8ZM115 7H116V8H115ZM263 7H264V6H263ZM17 8H18V9H19V8L21 9V5H20V7H17ZM28 8H29V7H28ZM58 8H59V7H58ZM66 8H69L71 11H74V12H71L69 9H66ZM87 8H88V10H87ZM90 8H91L92 10L95 8L97 11L94 9L96 12H92V10H91ZM99 8H100V9H99ZM109 8H110V10H109ZM113 8H114V9H113ZM168 8H169V6H168ZM168 8H167V9H168ZM187 8H188V9H187ZM192 8H193V9H192ZM210 8H213V9L210 10ZM15 9H16V8H15ZM22 9H21V11L23 12L24 10H22ZM41 9H42V10H41ZM72 9H73V10H72ZM89 9L91 10V13L88 12V11H90ZM104 9H105V10H104ZM182 9H183V12H186V14H187V17L184 16L183 19H182V16L185 15V13L182 12V15H181V11H182ZM194 9H195V10H194ZM10 10H8V11H9V14L11 13ZM68 10H69V12L71 13L70 16L68 15V13H69ZM100 10H101V11H100ZM102 10H103V11H102ZM106 10H107V11H106ZM164 10L167 11V12H164ZM209 10H210V11H209ZM259 10H260V9H259ZM263 10H264V9H263ZM263 10H260V12L258 11V12L255 14V16H257V14H258V15H260V14H261V15L264 14ZM12 11H13V10H12ZM17 11H19V10H17ZM21 11H20V12H21ZM26 11H28L27 8H26ZM26 11H25V13H26ZM44 11H45V12H44ZM57 11H56V12H57ZM98 11H99V12H98ZM140 11H139V12H140ZM188 11H189V12H188ZM193 11H194V12H193ZM216 11H215V12H216ZM222 11H223V13H222ZM13 12L16 13L15 10H14ZM42 12H43V14H42ZM46 12H47L48 14H47ZM85 12H86L87 14L89 13L90 15H86ZM131 12H132V13L134 12V13H133L134 15H133ZM187 12H188V13H187ZM225 12H226V11H225ZM261 12H263V13H261ZM14 13H12L13 15L10 14V15H12L11 18H13ZM25 13H24V14H25ZM39 13H41V14H39ZM61 13H62V15H61ZM63 13H64V15H66V13H67L68 17H67V15H66L65 17H63V16H64ZM81 13H82V15H81ZM83 13H84L85 15H83ZM95 13H96L97 16L95 15ZM140 13H141V12H140ZM160 13H162V14H160ZM189 13H191V14L188 16ZM194 13H195V14H194ZM210 13H211V14L213 13V16H215L214 12H210ZM21 14L23 15V13H21ZM26 14H28L27 16L29 17V15H30V11L27 12ZM33 14H34V15H33ZM44 14H45V16H44ZM46 14H47V15H46ZM50 14H52V11L50 12ZM54 14H56V15H54ZM108 14H109V15H108ZM130 14H131V15H130ZM156 14H157V13H156ZM173 14H174V13H173ZM196 14H197V16H196ZM0 15H1V14H0ZM16 15H17V14H16ZM16 15H15V16H16ZM42 15H43V16H42ZM57 15H58V16H57ZM76 15H77V16H76ZM78 15L80 16V18H79ZM98 15H100V16H98ZM136 15H137V14H136ZM138 15H139V14H138ZM193 15H195V16H193ZM219 15H220V14H218V16H216V17H219ZM15 16H14V19L17 17V16L15 17ZM32 16H30L31 19H34V17H32ZM38 16L40 17L41 20L39 19ZM46 16H47L48 18H47ZM54 16H57V18L54 17ZM60 16H61L63 19H66V17H67L68 19H66L65 21H64V20H63V21L60 20V21H62V22H61L62 24L60 23L61 25L59 26L58 24H59L60 21H58V19H62ZM83 16H84V17H83ZM85 16H86L87 18H85ZM101 16H102L103 18H102ZM104 16H105V17H104ZM108 16H109L110 18H109ZM111 16H112V17H111ZM115 16H116V17H115ZM117 16H118V17H117ZM146 16H148V15H146ZM162 16H161V17H162ZM174 16H175V17H174ZM191 16H193V17L191 18ZM211 16H212V15H209V14H208V18L211 17ZM0 17L3 18L4 15H2V16H0ZM28 17H26L27 19H26V18H25V19H26V20H30V21L32 22V20H31V19H28ZM42 17H44V18H42ZM45 17H46L47 19H46ZM53 17H54V18H53ZM97 17H99V18H97ZM123 17H124V18H123ZM180 17H181V18H180ZM197 17H198V18H197ZM221 17H222V16H220V18H221ZM258 17H259V16H258ZM2 18H0V19L2 20ZM17 18H18V17H17ZM17 18H16V19H17ZM22 18H23V16H22ZM52 18H53V19H52ZM75 18H72V20H73V19L75 20ZM95 18H96V19H95ZM108 18H109V19H108ZM146 18H147V17H146ZM156 18H157V17H156ZM202 18H203V17H202ZM4 19H5V18H4ZM14 19H10V17H9V20H7V21L3 20V21H5V22H9V23H10V22H11L12 20H14ZM23 19H24V18H23ZM117 19H119V20H117ZM148 19H146V20H148ZM167 19H168V20H167ZM191 19H192V20H191ZM203 19H204V18H203ZM203 19H202V20H203ZM1 20H0V21H1ZM51 20H52V21H51ZM55 20L58 21V23H56ZM72 20H69V22H70V23H71V22H74V20H73V21H72ZM84 20H82V21H84ZM99 20H100L101 22H100ZM109 20H110V21H109ZM120 20H121V21H122V20H125V21L123 22V25H122L121 22H118V21H120ZM129 20H130V19H129ZM153 20H152V21H153ZM179 20H181V22H180ZM182 20H183V21H182ZM197 20H196V21H197ZM205 20H206V19H205ZM207 20H208V19H207ZM3 21H1V23H2ZM16 21H17V20H16ZM30 21H29V22L26 21L28 24H27V26L23 29L24 31H26V30H25L26 28L28 29V25H29ZM46 21H48V22L50 21V22L48 23V22H46ZM88 21H87V22H88ZM93 21H94V22H93ZM104 21H105V22H104ZM112 21H114V22H115V21L118 22V23L120 24L119 27L121 26V28H118V26H116V25H117L116 22H115L116 25H114V26H116L117 29H116V27L114 28L113 25H112ZM160 21H163V22H160ZM176 21H177V20H176ZM191 21H192V22H191ZM200 21H201V19H200ZM12 22H13V21H12ZM14 22H15V20H14ZM34 22H35V21H34ZM45 22H46V23H45ZM97 22H98V23H97ZM108 22H110L111 24L108 23ZM127 22H128V20H127ZM127 22H126V23H127ZM140 22H141V20H140ZM198 22H199V21H198ZM201 22H202V21H201ZM32 23H33V22H32ZM36 23H37V22H36ZM36 23H35V24H36ZM84 23H85L86 26H87L88 23H86V21L83 22V25H82V23L80 24V25L83 26V27H79L80 25H79V26H75L74 23H73V24L71 23L72 25H71V24H70V25L72 26V30H73V29H76V30L79 31L80 28H81V29L85 32L84 34H86V32H87V28H86V31L83 29V28L86 27V26H84ZM101 23H103V24H101ZM106 23H108V24H106ZM151 23H155V24H152V25H151ZM162 23H164V24H162ZM178 23H179V24H178ZM199 23H200V22H199ZM3 24H4V23H3ZM3 24H2V25H3ZM5 24H6V23H5ZM67 24H69V23H67ZM67 24H66V25H67ZM93 24H94V25H93ZM95 24H96V25H95ZM98 24H99V25H98ZM113 24H114V23H113ZM156 24H157V25H156ZM159 24H160V25H159ZM175 24H177L178 26L175 25ZM188 24H189V23H188ZM188 24H187V25H188ZM197 24H198V23H197ZM0 25H1V24H0ZM32 25H33V24H32ZM32 25H31V27L29 26L31 29H32V27H34L32 30H34L35 27H36L37 31L40 30V32H42V30H41V29H38V26H36L37 24H36L35 26H32ZM38 25H41V23L38 24ZM64 25H65V23H64ZM64 25H63V26H64ZM66 25H65V26H66ZM70 25H68V27L66 26V29H65L64 27H62V34L65 33V31H66L65 34H67V32L70 31V29H71V28H70V27H71ZM73 25H74V26H73ZM97 25H98V26H97ZM108 25L112 27L111 29H113V30L115 29V30L113 31L114 33H116V34H114V36L112 35V34H113L112 30H111V33H112V34H110L109 32L106 31L107 28H108V31H110V29H109L110 27H109ZM131 25H130V26H131ZM167 25H168V24H167ZM182 25H183V24H182ZM194 25H195L194 27L197 26L196 24H194ZM3 26H5V25H3ZM49 26H48V27H49ZM93 26H94V28H93ZM103 26H105V27H104L105 29L103 28ZM157 26H158V27H157ZM159 26H160V29H159ZM51 27H50V28H51ZM75 27H76V28H75ZM87 27H88V26H87ZM0 28H1L0 30H2L3 27L1 26ZM4 28H5V27H4ZM39 28H40V27H39ZM42 28H43V30H45L46 27L44 28V26H43ZM63 28H64L65 31L63 30ZM67 28H68V30H67ZM69 28H70V29H69ZM77 28H79V29H77ZM96 28H97V29H96ZM102 28L104 29V32L101 31ZM125 28H124V30H126ZM135 28H136V29H135ZM170 28H171V27H170ZM170 28H169V29H170ZM176 28H175V29H176ZM191 28H190V29H191ZM36 29H35V30H36ZM48 29H49V28H48ZM91 29H92L93 31H92ZM94 29H95V30H94ZM103 29H102V30H103ZM119 29H120V30H119ZM132 29H133V30H132ZM156 29H158V30H156ZM171 29H172V28H171ZM171 29H170V30H171ZM177 29H178V28H177ZM181 29H182V28H181ZM181 29H179L180 32H182ZM184 29H186V28L184 27ZM187 29H189L188 26H187ZM190 29H189V30H190ZM211 29H212V28H211ZM29 30H30V29H28V31H29ZM52 30H53V29H52ZM52 30H51L50 33H54V32H56L55 29H54V31H52ZM72 30H71V31H72ZM82 30H81V31H82ZM130 30H132V31H130ZM141 30H142V28H141ZM153 30H154L155 32L157 31L158 33L156 32V33H157V34H156ZM165 30H166V29H165ZM170 30H168V31L170 32ZM182 30H183V29H182ZM193 30H194V28H193ZM193 30L191 29L190 31H193ZM212 30H216V34L218 33V35H219L220 30H219V32H217V29H214V28H213ZM24 31H23V32H24ZM28 31H26L25 33H27ZM37 31H36V32H37ZM45 31H48L47 28H46ZM45 31H44V32H45ZM49 31H50V29H49ZM78 31H77V32H78ZM81 31H79V33H81ZM94 31H95V32H94ZM105 31H106L107 33H105ZM120 31H121V32H120ZM139 31H140V30H139ZM150 31H151V32H150ZM152 31H153V33H152ZM172 31H173V29H172ZM172 31H171V33H172ZM185 31L187 32V30H183V32H182L183 35H186V33H184ZM190 31H189V32H190ZM210 31H211V30H210ZM210 31H209V32H210ZM17 32H18V31H16L15 34H16ZM44 32H42V33H44ZM57 32H56V33H57ZM74 32H76V31H75V30L73 31V34H74L73 37H74V38H75V34H76V36H79V35H77V32H76V33H74ZM96 32H97V33H96ZM117 32H118L119 34H117ZM122 32H123V33H122ZM142 32H143V31H142ZM142 32L138 33V31H137L136 34H137V33H138V34H141ZM149 32H150V35H149ZM174 32H178V31L175 30ZM214 32H215V31H211V33H212L211 35H213ZM3 33H4V30H3ZM3 33H2V34H3ZM31 33H35V32L32 31ZM37 33H38V32H37ZM42 33H39L40 36H41ZM48 33H49V32H48ZM50 33H49V34H50ZM56 33H54V34H55V36H54V40L50 39V38H53V37H51V34H50V35L47 34V35L50 36V38H49V36L47 37L46 33L44 34V36L47 37V38H49V39L42 38L43 35L41 36V38H42L43 40H46V41L48 40V41H47V44H48V43H49V44L52 43V45H54L53 43H55V44L57 43V44H58L59 41H60V40L62 41V38L64 39L66 35L64 34L65 36L62 37V38H60V39H58L59 41H57V37H56V36H58V34L60 33V31H59V33H57V34H56ZM69 33H70V32H69ZM71 33H72V32H71ZM71 33L68 34V35H69L68 37H71V38H72V36H70V35H73V34H71ZM82 33H83V32H82ZM108 33H109V35L107 36ZM143 33H144V32H143ZM143 33H142L141 36L144 35ZM154 33H155L156 35H155ZM171 33H170V34H171ZM15 34H14V35H15ZM19 34H20V33H19ZM28 34H30V31L28 32ZM28 34H27V35H28ZM39 34H38V35H39ZM60 34H61V33H60ZM87 34H88V32H87ZM92 34H93V35H92ZM100 34H101V35H100ZM103 34H104V35H103ZM128 34H129V35H128ZM138 34H137V38H136V36H134L137 40H138V36H139V38L141 37V36L138 35ZM158 34H159V35H158ZM24 35L27 36L26 34H24ZM30 35H31V34H30ZM32 35H33V36L36 35L37 37H39L36 33H35V34H32ZM32 35H31V37L33 38L32 40H34L35 42H36V40H39V41L41 40V41H42L41 44H43V45H41L40 42L38 43V44H40V45H38L37 42L34 43V44H32L34 41H32V43L30 42V45H31V44L33 45V46H29V47H31V50H33V51H32L33 54L31 55V57H30V54H29V53H32V52H29V53H28L29 56H27V57H26V54H27V53L25 54V52H24V51H28V50H29V47H28V45H27L28 42H29V39H28V41H25V43H26V45H27L26 48H24V47L22 48V47H21L22 49H24V51H21V52H23V53H20L21 55L19 54V52H20V51H18L19 41H23V43L20 42V44H22V45L25 44V43H24L23 38H20L19 41H18V38L20 37V36H18V34H17L16 36H13V37H12V39H13L14 37L17 38V36H18V38L15 39V40H17V43H18V46L16 47L17 50L15 51L16 48H15V49H12V48H11L13 51H15V55H16V54H17V55L19 54L20 56H24V58H25V57H26V58H29V57H30L31 59H30V58H29V59L31 60V62H32L33 55H34V57L36 56V55L34 54V49H33L34 46L37 44L40 48L37 47V45H36V47H37V49L39 48V50H40V49L44 48V47H42V46H44V44L46 45V42H43V40L40 39V37H39V39H36V38L33 37ZM81 35H82V36H81ZM110 35L113 36V38H112ZM126 35H127V37H126ZM134 35H135V34H134ZM151 35H152V36H151ZM153 35H155V36H153ZM168 35H169V34H168ZM174 35H176V37H175ZM181 35H182V34L180 33V36H181ZM211 35H210V36H211ZM218 35H216V36L214 35V36H215L216 38H218V37H217ZM28 36H29V35H28ZM52 36H53V34H52ZM87 36H89V34H88ZM119 36H120V37H119ZM124 36H125V37H124ZM131 36H132V37H131ZM147 36H150V37H148L149 40L147 39ZM165 36H166V35H165ZM210 36H208V38H212V37H210ZM214 36H213V37H214ZM31 37H28V38L31 39ZM55 37H56V38H55ZM95 37H96V38H95ZM97 37H98V38L100 37V38L98 39ZM107 37H109V38H107ZM151 37H152L153 39H152ZM160 37H162L161 39H163L164 41L161 40ZM177 37H178V38H177ZM181 37H182V38H185L186 36H185V37L181 36ZM201 37L205 39L204 36H201ZM58 38H59V36H58ZM71 38H70V42H69V40H67V42H65L66 39H69V38H67V36H66V39H64L65 41H62V43L60 42V44H62V45H63V43H65V47H66V49L64 48V46L62 47V46H60V44H59V46L63 48V51H64V49H65V50H68V51L70 50L69 52L72 53L74 50H78V51H80V50H83V49H84L83 47H85V46H83L82 48H81L80 46H77L78 49H74V50H73V49H69V46H70V48H71V44H72L71 41H73L72 39H74V38H72V39H71ZM76 38H77V37H76ZM101 38H102V40H101ZM103 38H104V39H103ZM106 38H107V39H106ZM117 38L119 39V41H117V40H118ZM124 38H125V39H124ZM150 38H151V39H150ZM157 38L161 40V43H160L159 45H158V43H159L158 41H159V40H157ZM173 38H177V39H179V33H178V36H177V33H176V34L173 33V35H172V39H169V41H168L169 43L166 41V43L170 45V46L168 45L169 48H170L171 46H175V45L177 44V43H176L177 40L175 39V40H176V42H175V40H174ZM182 38H181V39H182ZM187 38L189 39L190 37H186V39H187ZM199 38H200V37H199ZM208 38H207V39H208ZM263 38H264V37H263ZM263 38H261V39L264 40ZM12 39H11V41H12L13 45H17V43H16L14 40H12ZM55 39H56V40H55ZM96 39H97V40H96ZM108 39H110V41H109ZM112 39H113V40H112ZM114 39H116V40L114 41ZM142 39H143L144 41H143ZM155 39H156V40H155ZM181 39H179L180 42H184L183 39H182V40H181ZM190 39H191V38H190ZM193 39H194V38H193ZM193 39H192V42L194 43V40H193ZM195 39H197V38H195ZM25 40H27V37H26ZM50 40H51V41H50ZM83 40H84V41H83ZM87 40H89V39L87 38ZM98 40L101 41V42H99ZM107 40H108V42H106ZM123 40H124V41H123ZM131 40H132V41H131ZM137 40H134V42H135V41H136V42H139V40H138V41H137ZM147 40H148V41H147ZM151 40H152V41H151ZM172 40H173V41H172ZM201 40L203 41V39H201ZM213 40H215V38H214ZM262 40H260V41L263 43L264 41H262ZM13 41H14L16 44H15ZM30 41H31V40H30ZM49 41H50V42H49ZM55 41H56V42H55ZM85 41H86V43L83 44V42H85ZM112 41H113V42H112ZM130 41H131V42H130ZM141 41H140V42H141ZM154 41H155V42L157 41V42L155 43ZM185 41H186V40H185ZM190 41H191V40L186 41V46L189 44L188 49H189V47H190L191 45H192V46H191V49H192V47L194 46V44L191 43ZM206 41H207V40H206ZM210 41H211V39H210ZM210 41H209L208 43L206 42L208 47H209L210 44H212V43H210ZM216 41H217V40H216ZM216 41H215V43H216ZM73 42H75V40H74ZM103 42H104V43H103ZM110 42H112V43H110ZM127 42H128V43H127ZM142 42H141V43H142ZM152 42H153V43H152ZM171 42H174V43H176V44L173 45L174 43H171ZM180 42H179V44H177V45L182 46V45H180ZM189 42H190V43H189ZM198 42L200 43V41H197V40H196V41H195V45H196V43H198ZM211 42H213V41H211ZM10 43H11V42H10ZM12 43H11L10 45H12ZM67 43L69 44V45H68V49H67V46H66ZM70 43H71V44H70ZM99 43H101V44H99ZM129 43H130V44H129ZM131 43L133 44V46H134L135 48L131 45ZM154 43H155V44H154ZM163 43H162V45L165 46V47L162 48L163 50H162V49H161V50L158 49V51L160 50V54H163V53H164L163 51L165 50L164 55H162L163 58L161 59V58L159 57V56H160L159 54H158L159 56L157 57V60H158V58H160V60H158V61L161 63V64H160V63L158 62L159 65H160V68H163V70H164V69L167 68V66H168V68H169V67H170V69L172 68L171 70L173 71V73H174V71H175V72L177 71V72H179V73H181V72H182V73H183V72L185 73V71H187L186 68H187L189 65L184 69L183 66H182L183 63L181 64V63H179V62H180V61H183V59L180 58V57H181V56L184 57V58L187 57L188 54H189V53H188L189 51L187 52V50H186V52L188 53V54H186L185 49H184V52H185L186 55L183 53V54L185 55V56H183V55H181V54H182V53H181V54H180V57H178L176 54H174V53L172 52L173 50H171V49H174V47H172V48H170V49H168V47H167V49H168L169 51H166V50H167V49H165V48H166V45L163 44ZM170 43H171V44H170ZM199 43H198V44H199ZM209 43H210V44H209ZM213 43H214V42H213ZM215 43H214V44H215ZM49 44H48V45H49ZM82 44H83V45H82ZM106 44H107V45H106ZM108 44H110V46H109ZM123 44H124V43H123ZM126 44H127V45H126ZM128 44H129V46H128ZM182 44H184V43H182ZM203 44L205 45L204 41H203ZM203 44H199V45H201V46L199 47V49H201V47H205V46H203ZM208 44H209V45H208ZM13 45H12L11 47H14ZM88 45L86 46V47H88V48L85 47L87 50H86V49H85V50H86V51H90L91 54H89V52H88V54H89V55H92V56H90V58H92V60H97V59L95 58V56H94L95 59L93 58V55H96L95 52H93L94 50H93V51H92V49L90 50ZM177 45L175 46V48H176V47L178 48ZM20 46H21V45H20ZM20 46H19V47H20ZM46 46H47V45H46ZM46 46H45V48H48V47H49V46H48V47H46ZM59 46H56V47L53 46V47H54V48H53V47L50 45V49H51V47H52V50H53V49L56 50L57 47H59ZM99 46H102V47L104 48L103 53H101L102 51L100 52V50H102L103 48H102V47H99ZM107 46H108V47H107ZM119 46H120V45H119ZM131 46H132V47H131ZM183 46H184V45H183ZM186 46H185V48H186ZM210 46H211V45H210ZM9 47H10V46H9ZM32 47H33V48H32ZM36 47H35V51H36ZM60 47H59V48H60ZM117 47H116V48H117ZM212 47H213V46H212ZM27 48H28V50H27ZM45 48L43 49V51L47 50V49H45ZM59 48H58V49H59ZM62 48H60V51H61V52H62V50H61ZM105 48H106L107 50H105ZM133 48H134V49H133ZM139 48H140V49H139ZM177 48H176V49H177ZM182 48H183V47H182ZM182 48H181V50H180V48H178V49L180 50V52H181V51L183 52ZM205 48H206V47H205ZM209 48H211V47H209ZM236 48H237V47H236ZM22 49H20V50H22ZM25 49H26V50H25ZM48 49H49V48H48ZM88 49H89V50H88ZM186 49H187V48H186ZM191 49H189V50H191ZM199 49H198V50H199ZM203 49H204V48H203ZM206 49H208V48H206ZM206 49H204L205 52L207 51ZM12 50H10L11 53H12ZM52 50H50V51H52ZM55 50H54V51H55ZM71 50H72V52H71ZM85 50H84V51H85ZM119 50H121V51H119ZM136 50H137V51H136ZM179 50H178V51H177V50H174V51H175V52H176V51L179 52ZM235 50H237V49H235ZM17 51H18V53H17ZM29 51H30V50H29ZM37 51H38V50H37ZM43 51L41 50L40 52H43ZM48 51H49V50H48ZM50 51H49V52H46V51H45V52H46V53H53V52H50ZM68 51H67V52H68ZM78 51H74L73 53H74L75 55L73 54V56H77V57H78L79 55H81L82 52H78ZM84 51H83V52H84ZM104 51H105V52H104ZM155 51H157V50H155ZM209 51L211 52L212 50L209 49ZM8 52H9V51L7 50V52L4 54V55H5L4 57H8V56H9L8 59L10 58L11 61H10V60H8V61H10V62H11L10 64H12V65H10V66H11L12 69L14 68L13 70H14V72L16 73V71H15V70H16V67H14V66H15V65H14L15 63L12 62V61L15 60V57H17V55H16V56H13V55H14V53H13V54H12V56L14 57V58H13L12 56H10L11 54L8 55V54L10 53V52H9V53H8ZM45 52H44V53H45ZM55 52L58 53L59 50H56ZM65 52H66V51H65ZM65 52H64V53H65ZM75 52L80 53V54H79V55H76L77 53H75ZM118 52H119V53H118ZM136 52H137V53H136ZM147 52H149V53H148L149 55H153V54H154L153 56H155V57L151 56V57H153L154 59H152L151 57H149L148 54L146 55L145 53H147ZM161 52H162V53H161ZM170 52H172L171 56H172L173 58H171V57L169 56ZM177 52H176V53H177ZM180 52H179V53H180ZM205 52H204V53H205ZM210 52H207V53L210 54ZM212 52H213V51H212ZM233 52H238V50H237V51H233ZM7 53H8V54H7ZM46 53H45V54H46ZM57 53H55L56 55H53L54 57L56 56V58H54V57H52V56L49 55V56L51 57V59H52V58H54L55 60L58 59L57 61H54V59L51 60V59L49 58L51 61H54L53 63H51V61L48 59V60L50 61V64H52V66H54V69H55L56 67L58 68L59 64H58V66H57V65L55 66V64H56L57 62L59 63L60 61H61V62H62V61H63V62L65 61V64H67V65H68V64H71L72 62H71V63H70V62H69V63H68V62L66 63V61H68V59H69V61H71V60L73 61L72 65H73V64H74V65H77L76 63H74V60H73V59H70L69 56L73 57L72 55H70V53H66L67 55L69 54V55H68V57H69L68 59H66V58H67V57H66V56H67L66 54H65L66 56L64 57L65 59H64L63 57H60L61 54H62V56H63V54H64L63 52H62L61 54L58 53V55H57ZM122 53H121V55H122ZM179 53H178V55H179ZM200 53H202L201 50H200ZM200 53H199V55H200ZM204 53H202V54H204ZM207 53H205V54L207 55ZM239 53H240V52H239ZM239 53H237V55L234 56L236 60H237V57H236V56H239V55H238ZM2 54H3V53H2ZM22 54H24V55H22ZM37 54H38V53H37ZM40 54H43V53H40ZM40 54H39V55H40ZM45 54H43L42 56H43V57H44V56L46 57L47 55H45ZM53 54H54V53H53ZM84 54H87V53H84ZM84 54H83V56H84ZM98 54L96 55V57L99 56ZM115 54H116L117 56H116ZM209 54H208V55H209ZM235 54H236V53H235ZM7 55H8V56H7ZM19 55H18V58H19ZM39 55H37V56H39ZM109 55H110V57H109ZM131 55H132L133 57H131ZM134 55H135V56H134ZM137 55H140L142 58L139 56V60H138V59H137V58H138ZM165 55H166V56H165ZM167 55H168V56H167ZM173 55H174L175 57H174ZM199 55H198V57L196 56L197 58H195V59L198 60V58H199V60H200V59H203V58L206 56V55H205V56L203 55V56H204V57H203L202 55H200V57H201V58H200ZM208 55H207V57H208ZM37 56H36L35 60H33L34 63H35V61L38 62L37 59H38L39 57L42 59V56H41V55H40L38 58H37ZM81 56H82V55H81ZM81 56H80V58H83V56H82V57H81ZM87 56H88V55H87ZM100 56H103V55H100ZM105 56H104V57H105ZM119 56H120V57H119ZM124 56H122L121 58L123 59ZM162 56H161V57H162ZM0 57H2L1 60H0L1 62H3L5 59H6V61H7V58H5V59L3 60V56H1V54H0ZM11 57H12L13 60L11 59ZM47 57H48V56H47ZM57 57H58V58H57ZM59 57H60V58H59ZM84 57H86V56H84ZM135 57H136V58H135ZM164 57H167V58H168V59H167V58H166V59L168 60L169 63H167V60L165 61ZM176 57H178V58L180 59V61H179V59L176 58ZM189 57H190V56H188V58H189ZM202 57H203V58H202ZM207 57L204 58V59H208ZM20 58H21V57H20ZM20 58H19V59H20ZM24 58L22 57V59H24ZM40 58H39V59H40ZM61 58H63L64 60H60ZM106 58H103V60H104V59L106 60ZM109 58H110V60H109ZM175 58H176V60H177V59H178V60L175 61V60H174ZM188 58H185L186 60H184V64H185V61L188 62V63L190 62V63L192 64V62H191L192 59L189 58V61H188V60H187ZM260 58H261V56H260ZM262 58H263V57H262ZM16 59H17V58H16ZM22 59H20V60H21V62H20L21 65L24 64L22 61H26V62H27V60H28V59H27V60H26V59H25V60H22ZM41 59H40V60H41ZM45 59H46V60H45ZM45 59H44L45 62H43V63H46V62H47V58H45ZM74 59H76V58L74 57ZM83 59L86 61V60H87V57H86V58H83ZM83 59H82V60H83ZM88 59H89V56H88ZM98 59L102 60V58H98ZM117 59H118V60H117ZM135 59H136V61H133V60H135ZM147 59H146V60H147ZM190 59H191V61H190ZM20 60H19V61H20ZM30 60H29V61H30ZM40 60H39V61H40ZM44 60H43V61H44ZM77 60H78V59H77ZM90 60H91V59H90ZM169 60H170V61H169ZM238 60H239V59H238ZM49 61H48V62H49ZM80 61H81V60H80ZM114 61H112V63H111L112 66H114V65L117 66V64H120V62L115 63ZM171 61H172V62H171ZM174 61H175L176 63H175ZM1 62H0V66H2V67H3V66H5V67L8 66V63H6L5 61H4V62L7 64V66H6V65H3V63H1ZM15 62H16V60H15ZM55 62H56V63H55ZM77 62H79V60H78ZM82 62H84V61H82ZM88 62H89V60H88ZM88 62H87V63H88ZM93 62L95 63V65L98 64V63H96L95 61H93ZM93 62H92V63H93ZM97 62H98V60H97ZM99 62L101 63V61H99ZM104 62L102 61V65H103V67L106 66V65H104V64H105ZM122 62L124 63L125 61H122ZM122 62H121V63H122ZM144 62H145V60H143V63H144ZM148 62H149V61H148ZM148 62L146 61L145 65L147 64V66L149 67V66L151 65V62H152V61L149 62L150 65H148V64H149ZM153 62L157 63L156 60H154ZM163 62H164V63H163ZM165 62H166L168 65H166ZM243 62H244V61H243ZM245 62H246V64L250 63V61L247 63L246 60H245ZM5 63H4V64H5ZM13 63H14V64H13ZM18 63H19V62H18ZM18 63L16 62V65H17ZM28 63H30V62H28ZM28 63H26V64H28ZM40 63H42V61H41ZM87 63L85 64V62H84V64L87 65V66H89V65L91 66V64H92V63H90V64L88 63V64H89V65H88ZM94 63H93V65H94ZM123 63H122V65H123ZM125 63H126V65H127V62H125ZM125 63H124L123 66H125ZM141 63H142V62H141ZM141 63H140V64H141ZM172 63H173V64H172ZM188 63H186V64H188ZM193 63H195V61H194ZM236 63L239 64V62H236V61H235V64H236ZM240 63H241V62H240ZM1 64H2V65H1ZM26 64H25V65H26ZM35 64H36V63H35ZM35 64L32 63L33 67H36V66H37V64H36V66H35ZM50 64L46 63V68H47V65L50 67V66H51ZM53 64H54V65H53ZM62 64H64V63H62ZM65 64H64V65H65ZM79 64H80V63H78V65H77L78 67H79ZM84 64H83V66H85ZM113 64H114V65H113ZM131 64H132V65H131ZM153 64H154V63H153ZM162 64H165L166 66H165V65L163 66ZM178 64L181 65V67H182L183 70H185V71H183L182 68H180V66H179ZM186 64H185V66H186ZM242 64H243V65H246V64H244V63H241L240 65L242 66ZM251 64L253 65V63L251 62L250 65L248 64L247 67H246V66H243V67H244V68H245V67L248 68L249 66H251V67H249V69H250V68L252 69L253 67H255V68L257 67V66H254V65H253V67H252ZM25 65H24V66H25ZM28 65H30V64H28ZM43 65H44V64H43ZM67 65H65V66H67ZM102 65L100 66V64H98L97 66H94V67L96 68V67L100 66V68H103ZM108 65H110V64H108ZM120 65H121V64H120ZM145 65H143V66H144V67H143L144 69L147 67V66L145 67ZM157 65H158V64H157ZM159 65H158V66H159ZM161 65H162V66H161ZM169 65H170V66H169ZM173 65H174L175 67H174ZM193 65H195V64H192V66H193ZM262 65H263V64H262ZM262 65H261V67H262ZM12 66H13V67H12ZM17 66H18V67H17V73H18V72H19V71H18V68H20V67H22V66H19V65H17ZM24 66H23V67H24ZM26 66H27V65H26ZM30 66H31V65H30ZM30 66H29V68L32 69V66H31V67H30ZM39 66H40V65H39ZM39 66H38V69L41 68V67H39ZM60 66H62L61 63H60ZM60 66H59V69H60V71H61L60 74L57 72L59 75H61L62 70H64V67H65V66H62V67H63V69H62V67H60ZM70 66H71V65H70ZM90 66H89V68H90ZM118 66H119V65H118ZM118 66L116 67L117 70H119L118 72H117L116 68L113 67V69H115L114 72L116 71L115 74L117 73L116 76H117V75L120 76L121 74H123V73L125 74V73H126V75H124V74H123V76L121 75V78L119 77V79H122V78H123L122 81L126 79V81H127V80L130 81V84H131L132 81L129 79V76L132 74V77L130 76V78H131L132 80H133V78H134V79L136 78V79H137V83H138L139 78H137V77H139V75H142V73L140 74V73L138 72V71L140 70L139 67H137V68L139 69V70L137 69L138 71L135 70L136 73H137V75L139 74V75L136 77V75L134 74V70L132 69L133 67L129 70L130 66H128V68L126 67V69L123 70L124 67H122V66H119V67H118ZM138 66H140V67L142 68V66L139 65V63H138ZM158 66L156 67V66L154 65V68H152V66H150L149 68H147L148 71H149L148 74H147L148 71H147V72L145 71L147 78H148L149 76H151V79H152V80H151V79H150V80H147L148 83H149L150 85L147 83V81L144 80L146 83H143V84H146V85H145V87H143V88L145 89V88L149 85L148 89H150V90L147 89V92H144V91H146V89L144 90V89L142 88L144 91L141 90V86H144L143 84H142V85L140 84V83L144 82L142 79H144V75H145V73H143L144 75H142V76H143V77H141L142 79L140 78L142 81L140 80V83H139L141 86H136V87H135L134 84H137L136 81H135L136 79L134 80L135 83L132 84L131 86H130V84H126L127 82L124 81V82H126V83L123 84V82H122V85H125V84H126L127 86H126V85H125V86H121V85H120V86H121L122 89L126 87L127 92L125 91L126 89H125L124 91L121 90V94H124V95L127 94V93L129 92V90L131 91V89H133V88H130V87H132V86L134 85V89H133L134 92L131 91L133 94H135L136 92H139L138 90L135 89V88H137V87H140L139 89L142 91V92L140 91V92H141V95L146 94V96H148V95L150 94V91H151V95L148 96L150 99H149L148 97L145 96V98H146V100H147V105H148L149 103L151 104L152 102L155 103V102L158 100L159 96L162 98V96H163L164 94H163L162 96H161L160 94L164 93L165 91L161 89V86H160V90H159L158 87H157L158 84L162 83V84H160V85H162V87L165 86L166 89H167V88H171V90H172V87H173L172 84H175V83H174L173 81H170V80H171V79H170L171 76H170V78L168 79V77H169L168 75L171 74V73H170L171 70H169V73H168V72H164L165 70L168 71L167 69H165V70L163 71L164 74H165V73H168V75H167L168 77H165L167 80L163 79V80H165V81H163L165 84H164L163 82H160V81H161V77H163V76H162V72H160L162 69L159 70L160 68L158 69ZM190 66H191V65H190ZM192 66H191V67H192ZM221 66H222V65H221ZM237 66H238V65H237ZM237 66H236V68H235V66H234L235 70H241V71H242V70L244 69V68H242L241 66H239V67H240V69H239V68H237ZM2 67L0 68L1 70H2V69H5V70L8 71V68L6 69V68H4V67L2 68ZM8 67H9V66H8ZM42 67H44V69H45V66H42ZM49 67H48V68H49ZM67 67L69 68V66H67ZM75 67H76V66H75ZM75 67H73V68H75ZM81 67H82V66H81ZM92 67H93V66H92ZM107 67H108V66H107ZM107 67H106V68H107ZM110 67H111V66H110ZM193 67H194V66H193ZM193 67H192V69H193ZM215 67H217L218 69L221 68L220 66H219V67H218V66H215ZM261 67H260V68H261ZM9 68H10V67H9ZM24 68H25V69H24ZM24 68H21V69H24L23 71H25V70L27 69V67H24ZM29 68H28V71H32V70H33V69L30 70ZM50 68H51V67H50ZM68 68H67V70H68ZM70 68L73 69L72 67H70ZM79 68H80V67H79ZM79 68H77V69H75V70H79ZM85 68H86V66H85ZM85 68H80V70H79L80 73H79L78 71H76V74H77V75H76L75 73H73V74H74V76H78V78H79L80 80L83 79V77H84V76H83V77H79L80 75H81V76H82V74H83V75H86V76H85V77H86L85 79H86V81L89 82V81H90V80H89L90 78L87 80V75L89 74V76H91V79H92V78H95L94 76L97 74L96 72L99 71V70H98L99 68H97V70H96L95 73H94V71H93L94 68H92L93 70H91V68H90V70L93 71L92 73H94L95 75H94V74H90L91 71H89V73H87L88 70H89L88 67H87V72H86V70H85V72H86L87 74H84L85 72H83V71H84ZM118 68H119V69H118ZM135 68H136V67H135ZM151 68H152V71H150ZM174 68H175V69H174ZM176 68H180L181 70H180V69H176ZM194 68H195V67H194ZM217 68H216V69H217ZM241 68H242V69H241ZM12 69H11V70H12ZM38 69H36L35 72H33V73H36V74H34L35 76H36V75L38 76L39 74H41V73H38V72L40 71V70L37 71ZM44 69H43V70H44ZM61 69H62V70H61ZM65 69H66V68H65ZM71 69H70V71H71ZM81 69L83 70L82 72H81ZM107 69H108V68H107ZM107 69H106V71H109V72H108V74H107V73H106V74H107V75H110V74H109V73H110V70H113V69H110V68H109L110 70H109V69L107 70ZM144 69H143V70H144ZM149 69H150V70H149ZM155 69H156V70H155ZM187 69L191 70L190 67L187 68ZM218 69H217V70H218ZM221 69L223 70L224 67H222ZM221 69H220V70H221ZM231 69H233V68L231 67ZM249 69H248V71L251 72ZM5 70H4V74H6L5 72H7V71H5ZM19 70H20V69H19ZM43 70H42L41 72H43ZM47 70H48V69H46V70H45L46 72H45V71H44V72L47 73ZM51 70H53V69H51ZM57 70H58V69L53 70V71L56 72ZM67 70H65V72L63 71V73H65V75L62 74V75H61L62 77H63V75H64V76H68V75H66V74H68V73H72V72H70V71H68V73H66ZM75 70H74V71H75ZM103 70H105V69L103 68V69L100 70V71H103ZM122 70H123V71H126V72H123ZM127 70H129V71H127ZM132 70H133V72H132ZM145 70H146V69H145ZM153 70H154V72H153ZM158 70H159V71H158ZM178 70H179V71H178ZM189 70H188V71H189ZM214 70H215V69H213V72H214ZM217 70H216V71H217ZM222 70L220 71L221 75H222ZM224 70H225V69H224ZM245 70H246V69H244L242 72H248L247 70H246V71H245ZM254 70H255V69H254ZM263 70H264V69H263ZM2 71H3V70H2ZM36 71H37V72H36ZM141 71H142V70H141ZM180 71H181V72H180ZM188 71L186 72V74L188 73ZM225 71H226V75H227V74L230 75V73H232V71L234 72V69H233L232 71H230V73H229V71H227V70H225ZM225 71H223V73H224ZM241 71H240V73H241ZM9 72H10V69H9ZM9 72L7 73V76H8V77H9V76H12V75H10V74H12V73H11L12 71H11L10 73H9ZM20 72H21V73H20L21 75L19 74V77L22 76L21 78L18 77V79H17V76H15V75H17V74H14V73H13L14 75H13L12 77L15 76L17 80H19V79L21 80V79L23 78L24 81L26 80V78H27V80H28V77H30V79H29V83L26 84V86H27V87L31 86L32 89H34L35 87H36V89H37V85L39 86L40 82L43 81V80L40 81V80H39L40 76H38V77H39L38 80H39L40 82H38V84L36 85V83H37L36 81H37V80H35V81H34L35 83L32 82V84L29 85V84H30V81H31V80L33 81V79H31V78H32V77H31L32 73H31V72H28V73H27V71H25L26 74H25V72H24V73H23L22 71H20ZM50 72H51V71H50ZM55 72H54V73L52 72V73L55 74ZM77 72H78V73H77ZM104 72H105V71H103V74L100 72V75H98V78L96 79V80H98V79H100V80H98V81H96V82L101 83V82H100V81H102L101 78H100L101 75H103V76H102V77H103V80H104L105 78L107 79V77L104 78V76L106 75V74L104 75ZM114 72H113V73H114ZM120 72H122V73H120ZM130 72H132V73H130ZM142 72H144V71H142ZM150 72H151V73H150ZM155 72H157V74H156ZM189 72H190V71H189ZM236 72H237V71H236ZM249 72H248V73H249ZM30 73H31V74H30ZM37 73H38V74H37ZM81 73H82V74H81ZM113 73L111 72L112 75H113ZM128 73H129V75H128ZM160 73H161V74H160ZM173 73H172V77H174V76H173ZM179 73H178V74H179ZM182 73H181V74H182ZM215 73H216V72H215ZM220 73L218 72V73H217L218 75L216 74V75L218 76V78H216L215 80H219V79L221 80L222 77L220 78V76H221V75L219 76ZM238 73H239V71H238ZM27 74H28L29 76H28ZM42 74H44V73H42ZM42 74H41V77H42ZM58 74H56V75H58ZM73 74H72V75H73ZM79 74H80V75H79ZM98 74H99V73H98ZM133 74L135 75V77L133 76ZM151 74H152V75H151ZM153 74H155L156 77H155V75H153ZM175 74H176L175 77L177 76V78H178L179 75H180V74L177 75V73H175ZM233 74H234V73H233ZM245 74H246V73H245ZM23 75H24V76H23ZM25 75L28 76V77H25ZM34 75H32V76H34ZM56 75H55V76H56ZM69 75H70V74H69ZM92 75H94V76L92 77ZM107 75H106V76H107ZM127 75H128V76H127ZM159 75H160V76H159ZM223 75H224V74H223ZM237 75H238V74H237ZM37 76H36V77H37ZM43 76H44V75H43ZM70 76H71V75H70ZM74 76H73V78H74ZM114 76H115V75H114ZM114 76H113V77H114ZM116 76H115V78L118 79V77H116ZM146 76H145V78H146ZM152 76H153V77H152ZM158 76H159V77H158ZM164 76H165V75H164ZM180 76H181V75H180ZM182 76H183V77H184V76H187V77L189 78L191 75H190V74H189V75H184V74H183ZM182 76H181V78L179 77L180 80L182 79ZM202 76H204V75H202ZM202 76H201V74H200V78H202ZM217 76H216V77H217ZM227 76H228V75H227ZM12 77H11V78H12ZM15 77H14V78H15ZM36 77H35V79H37ZM71 77H72V76H71ZM71 77H70V78H71ZM96 77H97V75H96ZM125 77H126V78H125ZM154 77H155V79H153ZM157 77H158V78H157ZM187 77H186V78H187ZM192 77H193V76H192ZM192 77H191L189 80H191ZM197 77H199V76H197ZM197 77H195V78L198 79ZM208 77H209V76H208ZM5 78H7V77L5 76ZM33 78H34V77H33ZM57 78H58V77H57ZM59 78H60V77H59ZM67 78H68V81H67V80L65 81V79H66L65 77L63 78L64 80L62 79L63 81L60 80V82H61L60 84H63V82H67V83H69V81H71V80H69V79H70L69 77H67ZM73 78H72V79H73ZM109 78H112V76H109ZM109 78H108V79H109ZM124 78H125V79H124ZM147 78H146V79H147ZM149 78H150V77H149ZM149 78H148V79H149ZM177 78H174V79H177ZM184 78H185V77H184ZM186 78H185V79H186ZM188 78H187V80H188ZM193 78H194V77H193ZM203 78H206V77L204 76ZM203 78H202V79H203ZM8 79H9V78H8ZM23 79H22V80H23ZM41 79H42V78H41ZM74 79H76V78H74ZM106 79H105V80H106ZM108 79H107V80H108ZM117 79H116V80H117ZM119 79H118L117 81H119ZM156 79H157V80L160 79V81H155ZM179 79H178V80H179ZM185 79H184V80H185ZM20 80H19V81H20ZM22 80H21V82H19V84H17V86H18L19 89H21V88L23 87V84H21L22 87L19 86L20 83H23ZM55 80H56V77H55ZM93 80H95V79H93ZM110 80H111V79H110ZM178 80H177V81H178ZM180 80H179V82H180ZM184 80H183V81H184ZM189 80H188V82L185 80L184 83H183V81L181 80V81H182V82H181V91L183 90V89H182V86H183V85H186V86L189 85V87H190V84H186V83H191V84H192V82H189ZM203 80H204V79H203ZM223 80H224V79H223ZM223 80H222V81H223ZM45 81H46V80H45ZM45 81H44V82H45ZM48 81H49V80H48ZM48 81L46 82L47 84L44 83V82H42V83L40 84V85H42L43 83L46 84V87H45L44 90H46V91L48 92V93H47V92L45 91V93L40 97V98H41V104H42V105L39 104L40 102L37 103V100H34L36 103H35V104L33 103V104H34L33 106H31V105L29 106V105H28L29 107L32 108V109L29 108L30 110L27 108V109L30 111V112H29L30 115H32L33 113H35L36 110H33V107H35V108L37 109V105H36V104H39V108H40L41 106H43L44 103H42V101H43L42 98H43V96H45L46 93H47V94H50V93H53V94H54L53 89H50V88H51V86H50V82H52V81H50V82H48ZM58 81H59V79L57 80V82H58ZM82 81H84V83H86L85 80H82ZM82 81H81V83L83 84ZM108 81H109V80H108ZM108 81H107V82H106V81H102L103 83L100 84V86L102 85L101 87L104 89V82H105V85H106L107 83L112 84L113 82H114V83L116 82V81L113 80V79H112L113 82H112V81H111V82H108ZM134 81H133V82H134ZM149 81H153V82H152L153 86H152V84H151ZM154 81H155V82H154ZM166 81H168L170 85H169V84L167 85V82H166ZM174 81H175V80H174ZM177 81H176V84H178ZM192 81H193V79H192ZM204 81H205V80H204ZM72 82H73V80L71 81V83H72ZM74 82H75V80H74ZM74 82H73V83H74ZM76 82H78V80H76ZM76 82H75V84L78 85V83H76ZM79 82H80V81H79ZM93 82H95V81H90L88 84H89L90 86H92L93 88H94V86H95V89H94V90H97V92L100 91V90L98 91V89H101L100 92L102 93V92H103V91H102L103 89H102L101 87L99 88V84H98V87H97V86H96L97 83L94 84ZM120 82H121V81L116 82V83L121 84ZM171 82H173V83H171ZM194 82H195V79H194ZM17 83H18V82H17ZM25 83H27V82H25ZM25 83H24V87H25ZM48 83H49V84H48ZM81 83H80L79 86H77V85H75V84H70V83H69V84H70V85H75L76 87H80V86H81ZM116 83H115V84H116ZM34 84H35V85H34ZM51 84H53V83H51ZM60 84H59V85H60ZM69 84H68V85H69ZM115 84H113V85L115 86ZM147 84H148V85H147ZM156 84H157V85H156ZM163 84H164V85H163ZM193 84H194V85H191V86H194V87H195L197 83H196V84L193 83ZM208 84H209V83H208ZM208 84H207V85H208ZM28 85H29V86H28ZM32 85H34V87H32ZM66 85H67V84H66ZM70 85H69V86H70ZM83 85H84V84H83ZM83 85H82V86H83ZM89 85H87V86L90 87ZM107 85H108V84H107ZM209 85H210V84H209ZM209 85H208V86H209ZM49 86H50V88H49ZM75 86H74L73 88H76ZM116 86L118 87V85H116ZM120 86H119V87H120ZM128 86H129V87H128ZM166 86H167V87H166ZM168 86H171V87H168ZM177 86H178V89H179V88H180V83H179ZM177 86L175 85V86H174V89H175V87L177 88ZM208 86H207V88H209ZM42 87H43V85H42ZM42 87L39 86V88H42ZM47 87H48L50 93H49L48 89H46ZM63 87H66V86H63ZM67 87H68V86H67ZM67 87H66V88H61V89L59 88V91H62V90H63V92H65V90L68 89ZM106 87H107V86H106ZM106 87H105V88H106ZM108 87L111 88V90L113 89V91H114L115 89L117 90V87H116L115 89H114L113 87H111V85L108 86ZM119 87H118V90H119ZM127 87L130 88V89H128ZM151 87H152V88H151ZM205 87H206V86H205ZM210 87H211V85H210ZM212 87H213V86H212ZM18 88H17V89H18ZM31 88L29 87L28 89L30 90ZM39 88L37 89V91L40 90ZM43 88H44V87H43ZM43 88H42V89H43ZM70 88H71V87H70ZM70 88H69V90H71ZM84 88H86L85 85H84ZM90 88H91V87H90ZM93 88H92V89H93ZM97 88H98V89H97ZM163 88H164V87H163ZM165 88H164V89H165ZM192 88H193V87H192ZM195 88H196V87H195ZM195 88H194V89H195ZM203 88H204V87H203ZM214 88H215V87H214ZM19 89H18V90H19ZM81 89H82V87H80L78 90L80 91ZM92 89H90V90H92ZM178 89H176V91H179V90H180V89H179V90H178ZM186 89H187V88H186ZM186 89H184V90H186ZM188 89H189V90H188ZM188 89H187V92H185V91H184V92H185V93H188V92H189L188 94H189V96H191L190 94H192V92L190 93L191 90H190V88H188ZM194 89H193V91H194ZM196 89H197V88H196ZM196 89H195V92H194L193 94H195V93L197 92ZM210 89H211V91H212L213 88H210ZM215 89H216V88H215ZM6 90H7V89H6ZM6 90H4V91H6ZM69 90H68V91H69ZM72 90H73V91H72ZM72 90H71V92H73V93L75 94V96H77L78 93H79L78 90H77V91H74V89H72ZM75 90H76V89H75ZM86 90L88 91L89 89L86 88ZM86 90H85V91H86ZM107 90H108V88L106 89V91H107ZM118 90H117V91H118ZM135 90H136V91H135ZM157 90H159V91L162 90V91H164V92H161V93H160V92L157 91ZM169 90H170V89H169ZM171 90H170V91H171ZM197 90H198V89H197ZM201 90L204 91L203 89H199L198 91H201ZM205 90H207V89L205 88ZM218 90H219V89H218ZM232 90H234V89H231V91H232ZM248 90H249V89H246V91H248ZM19 91H20V90H19ZM31 91H32V90H31ZM33 91H34V90H33ZM40 91H41V94L44 92L43 90H40ZM85 91H84V89H83V93H84ZM104 91H105V89H104ZM106 91H105V92H106ZM109 91H110V89H109ZM113 91H112V92H113ZM174 91H175V90H174ZM174 91H173L174 94H171V93L168 91V89H167V94H168V93H169V94H168V95L165 94L164 96H166V97H167V96H169V97H170V96H173L174 99L176 98V100H178L179 98H181L182 96H184L183 99L186 100V101L184 102V100L181 98L183 102H180V104H179V102H177L176 100L173 99L174 102H175V101L177 102V103L175 102V103H176L175 108H177V107L179 106L177 109H178V110H180V109L182 110V111H181V110L179 111L180 114H182L183 112H186L188 109L191 110V112H192V114H193V113H194V112H193L194 109H192L191 107L193 106V108H194V106L198 104V103H196V101H197V102L199 101L200 104H202L203 102H201L200 100H202V99L204 98V96L206 95L205 93H204L205 95H201V93L199 92L200 95H201V97H203L202 99H200V97H198L200 100L197 99V96H198L199 94L196 93L197 95H192V96H191L192 100H190L191 98L189 97V98H190V99H189L188 97H186L187 94L185 95L184 92L182 93V92L180 91V92H176V94H175ZM209 91H210V90H209ZM211 91H210V92H211ZM213 91H214V90H213ZM213 91L211 92V95H209V96H210V97H209V98H210V104H209V102H208V101H209L208 98H206V99L208 100V101H207L208 103L205 101L207 104H206V103L203 104V105L207 106V108H208L209 106H213V105H215V106L217 107V104H219V102H220L219 99H220V98L222 99L221 96H222V95L225 96V93L227 94V92H228V91H226V92H224V94H223V92L221 91V93H222V94H221V93H219V91H218V92H217V96H218L219 94H221V95L218 96V97H220V98H218V97L215 96V93H216V92L214 93V96L212 95ZM215 91H216V90H215ZM38 92H39V91H38ZM63 92H62V94H63ZM69 92H70V91H69ZM69 92H67V90H66L65 93L68 94V95H71V98L74 99V96L72 95L73 93H70V94H69ZM75 92H76V93L78 92L77 95H76ZM80 92H81V91H80ZM89 92H90V91H88L87 94H89ZM105 92H104V93L102 94V96H101V97H104V99H105V101H103V102H106V98H108V96H109L108 94H110L109 92H108V93H107V92L105 93ZM110 92H111V91H110ZM112 92H111V94H113V96H115V95L117 96L118 92H116V91H114V93H112ZM115 92H116V93H115ZM131 92H130V93H131ZM171 92H172V91H171ZM204 92H205V91H204ZM236 92H238V89H237ZM248 92H249V91H248ZM248 92H246V93H248ZM6 93L9 94L10 96H12V94L9 93V92H5V94H4V92H3V94H4V98L6 97ZM14 93H15V92H14ZM32 93H35V92H32ZM39 93H40V92H39ZM60 93H61V92H60ZM65 93H64V95H66ZM92 93H93V91H92ZM92 93H91V94H92ZM119 93H120V92H119ZM130 93H129V94H130ZM132 93H131V94H132ZM159 93H160V94H159ZM177 93H178V95H177ZM181 93L184 94V95H182V96L179 97V94L181 95ZM218 93H219V94H218ZM229 93H231L230 90H229ZM243 93H244V92H243ZM3 94H2V95H3ZM62 94H61V95H62ZM87 94H85V96H86ZM91 94L87 95L86 97L84 96V94H83V95L80 94V95H81V98H82V96H83L84 101L87 102L88 100H86V99H87L88 96H89L88 98L92 97ZM94 94H96V91H95ZM99 94H100V93H99ZM99 94H98V95H99ZM104 94H107L108 96H107V95L103 96ZM111 94H110V95H111ZM131 94H130V95H131ZM156 94H157V95H156ZM202 94H203V93H202ZM231 94H233V93H231ZM234 94H235V95H234ZM234 94H233V95H234L235 97H236L237 95H239V94L241 95V93H239V94L237 93V95H236L235 91H234ZM2 95H1V92H0V96H2ZM9 95H8V96H9ZM54 95H55V94H54ZM98 95H96V97H97ZM118 95H119V94H118ZM137 95H139V93H137ZM137 95H135L136 98H138V99L143 98V100L140 99L142 102H143V101H146L145 98H144V96H142V97L139 96V97H140V98H139V97H137ZM240 95H239V96H240ZM242 95H245V94H242ZM248 95H250V93H249ZM10 96H9V97H6V98H5L6 100H5L4 98H3V99L7 102L8 99L10 98ZM49 96H50V95H49ZM99 96H100V95H99ZM99 96H98V97H99ZM106 96H107V97H106ZM113 96H109V98H111V97H113ZM127 96H128V95H127ZM133 96H134V95H133ZM164 96H163V97H164ZM175 96H178V98L175 97ZM195 96H196V97H195ZM211 96L213 97L212 99H215L214 97H216V99L218 98L217 100H218L219 102H218L217 100H216V102H215V100H213L215 103H214V104L212 103V105H211V101H212V100H211ZM227 96H228V95H227ZM239 96H238V97H239ZM246 96H247V95H246ZM2 97H3V96H2ZM45 97H46V96H45ZM65 97H66V96H64V99H66ZM77 97H79V96H77ZM93 97H94V98H93ZM93 97H92V100H93V99L96 100V99H95V98H96L95 95H94ZM98 97H97V98H98ZM124 97H125V96H124ZM124 97H123V98H124ZM131 97H132V95H131ZM131 97H129V98H131ZM151 97H152V98H151ZM154 97H155V98H154ZM157 97H158V98H157ZM173 97H170V98H173ZM185 97H186L187 99H186ZM247 97H248V96H247ZM40 98H39V99H40ZM50 98H51V99H52V98L54 99L55 97H52V95H51ZM50 98L47 96V97L45 98V100H47V99H48V100H51ZM58 98H60V97H58ZM71 98H70V99H71ZM83 98H82V100H83ZM114 98L117 99V97H114ZM114 98H113V101L115 102V99H114ZM127 98H128V97H126V99H127ZM129 98H128V99H129ZM134 98H135V97H133V98H131V99H134ZM147 98H148V99H147ZM170 98H168V99H170ZM194 98H195V99H194ZM225 98H226V97H225ZM225 98L223 97V100H221L220 103H223L224 100H225ZM229 98H234V97H231V95H230ZM236 98H237V97H236ZM236 98H234V99L237 100L238 98H237V99H236ZM250 98H252V96H251ZM263 98H264V97L260 98L259 100H256L257 103L260 104V102H262V101L264 102V99H263ZM26 99H27V98H26ZM26 99H24V101H25ZM43 99H44V98H43ZM73 99L70 101V100H69V96H68V100L66 99V100H63V101H61V100H59V99L56 98V100H58V102L60 101L62 104L65 103V101H66L65 105L63 104L64 107H62L63 110H65L64 108L67 107V108H66V111H64L66 114L63 113V114H65V116L67 115V113H69L68 115H71V116L73 115V116H75V118H76L77 116H80L79 118H77V120H80V118H82V117L84 116V114H85V116H86V112H87V110H85V113H83V115H81V114H79V115H78V114H73L74 111H69V110H76L77 106L80 105V103H81V101H82V100H79V104L76 106L75 103H77V102H75V101H78V100H77L78 98H77L75 101H73ZM79 99H80V98H79ZM90 99H91V98H90ZM90 99H89V100H90ZM99 99H100V98L97 99L98 102H99ZM102 99H103V98H102ZM104 99H103V100H104ZM120 99H121V98H120ZM131 99H129V102H130V103H131V101H130ZM138 99H136V101H137V102H141V101H139ZM165 99H166V98H164L163 100H165ZM168 99L165 100L166 102H165V101H161V102H165V103H164L165 105H167L168 103L171 104L172 101H171V100H168ZM181 99H180L179 101H181ZM188 99H189V100H188ZM204 99H205V98H204ZM204 99H203V100H204ZM234 99H233V100H234ZM256 99H257V98H256ZM262 99H263V100H262ZM10 100H11V98H10ZM10 100H9V103H10ZM48 100H47V101H48ZM92 100L88 101V102H87V105H88V104L90 105L89 102H92V103H93L94 100H93V101H92ZM134 100H135V99H134ZM134 100H133V102H134ZM187 100H188L191 104H195V103H196V104L191 106V104L189 103V105H190L191 107H190V106L187 107V105L184 106V107H181V106H182L181 103L186 104V103L188 102ZM226 100L228 101V102L226 103V106H228V105H229L228 103L231 102V101H230L229 99H227V98H226ZM226 100H225V101H226ZM233 100H232V102H233ZM261 100H262V101H261ZM5 101H4V103H6ZM39 101H40V100H39ZM52 101H53V100H52ZM67 101L73 102L72 104H74V105H72L71 103H69V105H72L71 108L73 107L74 109H73V108H72V109L69 108V105L67 104ZM107 101H108V99H107ZM119 101H121V102H119ZM123 101H125V100H123V99H122V100H119V99H118V100L116 101V102H117V105H118V103H119V105H120V104H123L122 106H120L121 109H120V107L118 108L119 105H118V106L115 105L116 107H114V105H112V106L110 105L111 107L115 108V111L119 110V112L117 111V113L115 112L114 115H113L114 109L112 108V115H113V116H115V114H118V116H120L121 114H119V113L122 112L123 110H125L124 108H122L123 106H125L126 109L129 108V112L127 111V113H129V114H130L131 112H134V114L136 115V113H137L138 111L142 113V111H140V110L142 109V107L144 106V105H142V104H143L142 102H141L142 104H139V103H138V105H137V102H136V104H135V102H134V104L137 105L138 107L141 105V106H140L141 109L138 110V107H137V106H134V107H137V108H134V110H135V109H136V110H135V111H132V110H133V109L131 110V108H132V106H131L132 103L130 104V106H131V107H130V106H127V104H124L125 102H123ZM127 101H128V100H127ZM148 101H149V103H148ZM154 101H155V102H154ZM159 101H160V100H159ZM168 101H169V102H168ZM170 101H171V102H170ZM193 101H194L195 103H194ZM250 101H251V99L249 100V102H250ZM252 101H254V102H252V104L250 103L251 105H253V103H255L254 98H253ZM259 101H260V102H259ZM1 102H2V101H1ZM1 102H0V103H1ZM25 102H28V101L26 100ZM44 102H45V101H44ZM48 102H49V101H48ZM48 102H47V103H48ZM54 102H55V99H54ZM54 102H53V104H54ZM56 102H57V101H56ZM74 102H75V103H74ZM82 102H83V101H82ZM100 102H102V101H100ZM110 102H112V98H111V101L106 102V104H102V103H101V105H103V107H104V106H105V107L107 106V109H109V108H111V107L108 108V105H109ZM114 102H113V104H116V103H114ZM129 102H128V104H129ZM157 102H158V101H157ZM161 102H159L158 104H160ZM167 102H168V103H167ZM192 102H193V103H192ZM30 103H31V102H30ZM83 103H85V102H83ZM126 103H127V102H126ZM144 103H145V102H144ZM153 103L151 104V107L149 106V109L151 108L150 111H151V110H153V111L155 110L154 112L151 111V113H152L151 116H150V114H148L150 111L147 113V110H148L147 108H148V106H145V107H147V108L144 109V111H145V113H146L147 116L145 115V113H144V111H143V113H144V115H145V117H146V119H147L146 122H145L146 119H144V120H141V118L139 119L140 115L137 114V115L139 116V117L137 116V118L139 119V121L141 120L142 124L138 121V119H137L134 115H132V116L136 118V119L134 118L135 121H134L131 117L127 118V117H128V116H127V113L125 114L126 111H125V112L123 111V113L125 114L126 117H124L123 114H122V116H123L124 118L127 119V122L130 121V124L127 123L126 121H124V120L122 119V117H121V119L123 120V122L120 123V121H122V120H117V115H116V118L112 116V117L114 118L115 121H116V120L119 121L121 127L124 128V129H121L120 127L118 128L117 125L115 126V124H114L115 121H114V123H112L113 121L111 120V119H112L111 114L109 115V117L111 118L110 121H112V122H110L111 125H108L109 128L113 125V126L117 127V130H119V131H117V132H120V133H121V135H120V133H118L119 135H117V132H115V134H114L115 136H116V135H117V136H116V138L113 137V139L115 138V140H117V139L120 137V138L118 139V140H119L118 142H120V143H118V142L116 141L117 144H116V142H115L113 139H112L113 141L111 140V138H112L111 136H113V135H111V136L108 135V136H109V141L111 140L110 142H114V143H115L116 149H115V147L113 146V147H112V148H114L113 150H116V151H117V150H118L117 148H119V146H120V147H121V146H126L127 144H129V143L131 142L129 145H127V147H121L122 149L125 148L126 151H125V150L122 151V149H120V148H119L120 150H118V151H121V153H122V152H123V153L126 152V153H125V156L128 157V154H131V153H129L128 151H129V149L133 146L132 144H134L135 141H136V142L139 141V142H138L139 145H138V143H137V145H138V147H139V148H138V147H137V148H138L139 150H136L137 148H135L137 145L134 147L135 150L132 149L133 147H132L130 150H132V155H134V154L137 152V153L140 154V158H141L142 156H144V157H142V158H146V157H147L146 159H143L142 163L144 162V160H147L148 158H149V160H150V157H148V155H147V156H145V155H146V154H149V155H150V152H151V151H153V153H154V149H155V150H158V151H159L158 154L160 153L161 156H162V157H159V156H158V157L160 158V159L158 158V159L160 160V162L162 161L161 158H163V162L160 163V164H162L163 166H166V165L164 164V161L167 162L166 164H168V163L171 161L170 165H171L172 167H173L174 165H177V164H178L177 168H178V167L181 168V167H182V166H181V163H183V162H179V161H178V162L180 163V165H179L178 162H177V164H176V163H175V162H176L175 160H177V159H174V156H175V158H177V156H179V159H180V158H181L180 155L183 154L184 151H185V153L188 151V154H189V153L192 154L195 150L198 152L199 149L197 150V148L195 147V145H194L192 142L195 143V141L197 142L198 139L201 140V138H202V139L205 138L204 140H208V141H209L210 139H212V141H213V143H214V140H215V142H216V140L219 138V139L217 140V142L219 141L218 143H219L221 146H225V148H226V145H225L224 143H221L222 140H220V139H222V138H220V137H218V136L220 135V133H221V135H222V133L225 132V130L227 129V128H226L227 126H228V130H229L230 128H231L230 131L232 130V131L229 132V133L226 132L227 135H228V134L230 135V133H232L233 136H234V138L236 137V136H235L236 132H234V131H236L235 129L239 128L240 131H245V130H243V129H240V126H238L239 123H237V122H239V120L236 119V118H239V119L242 118L241 115L243 116V114H240V115L236 114L238 111H236V113H235V110H236V109H235V110H234V109L231 110V107H232V106H231V107H227L228 110H229V108H230V112L234 110L233 112L236 114V116H237V115L240 116V117H236V118H235V120L237 121V122H236V125L238 124V125H237L238 127L236 128V125L232 127V125L235 124V123L233 124V122H234L235 120L232 118V117H235V116H234L235 114L230 115V116H232V117L229 118V119H231V120H229V121H232V120H233L232 125H230L231 127H229V125H227V124H229L230 122L226 124L227 126L224 125V126H226V127L223 126V124H225V121H226V120H227V122H228V118H227L228 116H227V117L225 116V118H223V116H224V115H223V116L221 117V118H223V120L225 119V120H224V123H222V122H223L222 119H221V118H218L217 116L214 115L215 118L217 119V122H218V119H219V121L221 120V121H222V122H221V123H222V126H223L224 128H226L225 130H224V128H223L224 131H222V127H221V128H220L221 131H220V130H219V127L221 126L220 122H219V123L216 122V123H217V125H216V123H215V120H216V119L214 120V122L212 121V123H214L218 128L215 127V126H214V127H215L218 131H220V132H218V133H219V135H218L217 131H215L216 129L213 127V124L211 125V126H212V127H211L210 124H209L208 121H207V118H208V117L211 118V116H212V114H209V113H207V112L210 110V111H209L210 113H213V114L216 113V112H211V111H215V109H214L215 106H214V108L212 107L213 110H211V108L206 110V109H205V108H206L205 106L200 105L199 107H200L201 110H202V108H203L204 111H207V112H203V113H204V114H205V113L208 114V117H207V115L205 114L206 117H207L206 120H205V118H204V114H202L201 112H199V111H201V110H199V111H198V110H195V111H198V112H195L196 115H197V116H200V117H201V115H203L202 118L205 120V122L207 121V123H208V125H209V126L207 125V126H208L207 129H209V127H210V129H213V128H214V131H215V132L213 131V133H212V132L210 133V132H208V131H212V130L209 129L208 131H206V130H207V129H206V130H205L206 133H204L203 135L205 136V135L207 134V132H208V134H211L210 137L208 136V138H207V137H204V136L202 137V136L200 135V137H201V138H200L198 135H199V132H200V134H202V132H204V129H203L204 125L202 124V125H203V127H202V130H203V131L199 128V130H198L199 132L193 127V129H191V131H193V133H194V131L197 132V133H196V134H197V137H196V135H195V139H196V138H197V139L194 140V141H190V140H192L191 138H192L193 134H192V132L190 131V134H192V136H190V137H191V138H190V137L188 136V132H189L188 129H189V128L186 129L187 127H185V131L188 130V132L186 131V133L184 134V131H183L184 129H183V130H182L183 132H181V133H179V134H180L181 136H183V135H184V136H183V137H180V135H179V137L182 138V139H180V138L178 137V134H177V133H178V132H177L178 127H176L177 129H176V128L173 129V128H174L173 126H175V125H176V122H179L180 119H182V118H186L187 115L190 116V113H188L187 115L184 113V114L186 115V117H184V114H183L182 117L180 118L181 115L178 116V115H179L178 112H176V111L173 110L174 113H172V114H173L172 116H174V114L177 113L175 116H176V117H177V116L179 117L178 120L175 119L176 117H175V118L172 117L174 120H177L176 122H174L175 125L172 124V123H173V119H172V121H171V119H170V121H171V122H169L170 124L167 123V122L169 121L170 116L167 118L168 121H167L166 118H163V119H166V120H164L165 123H162V124H164V125H162V124H159L158 121H163V120H162V115H163V114L161 115L159 112H156V109H157V108L160 109V107H159V106H158V107L155 106L157 103H155V105H154ZM166 103H167V104H166ZM172 103H173V102H172ZM224 103H225V102H224ZM257 103H255V104H257ZM6 104H8V103H6ZM6 104H5V106H6ZM27 104H28V103H27ZM31 104H32V103H31ZM50 104H52V103L50 102ZM50 104L48 105V107L50 106ZM53 104H52V107H53ZM55 104H56V103H55ZM57 104H58V103H57ZM62 104H61V105H58V106H59V107H60V106H63ZM111 104H112V103H111ZM161 104H162V103H161ZM184 104H183V105H184ZM187 104H188V103H187ZM255 104H254V106H255ZM259 104H257V107H258V108H257L256 106H255V107L253 106V107H254V108H257L258 110L261 109V110L264 111V109H263L264 106H262V105H264V104H263V103H262V105L260 104V105H261L260 108H259V106H258ZM2 105H4V104L2 103ZM44 105H46V103H45ZM66 105H68V106H66ZM85 105H86V104H85ZM87 105H86V106H87ZM145 105H146V104H145ZM165 105H164V106H165ZM172 105H174V103H173ZM180 105H181V106H180ZM221 105H222V104H220V105L218 106V107H221L220 109L223 108ZM251 105H248V107L251 106ZM0 106H1V104H0ZM28 106H27V107H28ZM54 106H55V105H54ZM56 106H57V105H56ZM56 106H55V107H56ZM65 106H66V107H65ZM82 106H83V108H82ZM154 106H155V107H154ZM162 106H163V104H162ZM162 106H161V107H162ZM164 106H163V108H164ZM169 106H171V105L165 106V108H164L165 111H164V110H160V112H162V111H163V112H166V108H167V110H168L167 112H169L170 108H172V107H169ZM201 106H202V107H201ZM223 106H225V105H223ZM226 106H225V109L227 110ZM242 106H243V105H242ZM244 106H245V105H244ZM2 107H4V106H2ZM44 107L48 108L47 106H43V108H44ZM52 107H50L51 110H48V109H47V110L49 111V113H48V112H47V113H48V114L51 113V114H53V115L56 117L57 115H55V112H56V111H59V109L61 110V108L58 107V108H59V109H58V108L56 107L55 109H57V110H55L54 107H53V109H54L53 111H55V112L52 113V112H53V111H52ZM75 107H76V108H75ZM80 107H81L82 109H85V108H86V107L84 106V104L81 105V106H78V108H79V110H78V108H77L78 112L81 111V110H80V109H81ZM87 107H88V106H87ZM89 107H90V106H89ZM89 107H88V108H89ZM101 107H102V106H101ZM105 107H104L103 109H106ZM140 107H139V108H140ZM156 107H157V108H156ZM168 107H169V108H168ZM186 107H187V109H185ZM218 107H217V109H218ZM240 107H241V105H240ZM248 107H247V105H246V108H245V107H243V108L246 109V110H249V109H250V111L252 112V110H253L252 106H251L252 110H251V108L247 109ZM43 108L41 107V109H43ZM68 108H69V109H68ZM88 108H86V109H88ZM179 108H180V109H179ZM183 108H184L186 111H184ZM195 108H196V106H195ZM243 108L241 107V109H243ZM25 109H26V108L24 107V110H25ZM27 109H26V110H27ZM67 109H68V111H67ZM107 109H106V110H107ZM122 109H123V110H122ZM161 109H162V108H161ZM172 109H174V108H172ZM177 109H176V110H177ZM196 109H198V105H197V108H196ZM217 109H216V110H217ZM220 109H218L217 111L219 112ZM241 109L239 108V110H241ZM244 109H243V110H244ZM26 110H25V111H26ZM28 110H27V111H28ZM31 110H33V111H31ZM37 110H38V109H37ZM106 110H105V111H106ZM109 110H111V109H109ZM120 110H121V111H120ZM130 110H131V111H130ZM137 110H138V111H137ZM142 110H143V109H142ZM189 110H188L187 112H190ZM226 110H225V111H226ZM228 110H227V111H228ZM237 110H238V108H237ZM243 110H241V111H243ZM246 110H244V112H245ZM261 110H260V111H261ZM27 111H26L25 114H27ZM42 111H45V110L43 109ZM42 111L40 110V111H39L40 113H38V115L41 114ZM50 111H51V112H50ZM89 111H90V108H89L87 114L89 113ZM91 111H93V108H92ZM91 111H90V112H91ZM107 111H108V110H107ZM157 111H158V110H157ZM170 111L172 112V110H170ZM220 111H221V110H220ZM222 111H223V109H222ZM225 111H223L224 114H225ZM255 111L258 112L256 109H255ZM32 112H33V113H32ZM59 112L62 113V111H59ZM70 112H71V113H70ZM76 112H77V111H76ZM81 112H82V111H81ZM81 112H80V113H81ZM93 112H95V109H94ZM103 112H104V111H103ZM108 112H109V111H108ZM108 112H105V113L108 114ZM110 112H111V111H110ZM167 112H166V114H168ZM187 112H186V113H187ZM228 112H229V111H228ZM230 112H229V113H230ZM247 112L249 113V114L247 113V114H248L247 117L250 116L251 119H253V120H254V119H257V118H254V117H256L255 115L258 114L259 112L256 113V114H254V113H253L254 111H253V112H252V114L254 115L253 118H252V116L250 115L251 113H250L249 111H247ZM29 113H28V114H29ZM36 113H37V111H36ZM47 113H45V114H47ZM57 113H58V112H57ZM141 113H140V114H141ZM154 113H156V114H154ZM169 113H170V112H169ZM197 113H201V115H198ZM219 113H220V115H219L218 113H217V115H218V116H221L222 113H221V112H219ZM229 113H228V114H229ZM231 113H232V112H231ZM240 113H241V112H240ZM242 113H243V112H242ZM261 113L264 114V112H261ZM261 113H259V114H261ZM25 114H24V112H23V117H22V118H23V119L25 118L24 121L28 122L27 119L29 118V117H28L29 115L26 116ZM51 114H50V115H51ZM91 114H92V113H91ZM129 114H128V115H129ZM131 114H133V113H131ZM153 114L155 115V117H156V116L158 117L157 114H160V115H161V120H158V118L160 119V117H158V118H157V123H156V122H155V121H156V118L152 117V116H154ZM166 114L164 113V115H166ZM192 114H191V116H193ZM228 114H227V115H228ZM247 114L245 113V115H247ZM262 114H261V115H262ZM33 115H34V114H33ZM33 115H32V116H33ZM35 115H37V114H35ZM38 115H37V117H39ZM42 115L44 116V114H41V116H42ZM61 115H62V114H61ZM68 115H67V116H68ZM103 115H104V118H105V116L107 117V115H105L104 113H102V116H103ZM144 115L141 114V116H144ZM148 115H149L150 117H152L151 119L154 118L155 120H154V121H153V120L149 121L150 118L148 117ZM164 115H163V117H164ZM170 115H171V114H170ZM196 115H195V117H196ZM209 115H211V116H209ZM225 115H226V114H225ZM261 115H260V116H261ZM24 116H25V117H24ZM54 116H53V117H54ZM58 116H59V113H58ZM67 116L65 117V119L68 118V119L70 120V117H71V116H69V117H67ZM81 116H82V117H81ZM85 116H84V117H85ZM129 116H130V115H129ZM167 116H168V115H167ZM189 116H188V118H189ZM214 116H213V117H214ZM258 116H259V115H258ZM34 117H35V116H33V117H31V118H33V120H35L37 117H35V119H34ZM44 117H45V116H44ZM46 117H47V116H46ZM53 117H51V118H52L53 120H56L55 117H54V118H53ZM60 117H61V116H60ZM62 117H64V116H62ZM84 117H83L82 119H85V120H87L86 122H88V118H89V116L86 117V118H84ZM90 117H91V116H90ZM109 117H107L108 119L105 118V121L102 120V119H101V120L103 121V123H106V119L109 120ZM213 117H212V118H213ZM247 117H246V118H247ZM262 117H263V116H262ZM31 118L28 119V120H32ZM39 118H40V117H39ZM39 118H38V119H39ZM47 118L49 119V117H47ZM47 118H46V119H47ZM51 118H50V120H51ZM73 118H74V117H73ZM91 118H92V117H91ZM104 118H103V119H104ZM130 118H131V119H130ZM142 118H144V117H142ZM148 118H149V120H148ZM246 118L243 117V120L246 119ZM38 119H37V120H38ZM61 119H62V118H61ZM63 119H64V118H63ZM65 119H64V121H65ZM68 119H67V121L70 122ZM126 119H125V120H126ZM128 119H130V120H128ZM213 119H214V118H213ZM262 119H264V117H263ZM262 119H261V120H260V118L258 119V120H260V123H263V122H264ZM40 120H41V118H40ZM50 120H49V122H50ZM53 120H51V124L54 122ZM57 120L61 121L60 119H58V117H57ZM57 120H56V121H57ZM72 120H75V119H72ZM77 120H75L74 122H75V123H77V122L80 123V122L77 121ZM136 120H137V121H136ZM185 120L187 121V118H186ZM191 120H192V118H190V121H191ZM195 120H196V119L193 117V120H192V121L195 122ZM198 120H199V118L197 119V121H198ZM204 120H202V121H204ZM208 120H209V118H208ZM210 120H212V119H210ZM210 120H209V121H210ZM248 120H249V118H248ZM258 120H257V121H256V120H255V121H252V120H251L252 122H255V123L257 122L256 124L251 123L252 126L254 125L251 129H253V128L256 127L257 125H259V126H263V125H264V124H258V123H259ZM41 121H43V118H42ZM47 121H48V120H47ZM59 121H57V122H59ZM62 121H63V120H62ZM80 121H81V120H80ZM89 121H91V120H89ZM92 121H93V123L90 122V123H91V127H92V124L94 125V127H95V126L97 127V125L94 124L95 121L93 120V118H92ZM143 121H144V122H143ZM166 121H167V122H166ZM183 121H184V119H182V120L180 121L181 123H179V125L181 124L182 127H183L187 122H189V121H187V122H186V121L183 122ZM200 121H201V118H200ZM202 121H201V123H202ZM241 121H242V120H241ZM244 121H245V124H247L250 120H249L248 122H247L246 120H244ZM244 121H242V123H240L241 126L244 124V123H243ZM251 121H250V122H251ZM261 121H262V122H261ZM29 122H30V121H29ZM35 122H36V120H35ZM45 122H46V121H45V118H44V121L42 122L43 124H41V126H40V124H39V123H41L40 121L36 122V124L38 123L39 126H35V127H36V128L38 127V129H41V130L38 132L39 135H40L39 137H42V136H43V134H42V136H41V133H44V134H45V130H46V129L49 131V128H51V127H49L50 125H48V126L46 125V124H48V122H47L46 124H45ZM81 122H83L82 124H83L84 126H85V124H89V123H86V122H85V124H84V120L81 121ZM107 122H108V124H110L109 121H107ZM124 122H125V123H124ZM131 122H136V123H138V124L140 123L142 126H144L145 124L147 125V122H148V124H149V123H150V124L147 125V128H149V129L151 128V130L145 128L146 125L143 127L145 130L140 129V128H142L140 124H139V125H140V126H139L138 124L136 125L135 123L133 124V123H131ZM151 122H153L154 125L156 124V125L158 126V128H159L160 125L163 126V128H160L161 131H159V133H161V134L163 133L162 130H164V128H165V127H164L165 124L167 123V125H170V126H169V127H171V128H170V131L167 132V129H166V128H169V127H166V128H165V130H166V131H165V134H166V135H165V134H164V135H163V134H162V135L160 134V136H162L164 139H163L162 137L160 138V136L158 135V133H156V132H158V131H157V126L154 127L153 124L151 125ZM182 122L184 123V125H182ZM193 122H192V123H193ZM210 122H211V121H210ZM246 122H247V123H246ZM33 123H34V122H33ZM64 123H66V122H64ZM75 123H74V124H75ZM119 123L116 122V124H118V126H120ZM123 123H124L125 126L122 125ZM189 123H190V122H189ZM198 123H199V121H198ZM201 123H199L200 126H201ZM207 123H204V124H207ZM82 124H79L80 127H81V126H82V127L79 128V130H77V131H81L82 128H83V129H84V128L87 129V128L84 127ZM131 124H132V126L134 125L133 127L136 126V129L132 128ZM143 124H144V125H143ZM158 124H159V125H158ZM219 124H220V126H218ZM251 124H250V126H251ZM45 125L47 126L46 129H44V127H46ZM53 125H54V123H53ZM53 125H52V127H53ZM79 125H78V126H79ZM89 125H90V124H89ZM89 125H88V126H89ZM105 125H106V124H105ZM127 125L129 126L128 129H129L130 131H131V129L136 130V132L132 130L133 133L135 132V133H134L135 135L132 133V131L129 133V130H127V129L125 130V127H126ZM150 125H151V126H150ZM167 125H166V126H167ZM187 125H189V124H186V126H187ZM190 125H192V124L190 123ZM195 125H197L196 122H195ZM248 125H249V124H248ZM43 126H44V127H43ZM54 126H55V125H54ZM88 126H87V127H88ZM106 126H107V125H106ZM123 126H124V127H123ZM128 126H127V127H128ZM130 126H131V128H130ZM138 126H139V127H138ZM149 126H150V127H149ZM176 126H177V125H176ZM193 126H194V124H193ZM205 126H206V125H205ZM245 126H246V125H244V127H245ZM250 126H248V127L246 126V128H248V130H250ZM39 127H40V128H39ZM55 127H56V126H55ZM91 127H90V128H91ZM94 127H93L92 129H94ZM172 127H173V128H172ZM244 127H241V128H244ZM263 127H264V126H263ZM263 127H258V128H259V130L261 131V130H263ZM53 128H54V127H53ZM88 128H89V127H88ZM90 128H89V129H90ZM98 128H99V127H98ZM98 128H95V129L98 130ZM137 128L140 129L142 133H143V131H144V132H147L146 130H149V131H148L146 134L143 133V134H145V136L143 137V134H142ZM179 128H180V127H179ZM183 128H184V127H183ZM190 128H191V127H190ZM196 128L198 129V126H197ZM205 128H206V127H205ZM233 128H234V129H233ZM246 128H245V129H246ZM260 128H262V129H260ZM42 129H44V130H42ZM76 129H77V128H76ZM76 129H75V130H76ZM89 129H88V130H89ZM92 129H90V130H92ZM113 129H115V128L113 127ZM160 129H158V130H160ZM181 129H182V128H181ZM194 129H195V130H194ZM33 130H34V129H33ZM33 130H32V132H33ZM47 130H46V131H47ZM88 130H87V131H88ZM96 130L88 131V133L91 132V133H89V134H87V132H86L85 130H82V132H85V133L87 134V135H86V136H87V137H86V140H89V139H87L88 136L91 135L92 132H93V134H94V132H96ZM110 130H111L110 133L112 134V127L110 128ZM120 130L123 131V132H121ZM137 130L139 131L138 133H137ZM142 130H143V131H142ZM154 130H155V132H153V134H154V135H153V134L151 133V131H154ZM233 130H234V131H233ZM246 130H247V129H246ZM259 130H257V132H258ZM36 131H37V130L35 129V133H36ZM114 131H116V129H115ZM114 131H113V132H114ZM126 131H128V133H129L128 136H127ZM171 131H172V132H171ZM173 131H174V132H173ZM180 131H181V130L179 129V132H180ZM226 131H227V130H226ZM251 131L256 133V131H253V130H251ZM32 132H31V134H32V136H33V138H34V135H37V134H35V133L33 134ZM75 132H76V131H75ZM98 132H99V130H98ZM149 132H150V134H148ZM175 132H177V133H175ZM247 132H249L250 134H252V132H250V131H247ZM261 132H262V131H261ZM261 132H258V134H256V135H255V134H252V135L248 134V135H250V136H249L250 138L257 137V138H253V139L256 140V142H258L257 140H259L258 137L260 138V141H259V142H261V143L258 142V143H259V146H260L259 148H261V145H260V144H263V145H264V142L261 141V138L264 139V137H263V135H262L263 132H264V130H263L262 133H261ZM78 133H79V132H78ZM78 133L76 132V134H78ZM85 133H81V134H83V135H82L83 137H84ZM131 133L133 134L134 137H137V138H134V137H132V138L130 137V138H129V136L131 135ZM136 133H137V136H136ZM140 133H141V134H140ZM182 133H183V135H182ZM214 133H215V134L217 133V134L215 135ZM226 133H225V134H226ZM234 133H235V134H234ZM237 133H239V131H238ZM243 133H244V132H243ZM259 133H260V134H259ZM31 134L28 135L27 138L25 137L26 139H24V142H25V140L27 141L28 138H29V140H30V138H32V137H31ZM46 134H47V132H46ZM46 134H45V135H46ZM74 134H75V133H74ZM76 134H75V135H76ZM99 134H100V133H98V134L95 133L96 136L93 135V136L96 137V140H95V139L93 140V141L95 142V143H93V144H95V145L92 144L93 141H92L91 139H90V140H91L92 142H91V143L88 142L89 144H92V147L95 146V150H96L98 147H99V148H98V150H99L100 147H101L100 144H99V143H100L99 140H101V135H99ZM155 134H157V135H155ZM167 134H170V135H167ZM190 134H189V135H190ZM194 134H195V133H194ZM212 134H214L215 136L218 135L217 138L214 139L213 136H212ZM225 134H223V135H225ZM232 134H231V136H232ZM239 134H240V133H239ZM239 134H238V135H239ZM241 134H242V133H241ZM78 135H80V133H79ZM78 135H77V137L80 138V139H78L77 137H75L74 139H76V140H77V139H78V140H81V138H82L81 135H80V137H79ZM98 135L100 136V138L97 137ZM124 135H126V136H124ZM147 135L150 136V137H148ZM175 135H177V137L179 138V141H178V142H180V144L183 146V147H181L183 150H181V148H180V150H178L179 147H180L179 144H177L178 142H177L176 144L171 142L172 145L170 144V140L172 139L171 136L174 137V138H173V141H174V140H177V137H176V139H175ZM227 135H226L225 137H227ZM229 135H228V137H230ZM236 135H237V134H236ZM244 135H245V134H242V136H244ZM246 135H247V134H246ZM258 135H259V136H258ZM261 135H262V137H260ZM46 136H48V135H46ZM108 136H107V140H108ZM123 136H124V137H128V138H126V140H125V139L122 140V139L124 138ZM138 136H140V137H138ZM141 136H142V138H141ZM146 136H147V137H146ZM153 136H154V137H153ZM157 136H159L160 140L163 139V141H164V140H168V139H169L168 136L171 137V138L169 139V141H167V142L169 143V145H170L169 147L167 146L169 149H168L167 147H165V146L167 145L166 142H165V141L163 142V143H165V144H164V145H165V146H164L165 149H166V148L168 149V151L164 150L165 152H167V154H165V152H162V150L158 149L159 146H158L157 148L151 146V145L153 144L152 140H154V139L158 140V139H157V138H158ZM164 136H167V138H165ZM185 136H187V138H186ZM215 136H214V137H215ZM242 136H241V138H243ZM251 136H252V137H251ZM37 137H38V135H37ZM44 137H45V136H44ZM90 137H92V135H91ZM90 137H89V138H90ZM151 137H152L153 139H152ZM155 137H156V138H155ZM211 137H212V138H211ZM221 137H222V136H221ZM225 137L223 136V139H224V140H223L222 142H224V141L226 142ZM249 137H248V138L245 137L244 139H241V138L239 139V136H238V137H237L238 139L236 138V140H240V141H241V140H245V139L247 138V141H249V143L246 142V140H245L244 142H246V144H249V145H246L243 141H242L243 144H242L240 141H238V142H236V143H237V144H238V143H239V144L241 143L242 145H241V147H240L239 145L236 144V148H237V146H238L240 149L244 148V146H246V148H248L247 146L252 147L253 144L255 143V140L249 139ZM35 138H36V137H35ZM46 138H47V137H46ZM92 138H94V137H92ZM133 138L136 139V140H134ZM138 138H141L142 140H141V139H138ZM146 138H147V139H146ZM148 138H150V139H148ZM184 138H185L186 140H185ZM188 138H189V139H188ZM193 138H194V136H193ZM209 138H210V139H209ZM38 139H39V138H38ZM38 139L36 138L35 142H36ZM43 139L46 140L45 138H40L41 141L38 140V141H39V144H37V143H33V144H35V145L37 144V145L39 146L40 150L43 148V147L41 146V142L44 143V144L42 143L44 147L47 146V144H48V141L46 140V142H47V143H46ZM74 139H73V140H74ZM97 139H99V140H98V145H97L98 147H96ZM128 139H130V140L133 139L134 142L132 143V140L130 141V140H128ZM143 139H144V140H143ZM151 139H152V140H151ZM227 139H228V138H227ZM229 139H232V137H230ZM229 139H228V140H229ZM248 139H249V140H248ZM21 140H22V139H21ZM29 140H28V141H29ZM31 140H32V139H31ZM33 140H34V139H33ZM33 140H32V141H33ZM42 140H43V141H42ZM49 140H51L50 137H49ZM90 140H89V141H90ZM160 140H159L158 142L155 141L156 144L159 143ZM180 140H182V141H180ZM204 140H202V143H204ZM233 140H235V139H233ZM251 140H252V142H251ZM82 141L84 142L83 139H82ZM82 141H79V142L82 144ZM124 141H125V143H124ZM127 141H128V142H127ZM142 141H143V142H142ZM147 141H148V143H146ZM150 141H151V143H150ZM208 141L205 142L204 144L208 143ZM229 141H230V140H229ZM253 141H254V142H253ZM30 142H31V141H30ZM30 142H25V143H28V144H29ZM33 142H34V141H33ZM51 142H52V141H51ZM68 142H69V144H70V141H68ZM68 142H66V143L68 144ZM74 142H75V140H74ZM74 142H71V145L75 146V145H74ZM77 142H78V141H77ZM77 142H75V144H76ZM86 142H87V141H86ZM110 142H106V145H108ZM126 142H127V143H126ZM136 142H135V143H136ZM155 142H154V144H155ZM175 142H176V141H175ZM181 142H182V143H181ZM183 142L185 143V145H183V144H184ZM210 142H211V140H210ZM232 142H233V141L231 140V141L227 144V146L229 147V144H230V143L232 144ZM250 142H251V145H252V146L250 145ZM18 143H19V142H18ZM64 143H65V142H64ZM64 143H63V144H64ZM88 143H86V146L89 145ZM123 143H124V144H123ZM145 143H146V144H145ZM161 143H162V142H161ZM202 143H201L202 147H201V145L198 146V144L196 143V144H197V147H199V148H201V149L204 148V146H203ZM213 143L211 142V143H210L211 145H210V144H206V145H208L207 147H209V145H210V147H211V146L213 147V149H211L212 151L209 150L211 153H208L209 151H207L208 149H207V147H206V149L201 150V152L204 151V150H205V152H206V155H205V156H204V154H203L204 157H203V156L200 157V155H201L202 153H199L200 155H199L198 153H197V154H198L199 157L201 158V159H200V158H199V159L202 160V165H203V162H204V165H203V166L207 169V170H206V169H205V170L211 172V174H210V172H208V175L210 174L209 178L212 176V177L210 178L211 180L214 179V178H213V175H214V174H215V177L218 176V175H222L223 178H222L221 176H218V177H216V178L214 179V181L211 182L210 179H207V176H208V175H206L207 173L205 174V172H203V173L201 172L202 169L204 168V167L202 166V168H201L200 171H199V172H201V173H199V175L201 174L200 176H201L202 178H201V177H198L199 175L196 174L197 177H198L197 180H196V175H195V177H194L193 175L191 176V178L193 177V178H195V180H193V178L191 179V178H189V177L186 179V177L184 176V174H182L183 177L186 179L185 183L188 182V181H190V179H191V183L189 182V183L187 184V186H189V187H186V185L184 186V184H183V187H182V184H181V186H180L181 188H180L179 185H178V182H179V180H180V178H181L180 176H182V175H179L178 172H179V170L181 171V169L185 167V166H183L181 169L178 168L179 170H177V168H176V169H173V171H174V170L177 171V172H175V171H174V172H175L176 174L179 175L178 177H180V178H177V176L175 175V173H173V175L176 176L175 178L178 179L177 181H176V180L174 181V176H173V177H172V178H173V180H172L173 182H167V185H166V183L163 182L162 177H159L158 175H156L157 177L161 178V180H159V178H157V179H156V182H157V180L160 181V182L154 184V183H155V179H154L155 175L152 174V175H154V177H153V176L150 174V173H151V171H149V170L151 169V168H150L151 166H150V167H149L150 169H148L149 173L147 172V173L149 174L148 176H145V177L143 178L142 175H141V176H142V177H141L140 174H138V175L140 176V179H138V182H140V180H141L140 183H137V180L134 179V176H137V175H136V174H133L134 172L132 173V171H131V174L134 175L132 178H133L136 182L133 181V179H132V181H133V183H137V184H139V187H137L138 185H136V184H135V185H136V187L138 188V190L140 191V194L138 193L139 191H137V193H136V190H134L133 193H132V192H131L132 190H131V191L129 192V193H131L130 195L133 194V195H135V196H136V195L139 196V195H141V194H142V195L145 194L144 196L146 197V198H145V197H142V195L139 196V197L136 196V200H135V196H134V200H132V199H133V196L130 197V195H129L128 192L126 191V190L128 189V188H126V187H128L129 185H132L131 182L128 183L129 180H130V178H131V176H130L129 180L127 179L128 182L126 181L127 184H128V186L126 185V183H123V182H120V181H119L120 178H123V175H121V177H119L120 175L118 176V173H117V176H118L119 178H118L117 176L115 177V178L117 179V180H116V186H117V187H115V185L113 186V183H114V182H110V181H113V180L115 179V178H114V175H115L116 172H118V171L120 172V171L122 170V168H124V169L126 170V169L128 168L127 166H130V165H131L130 162H132L131 160H132L133 156L131 155L132 158H131V157L128 158V159H131L130 161H127L128 159L126 158V159H127V160H126L125 157H123V159H125L126 161L124 160L125 163H122L121 161H123V159H122L121 157H122L123 153L121 154V153L119 152L121 155H120V154H117L118 152L111 150V149H112V148H111L110 150H111L112 152H116V155H115V156H118V155L121 156V157H120V160H121V159H122V160H121V161L118 160V161L121 162V164H127V163H130V164L127 165V166L125 165L126 167H125V166L122 167L123 165L120 166V169H119L118 171L115 170L116 172L113 174L114 171H113L112 173L110 172V170L113 169V167L111 168V165H109L110 162H111V159H109V157H111V158L114 159V154H112L111 152L108 151L109 154H112L113 157H112L111 155L108 156V160H110V162L108 161L109 164H107V161H106V160H107V159H106L107 157H105V156H107L108 153H107V155H104V154H106V153H105V150L107 151V148L105 147L106 145H105V146H102L101 149H102L103 147L105 148V150L102 149V150H104V154H103V152H102V154L104 155V158H105L104 160L106 161V164L108 165V167L110 166L108 169H110V168H111V169L108 171V169L106 168V165H105L104 161H103V160H102L103 162H102V161H99V160H101V158H100V156H99L100 153H99V154L97 153L98 156H99V157L97 156V157H98V161H97V158H96V160H95L96 162H94V159H95V158H94V156L92 157V155H91V158H90V156H89V158H90L91 160H93L92 162H93L94 164L97 163L98 166L100 165L98 162H100V163L102 162V163L104 164L105 167L103 166V168H101L100 166H99V167L97 166L98 169H95L96 166H95V167L93 166V168H94L95 170H97V172L95 173V171L93 170L95 174H94L93 172L90 171V172H87V175H88V173H90V174L93 173L94 175H93V174H92V175H93V177H95V176L97 175V173H99V171H98L99 169H100L101 171H104V173L102 172L103 174H108V172H109L111 175L113 174L112 177H111V175L109 174L110 177L113 178V180H111L110 177L108 178V175H107L105 178H107L108 180H107L105 183H107V182L109 181V179H110V181L108 182V184H109V183L112 184V187L110 186V188H114V189L110 190V188L107 187V184L105 185V184L101 183V185L103 184L102 187L106 186L107 189H109V190H108L109 193H112V194H110V195H109V193H107V195H105V198H106V197L108 198V199L106 198V199L108 200V202H107V200H106V199L104 198V196H103V195H104V192H105V191L107 192V189L105 190L104 188H102L104 191L101 189V190L103 191V193H102L103 195L100 197L101 200L99 201V203H101V204H100V205L98 204V205L94 206L96 203L91 202V199H92V198L90 197V198H91V199H90V198H89V195H88L87 193L85 194V193H84V192H85L84 190H81V188H82V187H81L82 184H81L80 187H78L81 191H80V190H78V191H79V192H82V191H83L82 193L85 194V195H82L83 197H85L86 195H88V199H87V197H86L87 200H82V202H81V197H79V196H81V195H77V194H75V193H73V194L68 193L69 195H71V196H69V195L67 194V191H66V194H67L69 197L66 196L67 198H64L66 194H65L64 191L62 190L61 192H62V194L64 193V195L61 194L60 199H58L59 202H60L61 199H62V200H61L60 203L57 202L58 205L61 204V205H60V208L57 209L55 206H53V208L55 207V208L53 209V208H51L52 206H51V204H50L49 202L52 203V202H53V199L56 198L54 195H57V194L61 193V192H59V191L61 190V189H60V190H58L59 193H56L57 191L55 192L56 194L54 193V195H52V193H50V194L52 195V197H54L52 200H50L51 195H48V196H50L49 200L46 199L47 196H46V198H45V196H44V197L42 196V197H43V200H44V198H45L46 200H48L49 202L47 201V204L49 203V205L51 206V207H50V206H48V205L46 204V207H45V208H49V207H50L51 209H50V208H49V209L52 210V211H50V210L48 211V209H44L43 211H44V212L47 211L46 213H42V212H41L42 214H41V213L38 214L37 212H38L41 208H44L43 205L45 204V202H44L42 199H36V203H35V199H34V198H35V197L38 198V196H34V198L32 199V202H34V203H30V206H31V207L33 206V208H34V206L39 208V209H36V208H35L36 210H38L37 212H35L36 214H38V215H37V218H38V217L41 218L42 216H44V217H42L43 219H41L42 221L39 219V221L37 222L36 220H32L33 217H31L32 219L30 220V216H29V214H28V213H30V215H31L33 209L31 210V209H30V208H31L30 206H29V208H25V207H28V206H24V204H25V205H29L28 202H29V201L31 202V199L28 200V201H27L26 199H24V200L21 199L22 202H20V201H21V200H20V201H18V204L21 206V204L23 203V206H21V207L19 206V208H20L19 210L21 211V208H22V207L25 208V211H26V209H30V210L26 211V212H28V213H26V212L24 211V209L22 208V209H23V213H26V215L28 214V215H27L28 218H27L26 216H24V215H17V214L14 213L15 216H18V217H19V216H24V218H26L25 220H23L24 218L21 217V219L23 218L22 221H23L24 223H23V222L19 223V221L21 220L20 218H17L18 220H16V221H17V223H16V227H17L18 224L20 225L19 227H21V228L23 227V225L26 227V228H23V229L20 230V231H22V232H20V231L17 232V231H16L17 235H18L19 232H20V233H25L24 235L21 234V235H23V236H21V235L19 234V237L21 236V237L23 238V239L20 238L21 240L17 239L18 241H20V243L17 242V240H16V242H15V239H13V240H14L13 242L11 241V243H13V244H14V242H15V244H14V245L11 244V246L13 245V247H14V246L16 245L17 250L15 249L16 247H15V248L11 247V246L9 245L10 243H9L8 245L10 246L11 250H10L9 246H6L7 244H5V246H3L4 243H7L6 241H9V240H10L9 237H11V239H12L13 237L15 238V236H16V235H12V231H13L14 229H16V228L13 227V222L15 221V219H14L15 216H14V218H13V216H12L13 214H12L11 217H9L10 215H8V214H9L8 211H11V208H9V210H6V209H7L10 205L16 203L18 199H17L16 197H15V199L12 198V199H14L16 202H14V200H12L14 203L11 204L12 201L10 200V201H11V202L9 201V202H10V205H9V202H8L7 200H5L6 202H5V201H4V202H5V203L8 202L7 205H9L8 207L4 205V206L6 207L5 210H4V207H3V205H2L3 199L6 197V194H5V193L8 192V193L10 194V192H9L10 187L14 184L13 181H10V182H13V183H10V182L8 181V178H9V180H12V177L15 176V179L17 178V179L20 180V178H18V176L16 177V174H14V172H17V171H15V170L12 171L13 173L11 172V174H9V176H8V173L10 172L9 169L11 168V166H10L9 169H8L7 164H6L7 161L5 162L3 158H4L5 156L9 155V154H7V155L5 154L4 157H0V158L3 159V160L0 159V166L2 165L1 167H2L3 169H2V168H0V169H2V173H3V175L5 176V178L7 179V181L10 183V186H9L8 182L6 181V183H7L8 186H9V189H8V191L3 192V193L5 194V197H4V198H2V197L4 196V194H2V195H3L2 197H0V198H2V202H1V204H0V205H1V206H0V209H1V207H2L4 211L1 209V210H2L1 212H2V213L4 212V214H5V213H8V214H6V215L8 216V219L6 218V217H7L6 215H5V216H6L5 218H6L7 220H9V221H8V223H7V221L4 222L5 225H6V223H7V224L9 225V227H10L11 225H12V226H11L10 228L8 227L9 230L6 229V228H4V229H6L8 232H7V231H3L4 229H2V227H1V231H2L1 233L4 232V233H5L4 235H6L7 238H9V240L5 239L6 236H5V237H3L4 235L1 236V237H2L3 239H5V240H4V243L2 242L3 244L0 245L1 247L3 246V250H2L1 247H0V248H1V250H2L4 253H5V251L10 252V253H11V251H12V253L17 252V251L19 252L20 250H23V248L21 247L23 240H24L25 238L27 239V237H28L29 235H31V234H35V236H36V235H39L40 240H41V237H42L43 235H44V236H43L44 238L42 237L43 240H45L46 238L49 239V237H48L47 235L50 233V232H49L50 230H49L48 228H49V226L55 221V224H52V225H54V226L57 228V226H58V227H59V226L61 227V226L64 224V226L61 227V228H64V230H63L62 232H64L65 229H66V230L68 229V232L65 231V234L68 235V236H66L65 234H63L62 232L59 231V230L61 229L60 227L58 228L59 230L57 229L58 232H59V234H60V235H59V234L57 233V230H56V229L53 230V227H54V226L51 225L52 227H51V226H50V227L52 228V230H51V231H52V232H51L52 234H51V233H50V234H51V235L56 234L57 236H60V237H55L56 235H54V236H53V240H55L54 238H56L55 242H53L52 238H50L51 241H52V243H51V241H50V245H49V242L46 243V244H48L47 246H46V245L44 246L45 241H48L47 239H46L44 242H42V243H44L43 245H41V246H42V249L45 250L44 253H46V251H47V249H44V247H47V248H48V252H50V253L52 252V253L54 254V255H53V257H54L56 253L59 254V255L62 254V252H60V249H59L61 246L64 245V246L62 247V248H64V249H61V250H65V246L67 247L68 244L71 245V246H73L72 241L75 242V240L72 239V238L77 239L78 237H77V238L74 237L75 234H74V236H73V233H72V232H75V229L77 230L78 228H81V229H78L77 232L80 231V232H82V234H81L80 232H79V233L76 232V235H77V236L82 235L81 238H84L85 240L79 238L80 241H81V242H82V241L85 242V244L88 243V245H89V248H88L89 250H88V251H91V252L93 251L92 253H91V252H87V251H86L87 249H85V251H84V248H83V247H80L81 249L83 248L82 250L79 249V250H81V253H83V254H82L81 256H79V254L77 253V254H78V256H77V255H76V251L79 252V250H76L75 253L73 252V251L76 249V246H75L74 250H73V248L71 249V251L73 250L72 252H70V246H68L69 248L67 247L66 254H67V251H69L70 254H71V253H74V254H71V255H73V256H71L69 253L67 254V257H68V255H69V257L67 258V260H71L70 262H71L72 264H74L73 261L75 260V259H74L75 257H76V259H77V257H78L79 259L82 257L80 260H83L84 258L87 259V257H85V256H87V255H85V254H87V253H88V258H89V259H87V260L84 259L85 261H81V262H82L81 264H85V262H86V264H96L97 262H98L97 264H100V263H101V264H122V260H124V262H125V263H123V264H135V263L137 264V262H138L137 260H139L138 264H139V263H140V264H168L169 262H170L169 264H172V262H173V264H178V263H179V264H208V263H209L210 261H212V260H213L214 263H217V264H219V263L222 264V262H223V261L225 262V260H226V262H227V261L229 262L230 260H232L233 262L230 261V264H233V263H235L234 261H236V260L238 259L237 257L241 258V256H242L244 253H245V254H244L245 256L243 255L244 257L249 256V255H252V254L254 253V254H253V258H256V257H258V256H256V257H254V256H255L257 253L260 252V249H261V251H262V248H259V247L264 246V226H263V225H264V220H263V219H264V213L262 212L263 209L261 210V209H260L261 207L259 208V206H262V204L264 205V203L262 202V204H260V203L258 204V202H257V201H258L257 198L259 199V193H258V191H261V189H264V188H263L264 186L261 188V187H259V186H262V185H259V186L256 187V188H257V189H256V188H254V187H255L254 185L257 184V183H256V184L253 185L254 187L251 186V187H252V190H251V188H250L249 186L251 185L250 183H252L253 181L249 183V182H247L248 179H247V180H245V179H246V176L249 177V178H252L251 176H253L252 180L255 179V176L253 175V173H254V171H255L254 169H257V168L254 167V165H256V164L258 165V163L256 162L255 158H257L258 155H259V159H262V158H261V156H260V152H259V154H257L258 152L255 150L254 152H257V153L254 154L255 156H256V154H257V156L255 157V156L252 154V153H253L252 151H253L254 149H257V150H258V145H257V146L255 145V147H254V148L252 147V149L250 148L252 151H251V150H247V151H250V152H247L245 149H243L242 152H241V151H237V149L235 150V148H233V147H235V146H232V145H235L234 142H233L234 144L230 145V146H231V149H230V147H229V149H228V148L225 149L224 147H223V148H222V147H219V148L221 149V151H222L223 149H224V150H227V152L224 151L225 154L228 153V155L230 154V155H232V156H233L234 158H236V159L241 157L242 159H240V162H242V160H243V162L245 161V162H244V165H246V164L249 165V167L246 165L249 169L252 168V167H251V166H252L251 163L254 164V162H255V164L253 165L254 169L252 168V169H253V170H252L253 173H251V172H252V171H251V172H250L251 175L249 176V175L247 174V172H249L250 170H249V171L246 170V174H247V175L245 174V175H246V176H245V175L242 173V172H243L242 170H241L242 172H241L240 170H238V169L241 168V166H240V167L238 166V165L240 164V162L238 161V159L236 160V159H234V158L231 156V157L233 158L232 161L235 160L236 162L239 163V164L236 163V164H238L237 166L239 167V168L236 167V169H237L239 172H241V173L243 174V176H242L243 179H242V177L240 178V176L238 177V175H236V172H235L236 169H235L234 167H232V166H233L232 164H234V163H231V162H230L231 164H229L230 166H228V167H232V169H233V168L235 169V170H234V169H233V170L231 169V170L235 172L234 174L236 175V177H237L238 179H242V180L246 181V183H249V184H250V185L248 186V184H244V182L242 181V183L244 184V186H243L244 188L241 186V187H240L241 189H239V190L237 191V193H236V189H237V188L235 189V187H237V185L234 186V183L237 181V178H236L235 182H233L234 179H235V177H233L234 174H233V175L231 174L232 176H231V175H230V176H229V175L227 176V172H229V171L232 172V171H231V170H229V171L226 170V169H230V168H226V167L224 166V165H226V164L229 163V161H230L229 159H231V158H229L230 156L228 157V156L226 155L225 157H228V158H226L225 160L228 159L229 161L227 160L228 163H226V162L223 163V162H221V161L224 160V159H223L224 156L222 157V155H221L220 153H222V154H224V153H223V152L218 153V154H220V155H218V156H221V157H222V158L219 157V158H221V159H220V164H219V166L223 164V166H224L225 168H222V169L219 168L220 170L217 169V168L214 169V165H213V162H214V161L211 160V161H212V162H211L212 164H210V162H209V164H210L211 166H213V170H214V171H212L211 168H210V170H208L209 167H210V165H209L208 163H206L207 161H205V160L208 158L207 155H209V154H211V155H210V157L208 158V161H209V159H213V157H212V152H214V151L216 150V148H217V146H216V148H214L215 145H218V144H215V145L213 146V145H212ZM258 143H255V144H258ZM9 144H10V146H11L13 143L9 142ZM9 144H7V145H8V146H7L8 148H9ZM20 144H21V143H20ZM31 144H32V142H31ZM50 144H52V143H50ZM63 144H62V145H63ZM67 144H66V145H67ZM77 144H78V143H77ZM77 144H76V145H77ZM81 144H80V145H81ZM87 144H88V145H87ZM110 144H111V143H110ZM120 144H121V145H120ZM142 144H144V147H143ZM148 144H149V145H148ZM150 144H151V145H150ZM173 144L178 145V146H175V147H174ZM199 144H200V142H199ZM222 144H223V145H222ZM18 145H19V144H18ZM18 145H13V146H11V147H13V150H14V146L17 147ZM62 145H61V146H62ZM71 145H70V146H71ZM78 145H79V144H78ZM80 145H79V146H80ZM83 145H84V143L81 145V147H82ZM112 145H114V144H112ZM112 145H110V146H112ZM130 145H132V146L128 148V146H130ZM134 145H135V144H134ZM159 145H161V144H159ZM220 145H219V146H220ZM243 145H244V146H243ZM21 146H22L24 149H23V148H20ZM24 146H25V144H24ZM24 146H23V145H20V146H18L17 149L15 148V149H16V153L18 152V155H20V153H21V155H20L21 157L19 156L20 158H22V157L24 158L25 153L28 151V148H27V147L30 148V146H27V145H26L27 147H24ZM31 146H32V145H31ZM33 146H34V145H33ZM38 146H37V147H38ZM49 146H50V145H49ZM49 146H48V147H49ZM68 146H69V145H67V147H68ZM79 146H77L78 148H77L76 146H75V147H76L79 151L81 150V152H86V151H84V149L87 148L86 150H87V151H90L92 154H94L95 157H96V155H97L96 152H101V151H98V150L94 151V148H92V147H91V148H92L93 150H91V148H89V146H88V147H84V146H83L82 149H81V147H79ZM110 146L108 147V150H109ZM145 146L147 147V148H146V151L149 150V149H148V146H151V147L154 148V149H151V148H150L151 150H150L149 152H147V153L144 152L145 154H144V155H141L140 152H141L142 150H145V149H144ZM153 146H155V145H153ZM156 146H157V145H156ZM162 146H163V145H162ZM162 146H161V147H162ZM37 147H35L34 149H36ZM50 147H51V146H50ZM59 147H60V146H59ZM62 147H63V146H62ZM62 147H60V149H61ZM67 147H66V149H67ZM140 147H141V148L143 147V149H140ZM161 147H160V148H161ZM164 147H162V149H164ZM177 147H178V149H176ZM185 147H186V148H185ZM19 148H20V149H19ZM32 148H33V147H32ZM39 148H37V149H39ZM70 148H71V147H69V150H68L69 152H71L70 150L73 149V147H72L71 149H70ZM76 148H74V150H75ZM189 148H190V149H189ZM194 148H196V149H194ZM3 149H4V148H3ZM10 149H11V148H10ZM10 149H9V150H10ZM21 149H23V151H22ZM34 149H32V150H34ZM37 149H36V150H37ZM47 149H48V148H47ZM62 149L64 150V149H65V146H64V148H62ZM62 149H61V151H59V152H60V153H61V152H65V153H66L67 150L62 151ZM232 149H233V150H232ZM240 149H239V150H240ZM262 149H264V148H262ZM5 150L7 151V148H6ZM9 150H8V152L4 151V152H3V155H4L5 152H6V153H10V152H11V153H12L11 155H13V153H14L15 150H14L13 152H12V150H10V151H9ZM18 150H19L20 152H19ZM25 150H26V152H25ZM36 150H35V151H36ZM42 150H44V149H42ZM74 150H72V151H74ZM78 150H77V151H78ZM127 150H128V151H127ZM175 150H177V152H175ZM228 150H229V151H228ZM231 150H232V152H230ZM37 151H38V150H37ZM37 151H36L35 153H34L33 151H32V152H33V154L36 155ZM79 151H78V152H79ZM93 151H94V153H93ZM124 151H125V152H124ZM171 151H172V152H171ZM191 151H192V153H191ZM233 151H235V152H234V153H235V156L237 155L236 153L238 152L240 155L242 154L243 157L240 156L239 154H238L237 157H235ZM236 151H237V152H236ZM243 151H246V154H245ZM259 151H260V149H259ZM262 151H263V152H261V153H264V150H262ZM54 152H55V151H54ZM69 152H67V156H68V153H69ZM78 152L74 151V153H75L76 155H78V157H79V154H80L81 152H79V154H77ZM90 152H89V154H91ZM127 152H128V153H127ZM130 152H131V151H130ZM134 152H135V153H134ZM161 152H162V153H161ZM180 152H181V153H180ZM205 152H203V153H205ZM216 152H219L218 149L216 150ZM216 152H214L213 155H214V158L217 159V158H218L217 155H216V157H215V154H217ZM251 152H252V153H251ZM30 153H31V150L29 151L28 154L26 153L25 158H26V156H27V158H28V157H29V158H32V157L34 158L35 155L32 156V154H30ZM57 153H58V152H57ZM60 153H59V154H60ZM74 153L72 152L71 154H74ZM86 153H87V152H86ZM86 153H85V156H84V153H83V154L81 153V155L84 156V157H82V159H81V157L78 158V159H81L83 163L86 161V159H88V157H86V155H89V154H86ZM133 153H134V154H133ZM142 153H143V152H142ZM155 153H156V157H154L155 160H154L153 157H151V158H153L152 160H154V161L158 160V159H157V152L155 151ZM155 153H154V154H155ZM175 153H176V154L178 153L177 156L175 155ZM179 153H180V154H179ZM207 153H208V154H207ZM231 153H233V154H231ZM247 153H250V155L252 154V155L254 156V160H255V161L252 159L253 156L251 155L252 157L250 158V155L248 154V156H247ZM29 154H30L31 156H29ZM53 154H54V153H53ZM55 154H56V152H55ZM55 154H54V155H55ZM62 154H63V153H62ZM71 154H69V157H70V156L72 157ZM126 154H127V155H126ZM139 154H138V155H139ZM162 154H163V155L165 154V155L163 156ZM171 154H173L174 156L171 155ZM193 154L196 155V159H195V156H194V157H191V155H190V157H191V158H194L195 161H196L198 155L195 154V153H193ZM193 154H192V156H193ZM225 154H224V155H225ZM3 155H2V156H3ZM22 155H23V156H22ZM56 155L58 156V154H56ZM56 155H55V156H56ZM65 155H66V154H65ZM76 155H75V156H76ZM81 155H80V156H81ZM135 155H137V154H135ZM169 155H171V156H169ZM185 155H186V157H187V153H186V154H183L184 157H185ZM261 155H263V154H261ZM9 156H10V155H9ZM9 156H8V157H5V160H9V159H6V158H9ZM14 156H15V153H14ZM52 156H53V155H52ZM57 156H56V158H57ZM62 156H64V155H62ZM67 156H64V157H66V159H67ZM123 156H124V155H123ZM151 156H152V153H151ZM165 156H168V158H165ZM183 156H182V157H183ZM206 156H207V157H206ZM239 156H240V157H239ZM245 156H246V157H245ZM15 157H18V156H15ZM19 157H18V158H19ZM53 157H54V156H53ZM53 157H52L51 159H53ZM59 157H61V154L59 155ZM69 157H68V158H69ZM101 157H102V155H101ZM118 157H119V156H118ZM136 157H138V156H135L134 158H136ZM171 157H172V158H171ZM184 157H183V158H184ZM202 157H203V158H202ZM211 157H212V158H211ZM225 157H224V158H225ZM248 157H249V159H251V161L253 160V162H251V161L248 159ZM20 158H19V162H20ZM23 158H22V159H23ZM33 158H32V159H33ZM56 158L54 157V160H55ZM84 158H86V159H84ZM92 158H94V159H92ZM99 158H100V159H99ZM116 158H117V157H115V159H116ZM183 158H182V160H180V161H183ZM188 158H189V157H188ZM204 158H205V159H204ZM243 158H246V159H248V160H246V159L244 160ZM10 159H11V157H10ZM12 159H16V158H13V156H12ZM59 159H60V158H59ZM59 159H56L57 162L59 161L60 163L63 164V162H61ZM62 159L66 161V159H64L63 157H62ZM62 159H61V160H62ZM74 159H75V157H73V158H69V159H67V160L70 162V160L73 161ZM78 159H77V156H76V160H78ZM83 159H84L85 161H83ZM90 159H89V162H90ZM113 159H112V160H113ZM115 159H114V161H115ZM117 159H118V158H117ZM138 159H139V158H137V161H139ZM165 159H166V160H165ZM170 159H171V160H170ZM172 159H173V160H172ZM199 159H198V160H199ZM203 159H204V160H203ZM222 159H223V160H222ZM259 159H258V162L261 161V163H260V164H261V167H258V169L260 168V169H259V172L256 173V171H255V173H256V174L259 173V175H260L261 173H263L262 171H264V170H261V168L264 169V164H263V163H264V155H263V159H262V160L259 161ZM1 160H2V161H1ZM23 160H25V159H23ZM56 160H55V161H56ZM81 160H80V161H81ZM152 160H151V162H152ZM186 160H187V158H186ZM188 160H189V161H188ZM188 160H187L186 162H188L189 165H190V162H191V161H194L193 159H190V158H189ZM190 160H191V161H190ZM198 160H197V163L199 162ZM214 160H215V159H214ZM9 161H11V160H9ZM9 161H8V164L10 163ZM26 161H29V159L26 160ZM26 161H23V165H24V163H28V162H26ZM65 161H64V162H65ZM80 161H77V162L75 161L76 164H79L78 166L81 165V164H80ZM87 161H88V160H87ZM87 161H86V162H87ZM134 161H135V159L133 160V162H134ZM172 161H173V162L175 161V162H174L175 164H173ZM216 161H217V160H216ZM218 161H219V160H218ZM218 161H217V162H218ZM235 161H234V162H235ZM249 161H250V162H249ZM262 161H263V163H262ZM16 162H17V159H16ZM53 162H54V161L52 160V164H54ZM57 162H55L56 165L59 164V168L61 169V168L63 167V170H64V167H66V166H62V167H60L62 164L60 165V163H57ZM69 162H68V164L70 165L72 162H71V163H69ZM78 162H79V163H78ZM82 162H81V163H82ZM89 162H88V163H89ZM112 162H113V161H112ZM112 162H111V164H113ZM126 162H127V163H126ZM133 162H132V163H133ZM145 162H146V161H145ZM147 162H149V161L147 160ZM200 162H201V161H200ZM217 162H216V163L214 162V164H217ZM17 163H18V162H17ZM20 163H22V162H20ZM73 163H74V161H73ZM83 163H82V164H83ZM93 163H91V164H93ZM116 163L118 164V162H116ZM116 163L114 162V165H113V166H115ZM149 163H150V162H149ZM149 163H145V164H147V165H146V167H143V168H144V169H147V167L149 166ZM205 163L207 164L208 167H206ZM225 163H226V164H225ZM248 163H249V164H248ZM64 164H65V163H64ZM64 164H63V165H64ZM66 164H67V163H66ZM94 164H93V165H94ZM150 164H151V163H150ZM156 164H159V163L154 162V164H153V162H152L151 165H154V167H155ZM184 164H185V163H184ZM195 164H196V163H195ZM242 164H243V163H242ZM242 164H240V165H242ZM260 164H259V165H260ZM50 165H51V164H50ZM84 165L86 166L87 164H83V165H81V166H84ZM95 165H96V164H95ZM101 165H102V164H101ZM118 165H120V163H119ZM162 165H159L158 167L160 168V166H162ZM168 165H169V164H168ZM182 165H183V164H182ZM200 165H201V163H198V165H197L198 168L200 167ZM244 165H242V166L245 167ZM250 165H251V166H250ZM259 165H258V166H259ZM262 165H263V167H262ZM3 166H4V167H3ZM8 166H9V165H8ZM19 166H20V164H19ZM51 166H52V165H51ZM67 166H68V165H67ZM70 166H73V165H70ZM78 166H77V167H78ZM91 166H92V165L89 164V167H90V168H91ZM156 166H157V165H156ZM171 166H170V169H171ZM186 166H187V164H186ZM219 166H218V167H219ZM223 166H221V167H223ZM235 166H236V165H235ZM56 167H57V166H55V164H54V166H52V168H56ZM89 167L86 166L87 169H88ZM118 167H119V166H115L114 168L118 169ZM121 167H122V168H121ZM130 167H131V166H130ZM154 167L152 166V168H154ZM166 167H168V166H166ZM174 167H176V166H174ZM215 167H216V166H215ZM243 167H242V169H245V168H246V167H245V168H243ZM5 168H7V169H5ZM57 168H58V167H57ZM67 168H68V167H67ZM78 168H79V167H78ZM90 168H89V169H90ZM105 168H106V170H105ZM159 168H158V169H153V170H154L155 172H157L156 170H159V171L161 172L162 167L160 168L161 170H160ZM185 168H187V167H185ZM185 168H184V171H183V172H186V171H185ZM198 168H197V172H198ZM65 169H66V168H65ZM69 169H70V170H69V172H70V171H71V168H69ZM72 169H73V168H72ZM87 169L84 168V170H83L84 173H85V171H88ZM102 169H104V170H102ZM124 169H123V171H124ZM246 169H247V168H246ZM258 169H257V171H258ZM6 170L8 171V173H7ZM11 170H13V169L11 168ZM19 170H20V169H19ZM81 170H82V168H81ZM91 170H92V169H91ZM113 170H114V169H113ZM151 170H152V169H151ZM163 170H164V168H163ZM171 170H172V169H171ZM223 170H224V173L226 174V176L223 174V172H222ZM260 170H261V172H260ZM60 171H62V169H61ZM65 171H66V170H65ZM72 171H75V170H72ZM101 171H100V174H99V175H102ZM106 171H108V172H106ZM128 171H130V170H128ZM128 171H127V170L124 171V172H126V173L123 172V173L125 174L124 177H126V174L128 173ZM133 171H134V170H133ZM146 171H147V170H146ZM154 171H153V173H154ZM219 171H220V172H219ZM226 171H227V172H226ZM4 172L7 174L8 178L6 177V174H4ZM162 172H163V171H162ZM214 172H215V173H214ZM230 172H229V173H230ZM239 172H237V174H239ZM244 172H245V170H244ZM17 173H19V172H17ZM67 173H68V171H67ZM75 173H76V172H75ZM142 173H143V172H142ZM142 173H141V174H142ZM144 173H146V172H144ZM147 173H146V174H147ZM180 173H181V172H180ZM216 173H217V174H216ZM219 173H220V174H219ZM221 173H222V174H221ZM229 173H228V174H229ZM255 173H254V174H255ZM0 174H1V173H0ZM12 174H14V175H12ZM19 174H20V173H19ZM19 174H18V175H19ZM68 174H69V173H68ZM71 174H72V172H71L69 175L71 176ZM119 174H121V173H119ZM155 174H156V173H155ZM157 174H158V173H157ZM187 174H188V173H186L185 175L187 176ZM189 174L191 175V173H189ZM204 174H205V175H204ZM11 175H12V176H11ZM48 175H49V174H47V177H49ZM72 175H75L74 172H73ZM77 175H78V173L75 175V177L73 176L72 178H75V180L79 179V177H78V178L76 177ZM99 175H98V176H99ZM129 175H130V173H129ZM129 175L127 174V177H128ZM159 175H160V174H159ZM161 175H162V174H161ZM239 175H240V174H239ZM4 176H1V175H0V179H2V177L4 178ZM10 176H11V177H10ZM88 176H89V175H88ZM104 176H105V175H104ZM205 176H206V179L209 180L210 182H207L206 179H205L206 182H205V181L201 182V180H204L203 177H205ZM224 176L227 177V179H231V182L229 181L230 183L233 182L232 185L234 186L233 188L235 189V190H234L235 193H234V192H230L232 189H231V190L229 189L230 191H228V188H229V187L231 188V186H232L231 184H230L231 186H230V185H229V187L227 186V187H228L227 190L225 189L224 185H222V184H225V183L227 184V182H228L227 179H226L227 182H225V183L223 182V179H224V181H225V177H224ZM244 176H245V179H244ZM257 176H258V175H257ZM257 176H256V177H257ZM261 176H262V175H261ZM261 176H259V178H260ZM19 177H20V175H19ZM50 177H51V175H50ZM50 177H49V178H50ZM127 177H126V178H127ZM148 177H149V178H148ZM151 177L154 179V180H153L154 182L151 181V179H152ZM45 178H46V176H45ZM72 178H70V179H72ZM76 178H77V179H76ZM91 178H92V177H91ZM96 178H97V176H96ZM99 178H100V176H99ZM138 178H139V177H138ZM141 178H142V179H141ZM146 178H147V181H146V182H143V180L145 181ZM155 178H156V177H155ZM219 178H222V182H221V184H220V179H219ZM257 178H258V177H257ZM6 179H4V180H6ZM13 179H14V178H13ZM47 179H48V178H47ZM47 179H46V181H47ZM51 179H52V178H51ZM94 179H95V178H94ZM118 179H119V180H118ZM124 179H125V178H124ZM185 179H184V180H185ZM198 179H199V180L201 179V180L198 182ZM217 179H218V181H217ZM232 179H233V180H232ZM48 180H49V179H48ZM73 180H74V179H73ZM75 180H74V181H75ZM87 180H88V179H87ZM89 180H90V179H89ZM98 180H100V179H98ZM148 180L151 181V182L149 181L150 184L148 183ZM181 180H182V178H181ZM192 180H193V181H192ZM250 180H251V179H250ZM1 181H2V184L0 183L1 186H3V182H4V186H5V181H3V179H2ZM14 181H15V180H14ZM50 181H51V180H50ZM78 181H79V180H78ZM78 181H77V182H78ZM80 181H81V180H80ZM80 181H79V182H80ZM94 181H97V179L94 180ZM100 181H102V182L105 181V180L103 181V176H102V180H100ZM117 181H119V182H117ZM122 181H123V179H122ZM124 181H125V180H124ZM130 181H131V180H130ZM194 181H195V183H194ZM216 181H217V182H216ZM240 181H241V180H240ZM240 181H239V182L237 181L236 183L239 184ZM262 181H263V184H264V180H263V179H262ZM16 182H17V181H15V184H16ZM48 182H49V181H48ZM52 182H53V181H52ZM60 182H61V181H60ZM97 182H98V181H97ZM182 182L184 183V181H182ZM182 182H180V183H182ZM218 182H219V184H218ZM17 183H19V182H17ZM20 183H21V184H20ZM20 183H19V184L23 186L24 183H22L21 180H20ZM117 183H119V184H117ZM122 183H123V184H122ZM144 183H145L146 185H147V184H148V185L146 186ZM160 183H161V184H160ZM162 183H163V185H162ZM170 183H171V184H170ZM180 183H179V184H180ZM205 183H206V185H205ZM207 183H208V184H207ZM242 183H241V185H242ZM254 183H255V182H254ZM7 184H6V185H7ZM11 184H12V185H11ZM19 184H18V185H17V184L15 185L16 188L13 187V188H15V190L11 187L12 190H14L15 192H18V193H19V190H20V189L18 190V188H17V187L20 186ZM28 184H30V183L28 182ZM110 184H109V185H110ZM114 184H115V183H114ZM120 184H121V185H120ZM141 184H142V185H141ZM157 184H158V185L160 184L161 186L166 185V187H165V186H164V187H165V188L169 187L172 193H171V194L169 193V192H170L169 188H167V190H169V191H167V190L164 188L166 192H164L163 195H162L161 191L158 193L159 190H162V189H161L162 187L159 188L160 186L158 187ZM173 184H174V185H173ZM176 184H177V185H176ZM189 184H190V185H189ZM191 184H192V185H191ZM195 184H196V186H195ZM252 184H253V183H252ZM259 184H260V183H259ZM261 184H262V183H261ZM24 185H25V184H24ZM109 185H108V186H109ZM123 185H125V186H123ZM140 185H141L143 188L140 187ZM153 185H154V186H153ZM175 185H176V186H175ZM193 185H194V186H193ZM208 185H209V186H208ZM220 185L224 187V190H226V191H228V192H230V193H232V194L234 193V195H235V194H236V195H235V196H233V195L231 196V195H230V197H227V196H229V195L227 194L226 196H224L222 193H220V191H221V192L224 191V190L222 189L223 187L221 188ZM227 185H228V184H227ZM82 186H83V185H82ZM148 186H150L151 188H150V187L148 188ZM156 186H157V188L155 189ZM171 186H173V188H172ZM200 186H201V187L203 186V187L200 189ZM206 186H207L208 189L212 187V191H215V192H212L211 189H209V190H210V191H209V190L206 188ZM210 186H211V187H210ZM213 186H214V190H213ZM225 186H226V185H225ZM239 186H240V184L238 185V188H239ZM5 187H6V186H5ZM20 187H21V186H20ZM118 187H119V189H118ZM122 187L126 188L125 191L127 192V193H126L127 195H125V196H127V197H123V194H122V193H123L124 188H122ZM134 187H135V186H134ZM146 187H147V188H146ZM184 187H185V188H184ZM192 187H193V188H192ZM197 187H198V188H197ZM204 187H205V189H203ZM216 187H217V189H215ZM218 187H219V188H218ZM248 187H249V188H248ZM1 188H3V189H0V193H2L1 190H2V191H3V190L5 191L4 187H1ZM100 188H101V187H100ZM116 188H117L119 191H118ZM121 188H122V189H121ZM137 188H136V189H137ZM145 188H146V189H145ZM178 188H179V189H178ZM182 188L184 189V191H183ZM186 188H187V189H186ZM191 188H192V189H191ZM194 188H195V189H194ZM245 188H246V189H245ZM258 188H260V190H258ZM6 189H7V188H6ZM120 189H121V190H120ZM129 189H130V188H129ZM129 189H128V190H129ZM131 189H132V186H131ZM141 189H143L144 191L141 190ZM148 189H150V190H154V189H155L157 192H156V191H152V192H151L152 195H153V196H152V195H150L151 193H150V190L148 191ZM158 189H159V190H158ZM181 189H182V191H181ZM188 189H189L190 191H189ZM218 189H219V190H218ZM254 189H255V190H254ZM12 190H11V191H12ZM22 190H23V189H22ZM22 190H20V191L23 193ZM101 190H100V191H101ZM175 190H176V191H175ZM179 190H180V191H179ZM216 190H217V192H216ZM222 190H223V191H222ZM240 190H241V192H240ZM14 191H13V192H14ZM100 191H99V192H100ZM113 191H115V192H113ZM142 191H143V192H142ZM173 191H174V192H173ZM178 191L181 193V195H177V194H180ZM186 191H187V194H186ZM203 191H204V193H203ZM226 191H225V192H226ZM246 191H247V192H246ZM254 191H255V192H254ZM256 191H257V192H256ZM13 192H11V193H13ZM21 192H20V194H21ZM106 192H105V194H106ZM119 192H120V194H118ZM134 192H135V194H134ZM141 192H142V193H141ZM144 192H145V193H144ZM147 192L150 193V194L148 195ZM175 192H177V194H176ZM182 192H183V194H182ZM201 192H202V193H201ZM210 192H212V193H210ZM228 192H226V193H228ZM250 192H251V193H250ZM262 192H263V191H262ZM18 193H16V195H17ZM155 193H156V195H154ZM165 193H167V195H166ZM168 193H169V194H168ZM173 193H175L176 195L173 194ZM208 193H209V194H208ZM215 193H217V195H216L217 197L214 196ZM219 193L222 194L223 196L218 195ZM223 193H224V192H223ZM230 193H229V194H230ZM9 194L7 195L8 199L10 198V197H9V196H10ZM20 194H19V195H20ZM100 194H101V192H100ZM113 194H114V195H113ZM160 194H161V195H160ZM172 194H173V195H172ZM185 194H186V195H185ZM188 194H189V195H188ZM200 194H201V195H200ZM206 194H207V195H206ZM211 194H213V195H211ZM240 194H241L242 196H241ZM246 194H248L249 197H248V195L246 196ZM0 195H1V194H0ZM72 195L78 196V197H79L78 200H80L79 202H81L82 205L79 204V202L77 203V201H78L77 198H78V197L75 198V196H74L75 199H71V198L73 197ZM108 195H109V197H108ZM118 195H119V196H118ZM128 195H129V196H128ZM165 195L167 196V198H166V197H165V198L163 197V196H165ZM209 195H211V196H209ZM256 195H257V196H256ZM12 196H13V195H12ZM39 196H40V195H39ZM99 196H100V195H99ZM112 196H113V197H112ZM121 196H122V197H121ZM147 196H148V198H147ZM156 196H158V197H156ZM175 196H177L178 199H177V197H175ZM184 196H185V197H184ZM219 196H220V197H223V198H226L227 200H229L228 198H231V197H233V198L230 199L231 202L228 203V204L226 203L227 200L224 199V203L226 204V206H225L223 203L220 202V200H221L222 198H218ZM22 197H23V196H21V198H22ZM32 197H33V196H32ZM32 197H30V198H32ZM61 197H63V198H61ZM70 197H71V198H70ZM102 197L104 198V200L102 199ZM151 197H153V198H151ZM160 197H161V198L163 197L162 199H163L166 203H165L163 200H161ZM169 197H171V198L168 199ZM172 197L175 198V199H177V200L174 199V200H175V201H174V200L172 199ZM199 197H200V198H199ZM204 197H207V200H206V198H204ZM214 197H215V198H214ZM252 197H253V198H252ZM263 197H264V196H263ZM39 198H41V197H39ZM68 198H69V199H68ZM109 198H110V199H109ZM111 198H112V199H111ZM113 198H114V199H113ZM115 198H116L117 200H116ZM123 198H124V199H123ZM125 198H126V199H125ZM139 198H140V199H139ZM141 198H142V199H141ZM144 198H145L146 200H144ZM149 198H150V199H149ZM179 198H180L181 201L179 200ZM181 198H182V199H181ZM183 198H185V200H184ZM187 198H188V199H187ZM203 198H204V199H203ZM212 198H213L214 200H213ZM239 198H240V199H239ZM251 198L254 199V200H252ZM6 199H7V198H6ZM10 199H11V198H10ZM28 199H29V197H28ZM56 199H57V198H56ZM63 199H68V201H69V200H73V201H70V202H73V203L79 204V205H77L78 208H76V205L74 206V204H73V207H72V205H71V209H70V207H69L70 205L68 204V203H70V202H67V204H66V202H63V204H64V205H63V204H62V201H64ZM82 199H83V198H82ZM89 199H90V200H89ZM148 199H149V200H148ZM152 199H153V200H152ZM156 199H158V200H156ZM159 199H160V200H159ZM166 199H167V200H166ZM171 199H172V200H171ZM199 199L201 200V202H199V201H200ZM211 199H212V200H211ZM218 199H220V200H218ZM0 200H1V199H0ZM25 200H26V201H25ZM46 200H45V201H46ZM58 200H57V201H58ZM74 200H75L76 202H74ZM124 200H125V201H124ZM126 200H127V202H126ZM131 200H132V203H131L132 206L130 205V201H131ZM137 200H138L139 204H138ZM143 200H144V201H143ZM150 200L153 201V202H151ZM169 200H170V201H169ZM178 200H179V202H178ZM197 200H198V201H197ZM202 200H203V201L206 200V201H204L205 203H204ZM225 200H226V201H225ZM236 200H237V201H236ZM23 201H25V202H23ZM37 201H38V202H37ZM40 201H42L43 203L40 202ZM54 201H55V200H54ZM83 201H84V202L86 201V202H88V203H86V202L84 203ZM101 201H103L104 203L101 202ZM105 201H106V202H105ZM116 201H117V202H116ZM133 201H134V202L136 201V204H137V206H139V207H137L136 204H135ZM140 201H141V202L143 201V203L146 202V204L144 203V206L141 207V205H143V204L140 203ZM148 201H150V202H148ZM160 201H161V202H160ZM195 201H197L198 204H197V202L195 203ZM210 201L213 202V205H212V203H211L212 206L209 205V204H207V203H210ZM214 201H215V202H214ZM222 201H223V199H222ZM243 201H244V202H243ZM263 201H264V198H263ZM4 202H3V203H4ZM26 202H27L28 204H26ZM89 202H90V204H89ZM125 202H126V203H125ZM155 202H156V203H155ZM162 202H163V203H162ZM169 202H170V204H169ZM217 202H219V203H217ZM228 202H229V201H228ZM245 202H246V203H245ZM259 202H260V201H259ZM55 203H56V201L53 202L54 205H55ZM91 203H92V204H91ZM106 203H108V204H106ZM111 203H112V204H111ZM114 203H115V205H113ZM117 203H118V204H117ZM148 203H149V205H147ZM160 203H161V205H160ZM175 203H177V205H176ZM194 203H195V204H194ZM202 203H204V204H202ZM235 203H236V204H235ZM237 203H239V205H238ZM243 203H245V204L243 205ZM31 204H32V205H31ZM35 204H37V205H35ZM39 204H41V206H40ZM53 204H52V205H53ZM71 204H72V203H71ZM85 204H86V205H85ZM87 204H88V205H87ZM126 204L129 205V206L127 207ZM133 204H134V205H133ZM140 204H141V205H140ZM162 204H163V205H165V204L167 205V204H168V205H167V206H163ZM171 204H173V206H172ZM199 204H200V205H199ZM229 204H230V205H229ZM231 204L234 205V206H232ZM249 204H250V205H249ZM256 204H257V205H256ZM58 205H56V206H58ZM65 205H66V206H65ZM67 205H69V206H67ZM80 205H81V206H80ZM90 205H91V208H92V209L90 208ZM110 205H111V207H110ZM125 205H126V207H124ZM145 205H146V209H143V210H142L143 207L145 208ZM150 205H151V209H150ZM158 205H160V206H158ZM197 205H198V206H197ZM208 205H209V206H208ZM221 205H223V208H221V207H222ZM254 205H255L256 207H255ZM79 206H80V207H79ZM98 206H99V207H103V208H100V209H99ZM133 206H134V207H133ZM148 206H149V208H148ZM152 206H153V207H152ZM156 206H157V208L159 207V209H157ZM161 206L164 207V208H162ZM168 206H170V207H168ZM192 206H193V207L195 206V207L193 208ZM203 206H204V207L208 206V208H207V207L204 208ZM236 206H237L238 208H237ZM12 207L15 208V206H12ZM66 207L69 208V210H68ZM88 207H89V209L92 210V211L87 210ZM95 207H96V209H95ZM97 207H98V209H97ZM106 207H107V208L110 207V208H108V210L110 209L109 211H112L111 214H112L113 212H114L115 214L111 215L110 212L107 210ZM160 207H161V208H160ZM201 207H202L203 209H202ZM211 207H212V208H211ZM225 207H226V208H225ZM227 207H228V208H227ZM257 207H258V208H257ZM262 207H264V206H262ZM62 208H63V210H62ZM65 208H66L67 210H66ZM72 208H73V209H72ZM74 208H75V209H74ZM83 208H84V209H83ZM85 208H87V209H85ZM105 208H106V209H105ZM115 208H116V210H115ZM123 208H124V209H123ZM125 208H126V210H125ZM130 208H131V209H130ZM134 208H135V209H134ZM136 208L138 209V211H137ZM147 208H148V209H147ZM167 208H168V209H167ZM190 208H191V210H190ZM192 208H193V209H192ZM224 208H225V209H224ZM242 208H243V209H242ZM55 209H56V210H55ZM93 209H95V210H93ZM128 209H129V210H128ZM152 209H155L156 211H155V210L153 211ZM160 209L163 210V211H161ZM170 209H171V210H170ZM204 209H205V210H204ZM208 209L211 211V213L209 212ZM217 209H220V210H217ZM223 209H224V210H223ZM233 209H234L235 211H233ZM255 209H256L258 212H257ZM36 210H34V211H36ZM54 210H55V211H54ZM71 210H72V213L70 212ZM73 210H75V211L73 212ZM85 210L88 211V213H87ZM98 210H99V211H100V210H103L104 213H103L102 211H100V213H99L100 215H99V214H98V212H99ZM130 210H131V211H130ZM135 210H136L137 212H136ZM144 210H145V213H146L147 211H148V212L145 214V213H143ZM146 210H147V211H146ZM166 210H168V211H166ZM193 210H195V211H194L195 213L193 212ZM206 210H208V211H206ZM227 210H228V211H227ZM240 210H241L242 212H241ZM243 210H244L245 212H244ZM12 211H13V210H12ZM30 211H31V212H30ZM34 211H33V213H34ZM41 211H42V210H41ZM67 211H69L71 214H67ZM76 211H77L78 214H81V215H78V214L76 213ZM81 211H82V212H81ZM83 211H84V213H83ZM89 211H90V212H89ZM96 211H97V212H96ZM107 211H108L109 213H106ZM115 211H116V212H115ZM128 211H129L130 213H129ZM134 211H135V212H134ZM150 211H151L152 213H151ZM164 211H166V212H164ZM187 211H188V212H187ZM191 211H192V213H191ZM204 211H206L207 213L204 212ZM214 211H215L216 213H214ZM226 211H227L228 213H227ZM231 211H232V212H231ZM255 211H256V212H255ZM13 212H14V211H13ZM53 212H56V213L54 214ZM58 212H59V213H58ZM65 212H66V213H65ZM69 212H68V213H69ZM79 212H81V213H79ZM85 212H86V213H85ZM101 212H102V213H101ZM133 212H134V213H133ZM155 212H156V213H157V212H158V213L160 212L161 214H162L163 212H164V213L161 215L160 213H159V214H158V213L156 214ZM167 212H169V213H167ZM217 212L220 213V214H218ZM240 212H241V213H240ZM247 212H248V213H247ZM261 212H262V213H261ZM2 213H1V214H2ZM33 213H32V214H33ZM35 213H34V214H35ZM57 213H58V214H57ZM64 213H65V214H64ZM75 213H76V214H75ZM89 213H91V214H89ZM94 213H95V215H93ZM105 213H106V214H105ZM116 213H117V214H116ZM127 213H129V214H127ZM131 213H133V214H131ZM135 213H136V214H135ZM137 213H138V214H137ZM141 213H142V214H141ZM150 213H151V214H150ZM154 213H155L156 215H159V216H157V217H156V215H155V217L152 216V215H154ZM185 213H186V214H185ZM202 213H203V214H202ZM209 213L211 214V218H210V214H209ZM225 213H226V214H225ZM236 213H237V214H236ZM260 213H261V214H260ZM10 214H11V212H10ZM18 214H19V213H18ZM21 214H22V213H21ZM36 214H35V215H36ZM51 214H53V215H51ZM56 214H57V215H56ZM60 214H61V215H60ZM66 214H67V215H66ZM82 214H83L84 216H83V217H80V216H82ZM107 214H108V215H107ZM149 214H150V215H149ZM206 214H207V215H206ZM212 214H213V215H212ZM223 214H224V215H223ZM239 214H241V215H239ZM259 214H260V216H259ZM262 214H263V215H262ZM35 215H34V216H35ZM48 215H49V216H48ZM55 215H56V216H55ZM68 215H70V216H68ZM72 215H73L74 217H73ZM91 215H92V216H91ZM97 215H99V217H97L98 220L96 219V216H97ZM101 215H102V218H103V219H104L103 216L107 215V217L105 216V218H106L107 220H110V219H111V220H110L109 222H107V220L104 219V220L106 221V222H105L104 220L100 219V216H101ZM114 215H117V219L115 218L116 216H114ZM180 215H181V216H180ZM200 215H201L202 218H200ZM202 215H204V216H202ZM220 215H221V216H220ZM229 215H230V216H229ZM0 216H1V215H0ZM31 216H32V215H31ZM52 216H53L54 219L52 218ZM63 216H64V217H63ZM67 216L69 217V218H68L69 220H70L71 217H72V219H71L70 221L72 222V220H73L74 223H73V222H72V223L75 224V225L71 224V222H69V220H66V219H67ZM78 216H79L80 218H82V219H80ZM85 216H86L87 218H89V219H87ZM93 216H94V217H93ZM109 216H110V217H109ZM121 216H122V217H121ZM148 216H150V217H148ZM151 216H152V217H151ZM212 216H213V217H212ZM224 216H225V217H224ZM233 216H234V217H233ZM240 216H241V217H240ZM3 217H4V215L2 216V218H1V217H0V218L3 219ZM48 217H49V218H48ZM50 217H51V218H50ZM55 217H56V218H55ZM57 217H58V218H57ZM60 217H61V218H60ZM65 217H66V218H65ZM84 217H85V218H84ZM91 217H92L94 220L91 219ZM108 217H109V218H108ZM180 217H181V218H180ZM206 217H207V218H206ZM227 217H228V218H227ZM235 217H236V218H235ZM9 218H10L11 220H13V222H12ZM46 218H47V221H48V222L50 221L49 223L46 222V220H44V219H46ZM59 218H60V220H59ZM62 218H64V220H62ZM112 218H113V219H112ZM146 218H147V219H146ZM149 218H150V219H149ZM151 218H152V219H151ZM155 218H156V219L159 218L160 221H159V220L157 221ZM178 218H179V219H178ZM203 218H205V219H203ZM220 218H221V219H220ZM246 218H247V219H246ZM259 218H260V219H259ZM6 219H4L3 221H5ZM19 219H20V220H19ZM34 219H36V216L34 217ZM76 219H77V222H76ZM84 219H86L85 222H84ZM119 219H120V220H119ZM126 219H127V220H126ZM199 219H201L202 221L199 220ZM209 219H210V220H209ZM27 220H29V221H27ZM57 220H58V221H57ZM78 220H79V221L82 220V221L79 222ZM87 220H88V221H87ZM114 220H115V221H114ZM118 220H119L120 222H119ZM121 220H122V221H121ZM148 220H150V221H148ZM154 220H155V221H154ZM207 220H208L209 223H206ZM16 221H15V222H16ZM32 221H33V223H32ZM43 221H44V222H43ZM63 221H64V222H63ZM66 221H67V222H66ZM91 221H92V222H91ZM98 221H100V222L103 221V223H100V222H99V225H98ZM112 221H114V223H115L116 225H115L114 223L111 224ZM151 221H152V222H151ZM199 221H201V222H199ZM224 221H225V222H224ZM25 222H26V223H25ZM30 222H31L32 224H30ZM34 222H36V223H38V224H34ZM40 222H41V224H40ZM51 222H52V223H51ZM59 222H60V223H59ZM61 222H62V225H61ZM75 222H76V223H75ZM81 222H82V224H79V223H81ZM83 222H84L85 224H84ZM89 222L92 223L93 225H92V226H89V225H88V224H90ZM95 222L97 223V226H96V223H95ZM116 222H117V223H116ZM141 222H142V223H141ZM145 222H146V223H145ZM149 222H150V223H149ZM153 222H154L155 224H153ZM156 222H157L158 224H156ZM1 223H2V221H1ZM1 223H0V226H1V225H4V223H2V224H1ZM42 223H43V224L45 223V224L43 225ZM66 223H67V224H66ZM68 223H69L70 225H72V226H68V225H69ZM105 223H106V224H105ZM107 223H108V224H107ZM199 223H200V224H199ZM204 223H205V224H204ZM262 223H263V225H261ZM21 224H22V226H21ZM27 224H28V227H29V228L27 227ZM46 224H47V225L49 224V225L47 226ZM59 224H60V225H59ZM65 224H66V225H65ZM86 224H87V225H86ZM138 224H139V225H138ZM140 224H141L142 226H141ZM147 224H148V225H147ZM174 224H175V225H174ZM194 224H195V225H194ZM8 225H6V226H8ZM36 225H38V226L36 227ZM40 225H42V226H40ZM82 225H83V226H82ZM102 225H103V226L106 225V228H103ZM109 225H110V226L112 225L114 228H112V227L110 228ZM120 225H122V226H120ZM133 225H134V226H133ZM150 225H151V226H150ZM154 225H155V227H154ZM14 226H15V223H14ZM45 226L48 227V228H46ZM65 226H67V228H66ZM73 226H74V228H73ZM80 226H81V227H80ZM88 226H89V227H88ZM95 226H96V227H95ZM100 226H101V227H100ZM107 226H109V227H107ZM118 226H120V228H119ZM139 226H140V229H139ZM145 226H146V227H145ZM161 226H162V227H161ZM164 226H165V227H164ZM194 226H195V227H194ZM4 227H5V226H4ZM30 227H31V229H30ZM43 227H44V228H43ZM55 227H54V228H55ZM70 227L73 228L74 231L70 232V230H71ZM75 227H76V228H75ZM86 227H87L88 229H89V228H90V229L92 228L93 231H92V230L90 231V229H89V230L86 229ZM94 227L96 228V230H95ZM98 227H99V228H98ZM104 227H105V226H104ZM116 227H118L119 229L116 230ZM123 227H124V228H123ZM135 227H136V228H135ZM137 227H138V228H137ZM150 227H151V229L153 228L152 230L154 231V234H153V231H152L151 229H149ZM163 227H164L165 229H164ZM11 228H14V229L11 231ZM33 228H34V229H33ZM35 228H37V229L40 228V229H38V233H37V229H35ZM42 228H43V229H42ZM84 228H85V230H87V231H85V232H88V233H86V234H88V235H86V236H87L86 238H85V234H84V233H85V232H84ZM101 228H103L102 230H104V231H102ZM109 228L111 229L112 232H113V231H116V232H117V235H118V234H119V235H118V236H117V235L115 236V235H113L111 232L109 233ZM121 228H122V229H121ZM130 228H131V229H130ZM133 228H134V229H133ZM147 228H148V230H147ZM157 228H158V229H157ZM209 228H210V229H209ZM19 229H20V228L17 227V230H19ZM46 229H48V231H47ZM105 229H106V230H105ZM114 229H115V230H114ZM167 229H168V230H167ZM171 229H172V230H171ZM229 229H230V230H229ZM23 230H24V231H23ZM25 230H26V231H25ZM28 230H29L30 234H29ZM30 230H31V231H30ZM35 230H36V231H35ZM42 230H46L47 233H46V232H43V233H45V234H42V232H41ZM82 230H83V231H82ZM107 230H108V231H107ZM122 230L124 231V234H122V233H123ZM133 230H134V231H133ZM141 230H142V231H141ZM150 230H151V231H150ZM222 230H223V231H222ZM224 230H225V231H224ZM9 231H10V232H9ZM89 231H90V232H89ZM95 231H96V232L98 231V234H99V233H100V234L97 236V233H95ZM99 231H100V232H99ZM101 231H102L103 234H106V233L108 232V234H106V236L104 235V238H105V239L103 238L104 241L100 238L101 236L103 237V234L101 233ZM105 231H106V232H105ZM135 231H136L137 234L140 236V238H139L138 235H135V234H136ZM162 231H163V232H162ZM194 231H196V232H194ZM203 231H204V233H203ZM211 231H212V232H211ZM39 232H40V233H39ZM48 232H49V233H48ZM66 232H67V233H66ZM69 232H70L71 234H70ZM116 232H113V233L116 234ZM133 232H134V233H133ZM142 232H146V233H142ZM151 232H152V233H151ZM185 232H186V234H185ZM1 233H0V234H1ZM6 233H7L8 235H7ZM9 233H10V234H9ZM13 233H15V231H13ZM16 233H15V234H16ZM93 233H95V234H93ZM198 233H199V234H198ZM40 234H42V235H40ZM83 234H84V235H83ZM156 234H157V235H156ZM213 234H214V235H213ZM242 234H243V235H242ZM247 234L250 235L251 238H254V240H256V241H258V242L252 240ZM11 235H12V236H11ZM62 235H63V237H62ZM64 235H65V236H64ZM70 235H72V236H70ZM92 235H93L94 237H93ZM111 235H113V238H112ZM130 235H131V236H130ZM134 235H135V236H134ZM152 235H153V236H152ZM159 235H160V236H159ZM237 235H238V236H237ZM256 235H258L259 237L257 236V238H256ZM8 236H9V237H8ZM32 236H33V235H32ZM32 236H31V237H32ZM40 236H41V237H40ZM46 236H47V237H46ZM88 236H89V238H91V239H89ZM91 236H92V237H91ZM107 236H110V237H107ZM122 236H123V237H122ZM132 236H134V237L132 238ZM137 236H138V237H137ZM215 236H216V237H215ZM240 236H241V237H240ZM244 236H245L246 238L249 237V239L246 240ZM247 236H248V237H247ZM252 236H253V237H252ZM1 237H0V238H1ZM19 237H18V238H19ZM29 237H30V236H29ZM50 237H51V236H50ZM68 237H70V238H68ZM95 237H96V238H95ZM97 237H98V238H97ZM116 237H117V238H116ZM120 237H121V238H120ZM129 237H130V238H129ZM151 237H152V238H151ZM194 237H195V238H194ZM59 238H60V241H61V239H62V242L59 241ZM66 238H68V239H67L68 241L66 240ZM93 238H94V239H93ZM99 238H100L101 240H100ZM110 238L112 239V241H111V240H110V241L107 240V239H110ZM119 238H120V239H119ZM137 238H138V239H137ZM147 238H148V240H146ZM200 238L203 239L202 242H201V239H200ZM232 238H233V239H232ZM241 238H242V239H245L246 241L244 240L245 242H243V240H242ZM3 239H1V240L3 241ZM50 239H49V240H50ZM64 239H65L66 241H64ZM69 239H70V242H69ZM88 239H89V240H88ZM92 239H93V240H92ZM95 239H96V240H95ZM97 239L99 240L100 243L97 241ZM117 239H119V240H117ZM134 239H135V240H134ZM140 239H142V240L139 241ZM151 239H152V240H151ZM198 239H199V240H198ZM250 239H251V240H250ZM1 240H0V241H1ZM27 240L29 241V239H27ZM27 240H26V242L28 243ZM43 240H41V241H43ZM57 240H58V241H57ZM71 240H72V241H71ZM77 240H78V239H77ZM113 240H116V241H114L115 245H114V243H113ZM125 240H126V241H125ZM143 240H144V241H143ZM145 240H146V241H145ZM150 240H151V241H150ZM193 240H194V241H193ZM204 240H205V241H204ZM218 240H219V241H218ZM241 240H242V241H241ZM78 241H79V240H78ZM78 241H77V243H78ZM91 241H92V242H91ZM93 241H94V242H93ZM95 241H96V243H95ZM102 241H103V243H102ZM117 241H118V243H117ZM127 241H128V242L130 241V242L127 243ZM131 241H132V242H131ZM136 241L138 242V244H137ZM142 241H143V242H142ZM196 241H197V242H196ZM249 241H250V242H249ZM251 241L254 242L255 244L252 243ZM24 242H25V240H24ZM26 242H25V243H26ZM64 242H65V243H64ZM66 242H67L68 244H66ZM83 242H82V246L85 247V244L83 245ZM111 242H112V243H111ZM122 242H123V243H122ZM125 242H126L127 244H126ZM156 242H157L158 244H156ZM160 242H161V244H160ZM242 242L244 243L243 246H242V247H239V246L241 245ZM17 243H19V244H17ZM25 243H23V245H24L23 247H25V245H26ZM29 243H30V242H29ZM29 243L27 244V246L29 245ZM42 243H41V244H42ZM57 243L60 244L59 247H58ZM89 243H90V244H89ZM91 243H93L94 245L91 244ZM124 243H125V244H124ZM246 243H247L248 245H249V243H250V244H252L253 246H252V245L248 246V245H246ZM256 243L258 244V246H259V245H260V246H259V247L256 246V245H257ZM61 244H62V245H61ZM110 244H111V246H110ZM116 244H117L118 246H116ZM123 244H124V245H123ZM130 244H131V245L133 244V245H132L133 248H132V246H130L132 249L129 247V248H130V250H129L128 247H126V246H127V245H130ZM141 244H142L143 246H142ZM148 244L150 245V248H149L148 250H146V248L149 247ZM151 244H152V245H151ZM182 244H183V245H182ZM239 244H240V245H239ZM261 244H262V245H261ZM19 245H20V247L22 248V249H20V250L18 249V248H19ZM51 245H52V246H51ZM80 245H81V243H79V245H77L78 248H79ZM88 245L86 244V247H88ZM90 245H91V246H90ZM92 245H93V247H94L93 250L91 249ZM108 245L110 246L109 248H108ZM122 245H123V246H122ZM134 245H135V246H134ZM140 245H141V246H140ZM147 245H148V246H147ZM158 245H159V246H158ZM184 245H185V246H184ZM245 245H246V246H245ZM43 246H44V247H43ZM48 246L51 247V250H50V247H48ZM53 246H54V247H53ZM56 246H57V248H56ZM124 246H125V247H124ZM137 246H139V247H137ZM153 246H154V247H153ZM182 246H183V247H182ZM187 246H188V247H187ZM244 246H245L246 248H247V246H248V248H247V252H248V250H249L248 255H247V252L245 251L246 248H244ZM4 247H5L6 249H4ZM86 247H85V248H86ZM93 247H92V248H93ZM98 247H99V248H98ZM105 247H106V248H105ZM136 247H137V249H136ZM144 247H145V249H144ZM251 247H252L253 249H252ZM257 247H258V249H257ZM26 248H27V250H28V249H31V245H30V247H25V248H24V252H19V253L21 254V257L19 258V260L22 259V258H25L22 254H25L26 252H27L26 254H28V251L26 250ZM78 248H77V249H78ZM104 248H105L106 250H107V248H108L107 251H110V252H105L106 250H105ZM122 248H124L125 251H124ZM125 248H127V249L130 251V255H131L132 257H131L130 255H129V257H130L131 259L128 257V254H129V253H127V249H125ZM141 248H142V249H141ZM179 248H180V249H179ZM184 248L186 249V251L184 250ZM207 248L209 249V251H208ZM239 248H242L245 252L242 253L243 250H242V249H239ZM250 248H251L252 250H251ZM263 248H264V247H263ZM13 249H14V251H13ZM53 249H54V250H53ZM58 249H59V251H58ZM96 249H97V254H98V255L96 254ZM98 249L101 251V253H100V251H99ZM111 249H112V250H111ZM113 249H114V250H113ZM117 249H118V251H117ZM204 249H205V250H204ZM211 249H212V250H211ZM255 249H257L258 251H256ZM4 250H5V251H4ZM15 250H16V251H15ZM52 250H53V251H52ZM55 250H57L58 252L55 251ZM104 250H105V251H104ZM121 250H123L124 253L126 252L127 254H126V253L124 254L123 251H121ZM133 250H134V254L131 253V251L133 252ZM139 250H140V251H141V250H144V251L146 250L145 252L142 251V253H140V254L142 255V257H139V256H141V255H138V253L140 252ZM160 250H161V251H160ZM176 250H177V251H176ZM178 250H179V251H178ZM181 250H183V251L180 252ZM202 250H203V253H202ZM216 250H217V253H216ZM218 250H219L220 253L218 252ZM241 250H242V251H241ZM253 250H254V252H253ZM2 251H1V252H2ZM25 251H26V252H25ZM31 251H32V249H31ZM31 251H30V252H31ZM39 251H40V250H39ZM54 251H55V253H54ZM83 251H84V252H83ZM102 251H103V252H102ZM111 251H112V252H111ZM119 251H120V252H119ZM156 251H158V252H156ZM204 251H205V252H204ZM207 251H208L209 253H206ZM238 251H239V252H238ZM250 251H251V253H250ZM30 252H29V255L32 253V252H31V253H30ZM41 252H42V254H40ZM41 252H40V253L37 252L38 255H39V257H41L40 255H43V251H41ZM85 252H86V253H85ZM98 252H99L100 254H99ZM121 252H122L123 254H120ZM137 252H138V253H137ZM143 252H144V253H143ZM174 252H175V253H174ZM177 252H179L180 254L178 255ZM211 252H212V253H211ZM214 252H215V253H214ZM230 252H231V253H230ZM256 252H257V253H256ZM262 252H263V251H262ZM262 252H261V254H260V253H259V254L262 255ZM10 253H9V254H10ZM90 253H91V256H89ZM102 253H103V254H102ZM113 253H115V254H113ZM158 253H159V254H158ZM183 253H185V254H183ZM249 253H250V254H249ZM1 254H2V253H1ZM5 254H6V253H5ZM5 254H2V256L5 255ZM9 254H8V257H9V259H10L11 257H10ZM26 254H25V255H26ZM34 254H36V253L34 252ZM64 254H65V252H63V255H64ZM66 254H65L64 256H63V255L58 256L59 259H61V261L63 260V258H64V260H66V257H65ZM92 254H95V255L92 256ZM105 254H106V255H105ZM143 254H144V255H143ZM171 254H172L173 256H172ZM182 254H183V255H182ZM210 254H211V255H210ZM48 255L50 256V254H48ZM48 255L46 254L45 257H48V258L51 257V258H50L51 260L54 259V258L52 259V254H51L50 257H49ZM75 255H76V256H75ZM101 255H102V256H101ZM104 255H105V256H104ZM124 255H125V256H124ZM126 255H127V256H126ZM133 255H134V256H133ZM137 255H138V256H137ZM170 255H171V257H170ZM212 255H215L214 259H210V258L213 257ZM11 256H12V255H11ZM22 256H23V257H22ZM27 256H28V255H26V258H25V259H26V260H28V258L30 259V256H28V258H27ZM32 256H33V254H32ZM61 256H63V258H61ZM114 256H115V257H114ZM117 256H118V257H117ZM180 256H181V258H180ZM263 256H264V254L262 255V257H263ZM0 257H1V255H0ZM3 257H5V256H3ZM6 257H7V256H6ZM8 257H7V258H8ZM35 257H37V256H35ZM55 257H56V256H55ZM70 257H72V259H70ZM90 257H92V262H91V263L89 262V261H91V258H90ZM93 257H94V258H93ZM109 257H110V258H109ZM112 257H113V258H112ZM116 257H117V258H116ZM123 257H125V258H123ZM126 257H128V259H127ZM154 257H155V258H154ZM172 257H173V258H172ZM174 257H176V258H174ZM208 257H209V258H208ZM225 257H226V258H225ZM227 257H228V258H227ZM244 257H243V258H244ZM250 257H251V256H250ZM37 258H38V257H37ZM43 258H44V257H43ZM97 258H98V259H97ZM100 258H101V259H100ZM103 258H104V259H103ZM105 258H106L107 260H106ZM137 258H139V259H137ZM171 258H172V259H171ZM229 258H230V259H229ZM259 258H260V257H259ZM259 258H256V259H258V260H257L258 262H259V260H260V262H261L262 259H259ZM2 259H3V258H2ZM2 259H1V261H2ZM32 259H34V258L32 257ZM40 259H41V258L38 259L39 263H40L41 260H42V259H41V260H40ZM55 259H56V258H55ZM79 259H78V261H79ZM93 259H94V260H93ZM115 259H117L118 261L116 262ZM129 259H130L131 261H130ZM136 259H137V260H136ZM174 259H175V262H174V261H171V260H174ZM184 259H185V260H184ZM207 259H208V260H207ZM227 259H229V260H227ZM263 259H264V257H263ZM16 260L18 261V259H16ZM16 260H15V261H16ZM34 260H35V261L32 262V263H36V264H37V262H36V258H35ZM43 260H44V262H45L46 259L44 258ZM64 260H63L62 263L69 262V261H67V260H66V261H64ZM101 260H103V261H101ZM105 260H106V261H105ZM167 260H168V261H167ZM169 260H170V261H169ZM209 260H210V261H209ZM222 260H223V261H222ZM238 260H239V259H238ZM240 260H241V259H240ZM17 261H16V263H17ZM28 261L31 262V261H33V260H28ZM47 261H48V260H47ZM47 261H46V262H47ZM61 261H60V262H61ZM75 261H76V260H75ZM78 261H76L75 264H80V263H78ZM87 261H88L89 263H87ZM93 261H94V262L97 261V262L94 263ZM126 261H127V262H126ZM129 261H130V262H129ZM133 261H134L135 263H134ZM178 261H180V262H178ZM44 262H43V263H44ZM46 262H45V264H46ZM53 262H54V264H55V263H58V262H57V259L54 260ZM70 262H69V263H70ZM106 262H107V263H106ZM131 262H132V263H131ZM164 262H165V263H164ZM186 262H187V263H186ZM224 262H223V264H229L228 262H227V263H224ZM262 262H263V261H262ZM3 263H4V259H3ZM18 263H19V262H18ZM41 263H42V262H41ZM71 263H70V264H71ZM13 264H15V262H14ZM19 264H21V263H19ZM50 264H51V263H50ZM59 264H61V263H59ZM66 264H68V263H66Z\"/></svg>",
    "mask_w": 264,
    "mask_h": 264
}]
</instances>
